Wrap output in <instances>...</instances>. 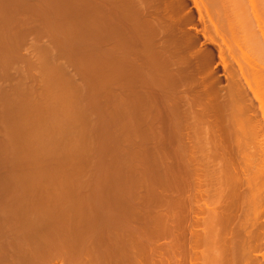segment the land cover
<instances>
[{"label": "rangeland", "instance_id": "obj_1", "mask_svg": "<svg viewBox=\"0 0 264 264\" xmlns=\"http://www.w3.org/2000/svg\"><path fill=\"white\" fill-rule=\"evenodd\" d=\"M5 1V2H4ZM81 0H0V37H2L3 38V36H6V37H4V38H6L5 39V44H3L2 42H3V39L2 38H0V41H2L1 43H0V46H1V44H2V46L0 47V56L1 57H3V59H5L6 57L5 56H7V58H8V60H7V58L5 59L6 61H4V63H2L1 64V61L3 62V60L1 59L0 60V71H1V73H0V116H3L0 120H2L3 121V124L7 121V119H10L11 120V115H13L14 113H16L18 116H20L21 117V115H22V117L20 118V119H22L23 117H25L24 119L26 120L27 119V124H29L30 123V121H31V123L29 124L30 126L32 125V123L34 122L35 124H36V118H38V116H40V118L42 119V117L43 118H45V119H43V120H47V119H49L50 121H51V124L49 123V122H47L48 123V125H46L47 123H45V125L46 126H44V127H41V128H39V130H36V129H38V127L36 128V129H33V128H35L36 126H32V129H30L31 127H29V129H28V127L25 129L26 131L27 130H29L28 132H30V134L28 133L27 135H29V137H31L30 139H28L29 137L27 136V135H25V136H17L16 138H12L11 136H10V133H9V131L12 129V126H13V124L11 123L12 121L14 122V120H11V122H10V120H8L6 123H5V127H3L4 125L1 123L2 121H0V123H1V125H0V149H1V147L2 148H4L5 150L7 149V148H9V149H7L6 150V154H4V149H2V150H0V153H3L4 155H9V156H11L9 153H11V151H12V153H13V148H14V152L15 153H13L12 154V157H13V155H15L14 157H17V155H18V157H17V159L18 160H20V162H22L23 161V163H25V166L24 167H20V168H18V170H20V172H18V170L17 169H15L16 171H17V173H14L13 174V172H15V170L13 169V168H15V167H13V162H14V160H15V158H12V157H10L11 159H14V160H11V159H9V156L6 158V157H4V155L3 154H0L1 156H3L2 158H4V159H2L1 158V156H0V181H2V182H0L1 184H0V186L1 185H3V186H5V189H3V187L1 186V188H0V198H1V201L2 200H7L8 201V197H9V193L11 194V196L13 197L15 194H16V192H17V197L15 196V198H14V200L15 199H19L18 197H20V200L21 201H25V199L27 200V201H25V202H27L29 205H30V207L28 208V211H27V216H28V220H30V221H32V223H34L35 225L33 226V227H30L29 225L27 226V222L26 221H24V220H21V217H19V216H16V215H12L11 217H12V219L14 220H12L11 219V217L10 218H8V217H6L7 219V221L8 222H10L11 223V221L13 222L12 224H15V225H12V224H8V222H6V220L4 219L5 218V216L4 215H1L0 214V216L1 217H3V219L1 218L0 219V241L2 240V244L0 245V261H1V259H2V261H1V263L0 264H4V262L3 261H5V264H15L16 262V264H65V260L63 259V257H64V251L66 252L67 250V254L71 257L72 256V258H70V260L72 259V264H79V261H82V263H86V257L89 255V257L91 256V254L88 252L87 253V251H85L86 252V254H83V253H85V252H81V248L82 247H84L86 244V242L88 243L89 242V238L91 237V239L93 238V237H96L97 235H99L100 233H101V235L102 234H107V235H109L113 230H112V228H111V230L110 231H108V228H105V229H101V228H95V227H93L95 224V222L94 221H96L97 219V221L98 222H100V223H104L105 221H104V219L106 218V216H107V218H109V216L111 217V216H117L118 217V215L120 214V215H122V217L123 216H125L126 215V217H127V215H128V212L130 211V214H131V216H129L128 215V217L127 218H129V221L131 220L130 218H138V217H140V216H138V214L139 215H141L142 213H144V215H147V213L145 214V212H148V214H149V216L152 214V213H150L151 211L154 213V214H156V215H164L166 212H167V210L169 211V209L168 208H170V210L172 209V208H174L173 210H175V212L173 213V212H170L171 214H172V216H175V213L178 211V208L180 207V208H182L181 206H176L177 207V210H176V208H175V205H174V207H167V203H166V201L168 200V202L170 201V199H172L171 201H177L175 198H177V196L179 197V198H177V199H180L181 197L183 198H185L184 200L186 201L187 199H192L190 196H192L191 194L194 192V190H196V189H194L193 190V188H190V189H186V191L187 190H189L188 192H185V190H183V191H180V192H183V194L182 193H180L179 192V190H178V192L180 193V194H178V193H176L177 191V189L175 190V188L174 187H172V188H174V190L173 189H168V188H170V187H168L170 184H168V182L170 183V182H172V183H174V182H176L175 180L177 179V177L176 176H178V172L176 173V171H177V169L176 168H178L179 167V163H178V161L179 160H177V156H178V154L176 153L175 154V147L178 145H176L175 143H176V139L174 140L173 138H175V137H169V133H171L170 131H172V127L170 128V130L168 131V132H166L167 130L166 129H168V127H167V125H166V127H165V124H166V121H168L167 119H169V125L170 126H172V120H173V118H169V117H167V119H165L166 118V116H167V114H165L167 111H166V107L164 106L165 104L164 103H162V100H161V102H160V100L158 99V98H156V95H153L152 96V94H155L154 92V90L155 89H153V88H151V87H149V86H147L146 84H144V83H139V84H137V85H135L134 87H132V89H130L131 88V81L128 83V81L129 80H131L133 77H135V76H137L135 79H143L144 77H138V75H140V73H138V71L137 70H135V73H133V71H132V69H131V66L129 67V65H131L130 63H131V61H133L134 63H136V64H138V61L140 60L141 61V56L139 57V55H136V57L138 58V59H136V57L134 56V58L133 57H129L130 56V53H128L129 51H127L133 44H131V43H133L132 42V40H131V36L130 37H128L129 36V34H128V32H127V34L128 35H124V33L126 32L125 31V29L124 28H121V26H119L118 27V25H120V23H119V21L117 22V20H115V18L112 16L111 17V15L109 14V13H105V12H103L102 11V13L100 12V10L98 11L97 9H96V7L95 6H88V5H86L87 6V9H85V10H83L84 9V4L82 3V1L80 2ZM80 2V3H79ZM257 2V1H256ZM78 3V4H77ZM258 3V2H257ZM73 4V5H72ZM11 5H13V6H11ZM17 6V7H16ZM80 6V7H79ZM2 7V8H1ZM8 7V8H7ZM15 7V8H14ZM89 7V8H88ZM261 7V6H260ZM259 7V8H260ZM13 8V9H12ZM79 8V9H78ZM95 8V10H92V9H94ZM262 8V7H261ZM75 9V10H74ZM263 10H264V8H262ZM19 10V11H18ZM81 10H83V11H81ZM87 10V11H86ZM89 10V11H88ZM96 10H97V13H93V12H96ZM86 11V12H85ZM110 11V10H109ZM192 11H194V9L192 10ZM260 12V11H259ZM261 12H263V11H261ZM261 12H260V14H261ZM69 13H71L70 15H69ZM87 13H89L88 15H87ZM99 13V14H98ZM111 13V12H110ZM5 14V15H4ZM67 14V15H66ZM76 14H78V15H76ZM84 14V15H83ZM92 14V15H91ZM95 14V15H94ZM97 14V15H96ZM106 14V16H103V15H105ZM108 14V15H107ZM264 14V13H263ZM83 15V16H82ZM101 15V16H100ZM110 15V16H109ZM95 16H96V18H95ZM99 16V17H98ZM78 17V18H77ZM83 17V18H82ZM84 17H86L85 18V20L84 21H87V18L89 19V20H91V22H89V21H87V24L88 25H84V27H87L88 26V28H87V30L85 29L84 30V28H82L83 27V25H81V24H84L83 22L84 21H82L83 19H84ZM102 19H101V18ZM106 17V18H105ZM109 17V18H108ZM97 18H99V19H101L103 22H101V20H97ZM103 18H104V20H103ZM112 18H114V19H112ZM240 18V19H239ZM239 18H237L238 20L236 21V22H239V20H240V24L239 25H241V27H243L244 25H242L241 24V22H243V17H239ZM264 19V16L263 17H260V19ZM79 21H78V20ZM92 19H93V22H94V20L96 21V25H95V22H94V25L95 26H97V24H98V21H100L101 23L100 24H102L101 25V27L100 26H97V28L98 27H100L101 28V30H103V31H101L102 32V34H103V32H105L106 30H107V34H105L104 33V35H103V37L100 35V31H98V30H100V28L98 29V30H96L97 28L94 26V25H92L91 26V24H93L92 23ZM108 19V20H107ZM242 19V20H241ZM244 19H246L245 17H244ZM113 20H115L114 22H113ZM104 21H105V23H104ZM248 20L246 19V22H247ZM263 21V20H262ZM261 21V22H262ZM108 22L110 23L109 25L111 26V29H110V26L108 27V26H105V25H107L108 24ZM116 22V23H115ZM264 22V21H263ZM86 23V22H85ZM104 23V24H103ZM235 23V22H234ZM249 23V22H248ZM79 24V25H78ZM89 24H90V26L91 27H89ZM113 24V25H112ZM237 24V23H236ZM245 24V23H244ZM247 24V23H246ZM46 25V26H45ZM52 25V26H51ZM57 25V26H56ZM62 25V26H61ZM103 25H104V27H103ZM8 26V27H7ZM73 26V27H72ZM114 27V29H113V27ZM61 27V28H60ZM102 27H103V29H102ZM197 30H201L202 29V27H201V25H197ZM245 27V26H244ZM54 28V29H53ZM81 28V29H80ZM89 28H92V29H89ZM96 28V29H95ZM108 28V29H107ZM119 28H121V29H119ZM190 27H187V28H185L186 30L187 29H189ZM7 29V30H6ZM45 29V30H44ZM104 29H105V31H104ZM109 29L110 30H114L112 33L113 34H115V35H117V34H121V36L122 37H120L119 36V38H118V35L117 36H114V38L115 39H117L118 41L119 40H121V38H123L122 39V41H125L126 43H127V45L126 44H124V45H121V43L123 44V42L122 41H120V42H116V40H113V42H115V43H117L118 45H119V43H120V45L123 47V46H125V47H123L122 49H123V57L125 58V62H124V59L121 57V46H118L120 49V53H119V50L117 49L118 47H117V44H115V46H114V49H112V47H110L113 51H111V52H108V53H106L105 51H109V49H108V46H113L114 44H113V42H111L110 40H112V39H114L113 38V36L112 37H110V39L108 40V42H107V40L105 39V38H109V37H105V36H111L112 34H110V32H109ZM119 29V30H118ZM123 29V30H122ZM176 29V28H175ZM185 29H181L182 31L181 32H179L177 29H176V31H175V33H174V36L176 35V38L175 39H177V40H175V42H176V44H177V42L179 41L180 42V44H182V45H178L179 44V42H178V46H181V47H178L179 48V51H177L178 52V54H176V57H178V58H180V60H182V62H184V60L186 61V60H188L187 61V63L189 64V61L190 62H192V64H189L190 65V68H194V70H192V69H189L188 68V73H189V71L191 72L190 73V76H189V78H191V79H189V78H187L188 79V86H190L191 87V89L186 85L185 86V82L187 81V79H186V81H182V82H180L181 84L183 83V85H181V86H179V88H178V85L180 84H178L177 85V87H176V89L177 90H175L176 91V95L178 96H175L174 94H173V92L175 93V91H172V93H170V95L172 94V96L173 97H175V98H173L174 100H176L177 102H178V107H180V108H178L177 106H176V104H174L173 102H175L172 98V100L170 101V102H172V104H174V106L172 107V110H173V108H175L174 110H177V111H172V113H171V116H172V114H174V116L176 115V117H182V113H183V111H184V109H185V107L186 106H184L183 105V107H184V109H182L183 107H182V104L180 103V101H182L183 102V100L181 99L182 97H187V98H185V99H188V97H189V99L188 100H190V101H188V103L190 102V103H196V104H194V106H195V108H196V106L198 107V103H197V101L199 100V104L203 101L204 103H201L202 104V107H205V105L203 106V104H207L208 102V106L209 107H205V108H203V109H205V110H208L207 112H209V115H212V113L214 114V116H215V114H218V113H216V112H218V111H222V115H219V118L222 116V117H224L225 119H223L222 120V117H221V120L223 121V123H224V120L225 121H227L228 120V125L230 124V123H232L233 121L235 122V118L236 119H238L239 120V122H240V124L239 125H235V127H231V128H235L236 129V127L238 126L239 128H237V129H239V130H241V132H242V134H244L243 135V137H241V139L239 140L240 142L238 143V141H237V143L239 144V148H241L240 147V143H243L244 144V146L247 144V146H248V143L250 144V147H249V149L248 148H246L245 147V149H246V154H247V150H248V152H250L249 154H250V156H249V154H244L245 152H243L244 151V148H243V151H242V148H241V151H242V155H246L247 157H244V156H238L239 157V159H240V157L243 159V157H244V159L245 158H249L250 157V159H251V157H252V155L251 154H253V159L255 158V159H257V158H259L258 156H260V157H262V154L264 155V150H263V153H260L261 151H260V148H261V146L263 147L264 145H259V143L258 142H260L261 143V141L264 139V137H263V133L262 134H260L259 135V137H258V140H257V138H253V139H256V141H257V143H258V145H257V143L255 142V141H253V140H251L252 139V137L250 138V136H251V131H252V122H249L248 121V118L250 117V115H251V118L254 116V119H256V120H254L253 118H252V121L254 120V121H259V123H260V121H261V123H262V125H263V121L264 120H262L261 118V116H263V112H261L260 110H262V108L260 109V106L261 105H263L264 104V88L262 87L263 85H261V89L262 90H260L259 89V87H258V84H259V86H260V80L261 81H264V76L262 77V76H260V78H259V76H257V75H259V71H261V72H263L264 70H261L262 68V66H264V64L263 63H259L258 64V68H257V66L254 68V70L255 71H253V70H249V65L247 64L248 62H249V60H248V62L247 63H245L244 65L246 66L247 65V67H246V69H243V71H244V73L246 72L247 73V71H249L248 72V74H250L249 76H251L250 77V79H251V81L253 80H259V82L257 83V81H255V83H256V85L257 86H254L255 88H256V92H257V94H256V92H254V94L256 95V97L254 96V94H253V90L255 89V88H252L251 86L252 85H250V90L251 89H253L252 91H250L249 90V88H248V86H247V84L246 83H244V80H242L241 81V79L240 80H238V81H240L237 85H236V88H235V90H236V92H237V89L239 88L240 89V86H241V83H244V84H242L243 86H241L242 88L241 89H243V90H241L242 92L243 91H245L244 89H246V92H247V95L248 96H245L244 98L246 99V100H252V102H253V107L254 108H251L252 106H251V103L252 102H246V100H244V99H242L243 97V95H244V93H242L241 92V94L242 95H240L239 96V98H238V96H236L237 94H235L234 92H233V94H234V96H236V98H238L239 100L240 99H242L243 100V102H244V107L246 108V105L247 104H250V105H247V106H249V108H251L252 110H250L249 112H252L254 115L252 116V113H249L248 111L246 112V114L248 115V117L245 115V111H243L244 110V107H243V105H242V102L241 103H239L240 101H238V99H236V101H235V103H233L234 101H233V99H232V97H233V95L231 94L232 93V87H234V86H232V85H234L236 82H238L237 81V77L236 76H238L239 74H237L236 73V71H238L236 68H238L237 67V65L236 64H238V65H240L239 64V62H237L239 59H241V56H242V54H244L245 52H243V50L245 49V47H246V49H245V51L249 48L250 49V44H248V48H247V45L245 46V41H246V38H247V34L246 33H244V34H246L245 36H246V38H245V36H243V33H240L238 36H240V37H238L239 38V41L240 40H242V42L240 43L241 44V47L243 46H245L243 49H242V54H240L241 53V50L240 49H238V48H236V51L238 50V54L240 55H237V53H236V51L234 52V53H236V55H233L232 54V56H233V59H230V58H232V56L230 57V56H227V60L226 61H224V64L223 63H221V61H220V59H219V56H218V52H217V50H216V47H215V45L212 43H210L209 44V39H207L206 40V43H205V41H204V39L201 37V34H198L197 35V38H200V39H198L199 41L195 44V45H193L194 46V49H193V47L191 46V47H187L188 46V44L186 43V42H188V40H190V38L188 39L186 36H188V35H186L187 33L186 32H188V30L185 32V34L183 33L184 31L183 30H185ZM3 30V31H2ZM78 30H80V32L78 31ZM89 30V31H88ZM96 30V32L94 33V31ZM116 30V31H115ZM199 30V31H200ZM45 31V32H44ZM82 31H88V34L86 35V33L87 32H82ZM93 31V32H92ZM117 31H119V32H117ZM179 32V34H178V32ZM44 32V33H43ZM67 32V33H66ZM115 32H117V33H115ZM124 32V33H123ZM123 33V34H122ZM184 34V36H181L182 34ZM191 33L192 34H194L195 33V31L193 30V31H191V29L189 30V37H190V35H191ZM2 34H3V36H2ZM10 34V35H9ZM74 34V35H73ZM93 35V38H98V39H93V38H91L90 36L91 35ZM98 34H99V36H98ZM126 34V33H125ZM181 34V35H180ZM242 34V35H241ZM53 35V36H52ZM72 35V36H71ZM81 35V36H80ZM88 35H90V36H88ZM94 35H96V36H94ZM13 36V37H12ZM61 36V37H60ZM83 36H85L86 38H85V40L83 39L82 40V38H84ZM245 38V40H243L244 38ZM9 37V40L7 39ZM90 39L89 41H90V43H89V41L87 40L88 38ZM99 37H101V38H99ZM117 37V38H116ZM178 37V38H177ZM181 37V38H180ZM60 38V39H59ZM64 38V39H63ZM103 38H104V40H103ZM112 38V39H111ZM183 38V39H182ZM187 38V39H186ZM214 38H216V37H214ZM241 38V39H240ZM243 38V39H242ZM12 39V40H11ZM68 39V40H67ZM94 41H93V40ZM102 41H101V40ZM129 39V40H128ZM217 39V38H216ZM14 40V41H13ZM66 40V41H65ZM100 41V42H102L101 44H106L105 46H107V47H105V46H103L102 45V47H101V45H99L100 44V42H96V41ZM217 40H219V39H217ZM11 42V43H9V42ZM24 41V42H23ZM56 41V42H55ZM65 41V42H64ZM85 41V42H84ZM86 41H88V42H86ZM109 41L111 42V43H109ZM204 41V42H203ZM17 42V43H16ZM68 44H67V43ZM92 42H94V45H93V43ZM98 43L97 45H96V43ZM105 42V43H104ZM124 42V43H125ZM204 44V45H202V43ZM243 42L245 43L244 45H243ZM23 43V44H22ZM84 43V44H83ZM89 43V44H88ZM109 43V44H108ZM187 44L186 45V49L184 48V46H185V44ZM189 44H190V42H188ZM192 43V42H191ZM7 44H9V45H11V46H9V45H7ZM15 44V45H14ZM20 44V45H19ZM83 44V45H82ZM94 46H92V45ZM17 45V46H16ZM87 45V46H86ZM90 45V46H89ZM202 45V46H201ZM211 45V46H210ZM263 45V44H262ZM4 46H6V49L5 50H3L5 47ZM19 46V47H18ZM82 46H84V49L83 50H87L89 47H90V49H89V51H91V52H89V51H87L86 53H87V56H86V54H85V52L84 53H82ZM99 47V49L97 48V47ZM128 46H130V47H128ZM196 46L198 47L197 49H199V47H200V51H199V53H201V51L203 52V50H204V52H206L205 51V49L207 48V51L208 52H211V51H214L213 52V54L215 55L214 57H212V58H214V60L212 59V63L208 66H205V65H203L201 62H199L200 61V55L198 56V55H196L197 54V52H198V50L196 49ZM9 47H11V48H9ZM62 47V48H61ZM86 47V48H85ZM91 47H93V48H91ZM105 48V51H104V48H103V50L101 49V48ZM240 47V48H241ZM263 47V46H262ZM18 48V49H17ZM128 48V49H127ZM181 48H183V49H181ZM188 48V49H187ZM212 48H213V50H212ZM39 49V50H38ZM46 49V50H45ZM94 49H98L99 51L101 50V51H103V52H105L104 53V55L101 53V55L98 53L97 54V51L96 50H94ZM110 49V50H111ZM115 49H117V54H119V57H118V55L117 54H115L116 53V51H114ZM159 50V52H158V50ZM248 49V50H249ZM252 49V48H251ZM5 51V52H3V51ZM6 50H8V51H6ZM44 52H43V51ZM124 50H126V51H124ZM197 50V51H196ZM10 51V52H9ZM94 51V52H93ZM98 51V52H99ZM100 51V52H101ZM160 48H158V46H156V53H150V56L153 58H156V60H158L157 62H161V59L163 60V58H161V59H158L159 58V56H158V54H157V52L158 53H160ZM182 51V52H181ZM183 51H184V53H186V54H183ZM196 51V52H195ZM252 51V50H251ZM262 51H264V47L262 48ZM9 52V53H8ZM13 52V53H12ZM69 54H68V53ZM71 52V53H70ZM114 52V53H113ZM128 54H127V53ZM2 53H5V54H7V55H4L3 56V54ZM44 53V54H43ZM67 53V54H66ZM94 53L95 54H97V55H95L94 56ZM110 53V54H109ZM128 55H126V54ZM180 53H181V55L182 56H180ZM198 53V54H199ZM212 53V52H211ZM249 53H250V55H251V52L250 51H247V55L249 56ZM43 54V55H42ZM46 54V55H45ZM148 55H149V53H147ZM156 54V55H155ZM191 54H193V56H190ZM263 54H264V52H263ZM13 55V56H12ZM84 55V56H83ZM100 55V56H99ZM103 55V56H102ZM108 55V56H107ZM109 55H110V57H109ZM113 56V58H112V60H111V57ZM115 55H117L116 57H115ZM126 55V56H125ZM178 55V56H177ZM194 55H196V56H194ZM247 55H244V57H246ZM254 55V54H253ZM90 56H92L91 58H88V57H90ZM98 56H99V58H98ZM156 56H158V57H156ZM180 56V57H179ZM184 56V57H183ZM234 56H236L235 58H234ZM252 56V55H251ZM246 57V59L245 58H243V60L246 62V60L247 59H249V58H253V57H255L254 59L255 60H257V59H259V58H257V56H253V57ZM0 57V58H1ZM47 58V62L46 63H44V61H45V59ZM72 57H74V58H72ZM87 57V58H86ZM97 57V58H96ZM107 58L108 59V57H109V59L108 60H110V62L112 63V64H110L109 63V61H107V62H105L104 60H107V59H103L102 60V58ZM118 57V58H117ZM126 57L128 58H132V60H130L129 58H128V60L126 61ZM183 57V58H182ZM190 57V58H189ZM196 57V58H195ZM237 57H239V59L237 58ZM259 57V56H258ZM45 58V59H44ZM96 58V59H95ZM114 58H116V59H120V60H122L123 62L121 63L120 62V60H116V59H114ZM153 58V59H154ZM197 58H199V60H197ZM238 60H237V59ZM73 59V60H72ZM75 59V60H74ZM84 59V60H83ZM99 59V60H98ZM113 59H114V61H113ZM134 59V60H133ZM226 59V58H225ZM230 59V60H229ZM253 59V60H254ZM97 60V61H96ZM135 60H138L137 62L135 61ZM197 60V63H200V65H202V66H205V69H204V67H199L198 68V65L199 64H197L195 61ZM236 60V61H235ZM242 60V59H241ZM241 61V62H244V61ZM250 60H252V59H250ZM70 61V62H69ZM85 61V62H84ZM103 63H102V62ZM113 61V62H112ZM115 61H117L118 63H115ZM128 61H130V63L128 62ZM214 61V62H213ZM216 61V62H215ZM229 61H230V63H232V65L231 64H229ZM79 62V63H78ZM83 62V63H82ZM91 62L92 63H94V64H91ZM101 64L100 65V67H99V63ZM119 62L121 63V65L119 64ZM157 62H156V64H157ZM228 62V64H226ZM234 62V63H233ZM235 62H237V63H235ZM45 64V67H44V65L42 66V64ZM52 63V64H51ZM108 63L110 64V65H112V67L111 66H109L108 65ZM123 63H124V67H125V63H126V66H127V64H128V66L127 67H125L126 69H124V67H123ZM194 63V64H193ZM222 65H221V64ZM48 65V67H47V65ZM90 64V65H89ZM119 66H118V65ZM233 64H234V67H235V70H234V72H235V74H234V72L232 71L231 72V70H230V72L232 73H230L229 72V70L226 68V70H228V71H226V72H224L225 70H224V66L226 67V66H229V68L231 67V68H233ZM261 64V65H260ZM263 64V65H262ZM94 65H97V66H94ZM103 65H105V66H103ZM195 65H197V66H195ZM199 65V66H200ZM243 65V63L240 65V66H244ZM55 66H56V68H55ZM95 68H94V67ZM115 66V67H114ZM194 66V67H193ZM245 66L244 67H242V68H245ZM261 66V67H260ZM1 67H2V69H1ZM42 67H44V68H42ZM97 67V68H96ZM98 67L99 68H101L102 69V67H103V70L101 71V69H99V70H97L98 69ZM106 69H105V68ZM108 67H111V68H113V70H116V71H118L117 73L116 72H113V70H111V68L109 69ZM119 67H121V68H119ZM249 67V68H248ZM59 68H61V70L59 69ZM77 68V69H76ZM116 68V69H115ZM123 68V69H122ZM198 68V69H197ZM260 68V70L259 71H257L258 69ZM41 69H43V71H44V69H46L45 71L47 72H45L44 74H42V75H45L47 78H49L48 80H50V78H51V80H50V83L53 85H51V84H49V82H48V80L45 78V76H42L41 75V73L43 72ZM48 69V70H47ZM50 69H51V71H50ZM56 69V70H55ZM122 69V70H121ZM128 69H130L129 71H128ZM170 69V68H169ZM196 69H197V71H196ZM202 69V70H201ZM210 69V70H209ZM234 69V68H233ZM264 69V68H263ZM42 72H41V71ZM97 70V71H96ZM106 70V71H105ZM110 71L111 70V72H108V71ZM204 70V72H202ZM211 70H212V72H214V73H211ZM52 71H53V73H52ZM62 71V72H61ZM96 71V72H95ZM128 71V73H130L131 71V73L130 74H132V76L130 75V74H127L126 72ZM137 71V72H136ZM251 71H253L254 73L256 72L257 73V75L255 74L254 76L255 77H257L256 79H254L255 77H252L253 76V72H251ZM52 73V74H50V73ZM81 72V73H80ZM99 72H100V74L102 75V76H100V74H99ZM112 72L114 73V74H112ZM172 72V71H171ZM198 72V73H197ZM202 74H201V73ZM206 72V73H205ZM210 72V74H212V76H210V77H212L211 78V80L209 79V81L206 79V78H210L209 76L208 77H204V76H206V75H210V74H207V73H209ZM218 72V73H217ZM230 73V75H228V76H230V78L231 77H233V74L235 75L234 77H236V79L234 78L233 79V81H236V82H233L232 80H230V78H228V76H227V74L228 73ZM49 73V74H48ZM61 73V74H60ZM105 73V74H104ZM115 73H116V75H115ZM252 73V74H251ZM264 73V72H263ZM4 74V75H3ZM55 74V75H54ZM56 74H59V75H56ZM86 74V75H85ZM98 74V75H97ZM104 74V75H103ZM119 74V75H118ZM127 74V75H126ZM135 74V75H134ZM224 74H226L225 76H224ZM262 73H260V75H261ZM49 75H51V76H49ZM118 75V76H117ZM130 75V76H129ZM134 75V76H133ZM189 75V74H188ZM203 75V76H202ZM3 76V77H2ZM56 76H58V77H56ZM61 76V80H60V77ZM85 76V77H84ZM89 76V77H88ZM117 76V77H116ZM124 76V77H123ZM126 76H128L127 78H126ZM178 76V75H177ZM177 76H174L175 78H177ZM248 75H246V77H249ZM42 77H43V79H42ZM56 78V79H54V78ZM100 77V78H99ZM188 77V76H187ZM194 77V78H193ZM202 77H204V78H202ZM262 77V78H261ZM57 78L59 79V81L58 82H60V83H58L57 84ZM104 78V79H103ZM106 78V79H105ZM116 78V79H115ZM120 78V79H119ZM123 78V79H122ZM214 78H216V79H214ZM220 78V79H219ZM226 78H228V80L226 79ZM259 78V79H258ZM44 79H45V81H44ZM98 79V80H97ZM102 79V80H101ZM124 79H126V80H124ZM129 79V80H128ZM137 79V80H138ZM195 79V80H194ZM204 79V80H203ZM213 79H214V81L215 80H217V82H214V84L212 85V86H214V87H210L211 86V84H212V82H213ZM232 79V78H231ZM63 80V81H62ZM117 82H116V81ZM121 80V81H120ZM194 80V81H193ZM229 80H230V82H229ZM53 81H55L54 82V84H53ZM124 81V84L122 83V85L120 86V83L121 82H123ZM126 81H127V83H126ZM140 81V80H139ZM192 81V82H191ZM204 81V82H203ZM206 81V82H205ZM221 81V82H220ZM233 83H232V82ZM246 81H247V79H246ZM250 81V80H249ZM47 84H46V83ZM63 82H65V83H63ZM191 82V83H190ZM200 82V83H199ZM112 83H113V85H112ZM116 83V84H115ZM117 83H119V85H117ZM185 83V84H184ZM211 83V84H210ZM215 83H217V84H215ZM232 83V85H230V84ZM247 83H248V81H247ZM253 83V85H254V82H252ZM56 84H57V86H56ZM108 84V85H107ZM126 84V85H125ZM128 84H129V87H127L128 86ZM190 84V85H189ZM204 84V85H203ZM240 84V85H239ZM249 84H251V83H249ZM248 84V85H249ZM61 85H62V87H61ZM86 85V86H85ZM116 85L117 86H120L121 88H122V91H120L121 90V88L120 87H116ZM138 85L140 86V88L138 87ZM146 86V87H144V86ZM21 86H22V88H21ZM49 86V87H48ZM65 86H67V87H65ZM98 86V87H97ZM105 86V87H104ZM144 88H143V87ZM183 86L184 87H186L190 92L191 91H194V93L196 92V94L195 95H192L193 94V92H189L188 90H187V92L189 93H185L186 91V88H183ZM239 86V87H238ZM245 86V87H244ZM46 87V88H45ZM50 88L49 89V91H48V88ZM54 87H56L55 89H57L56 91H55V89H54ZM58 87L60 88L59 90H60V92H58L59 90H58ZM115 87V88H114ZM148 87V88H147ZM180 87H182V90H181V88ZM244 87V88H243ZM257 87H258V89H257ZM21 88V89H20ZM51 88H52V90H51ZM64 88V89H63ZM65 88H66V91H65ZM203 88V89H202ZM209 88V89H208ZM18 89L20 90V91H18ZM47 89V90H46ZM54 89V90H53ZM134 89V90H133ZM138 91H137V90ZM184 89V90H183ZM239 89H238V92H240L239 91ZM61 90H63L62 92H61ZM67 90H69V91H67ZM101 90V91H100ZM109 90V91H108ZM140 90H141V92H140ZM144 90V91H143ZM180 90V91H179ZM259 90V91H258ZM26 91V92H25ZM93 91V92H92ZM119 93H118V92ZM131 91L134 93V95H133V93H131ZM136 91H137V93H136ZM146 91H147V93H146ZM149 91V92H148ZM151 91V92H150ZM185 91V92H184ZM207 91H210V92H207ZM216 91H217V93H216ZM229 91H231V95H228V92ZM20 92V93H19ZM46 92H48V93H50V94H52L51 96H48V95H50V94H48V93H46ZM70 92V93H69ZM106 92V93H105ZM112 92V93H111ZM120 92L122 93V94H120ZM132 94V97H131V99H133V98H135V99H133V100H129L128 98L131 96V94ZM178 92V93H177ZM180 92V93H179ZM246 92H245V94H246ZM263 92V93H262ZM18 93V94H17ZM48 94L47 96L45 95L44 96V94ZM60 93L62 94V93H65V94H62L61 96H59L60 95ZM140 93V94H139ZM183 93V94H182ZM215 93V94H214ZM219 93V94H218ZM2 94V95H1ZM11 94V95H10ZM19 94H21V96L19 95ZM68 94H69V97H67L68 96ZM70 94H72V95H70ZM137 94V95H136ZM142 94H146L145 96H146V98H145V96H143ZM218 96H217V95ZM260 94H261V96H260ZM5 95H7V97L5 96ZM23 95V96H22ZM75 95V97H73ZM116 95V96H115ZM119 95V96H118ZM124 95V96H123ZM126 95H127V97H126ZM142 95V97H140ZM183 95V96H182ZM187 95V96H186ZM3 96V97H2ZM12 96V97H11ZM16 96V97H15ZM25 96H27V97H25ZM57 96H59V98H61V97H63V96H65L64 98H62V99H59V98H57ZM72 96V97H71ZM78 96V97H77ZM96 96V97H95ZM120 96H122V97H120ZM134 96V97H133ZM155 96V97H154ZM171 96V97H172ZM198 96V97H197ZM201 96V97H200ZM208 96V97H207ZM228 96L230 97V96H232V97H230L231 99H232V103L234 104V106L232 107L231 105H233V104H230V102L228 101ZM5 97V98H4ZM9 97V98H8ZM14 97V98H13ZM41 97V98H40ZM48 97V98H47ZM90 97V98H89ZM137 97V98H136ZM148 97V98H147ZM151 97H153V98H151ZM179 97H181L180 99H179ZM197 97V98H196ZM213 97L215 98V99H213ZM24 98V99H23ZM49 100L50 102H48L47 104L48 105H46V103H44L46 100ZM54 98V99H53ZM66 98H67V101H66ZM85 98V99H84ZM116 98V99H115ZM120 98V99H119ZM143 98H145V100L143 101ZM156 98V99H155ZM220 98V99H219ZM226 98H228L227 99V103H229L230 104V107H232L230 110H228V109H225L224 111H223V109H224V107L225 106H223L222 104H226ZM263 98V99H262ZM6 99H8V101L6 100ZM43 99V100H42ZM57 99V100H56ZM84 99V100H83ZM93 99V100H92ZM117 99H119V100H117ZM128 99V100H127ZM137 99V100H136ZM156 100V101H153V100ZM259 99V100H258ZM3 100V101H2ZM10 100H12L13 101V103H12V101H10ZM17 100V101H16ZM22 100H23V102H25V100H27L25 103H22ZM29 100H31V101H29ZM62 100H65L66 102H62L61 104H60V101H62ZM68 100H70V101H72L73 100V102H70V101H68ZM74 100H76L75 102H74ZM83 100V101H82ZM90 100V101H89ZM135 100L137 101V102H135ZM263 101L261 104L259 103V101ZM5 101L8 103V102H11L10 104L12 105H10V107L5 103ZM51 101H55V102H57L56 103V105H58V101H59V105L61 106V110L63 109V111L64 110H66V112L64 111V112H60L61 110H59L60 108V106L58 105V107L57 106H55L54 104H55V102L53 103V102H51ZM139 101V102H138ZM157 101H159L160 102V104L161 105H163L165 108H163V109H165L164 111H166L165 113L164 112H162L163 110H162V106H161V108H159L160 106H158V105H160V104H158V102ZM192 101V102H191ZM231 101V100H230ZM238 101V103H236ZM14 102H15V104H14ZM17 102V103H16ZM28 102H29V104H28ZM36 102V103H35ZM40 102H42V103H44L43 105H42V103L40 104ZM47 102V101H46ZM93 102V103H92ZM97 102H98V104H97ZM115 102V103H114ZM118 102V103H117ZM126 102V103H125ZM132 104H131V103ZM136 103V105L135 104H133V103ZM211 102V103H210ZM219 102H221V105L223 106V109L222 110H218V108L220 107V103ZM225 102V103H224ZM4 103V104H3ZM32 103H33V106H32ZM67 103V104H66ZM120 103V105H118ZM130 103V104H129ZM138 103V104H137ZM150 103V104H149ZM166 103V102H165ZM214 103V104H213ZM219 103V104H218ZM247 103V104H246ZM9 104V103H8ZM21 105L22 104V106L20 107V106H18V105ZM28 104V106H26ZM31 104V105H30ZM34 104H38V106L36 105H34ZM50 104V105H49ZM139 104H142V105H139ZM144 104V105H143ZM181 104V105H180ZM201 104L199 105V107H201ZM212 104V105H211ZM218 104V105H217ZM39 105H41V108H42V110H41V108H40V106ZM52 105V106H51ZM66 105V108L64 107V106ZM70 105V106H69ZM75 105V106H74ZM94 105V106H93ZM105 105V106H104ZM130 105H132V106H130ZM139 105V106H138ZM166 105H167V103H166ZM213 105H215L214 107H213ZM260 105V106H259ZM5 106V107H4ZM16 106V107H15ZM45 106H47V107H45ZM49 106V107H48ZM51 106V107H50ZM53 106H54V108L55 109H50V108H53ZM101 106V107H100ZM114 106H115V108H114ZM121 106V107H120ZM124 106V107H123ZM134 106L135 107H137V108H134ZM141 106V107H140ZM142 106H145V107H142ZM176 106V107H175ZM221 106V107H222ZM229 106V105H228ZM251 106V107H250ZM4 107V108H3ZM12 107H14V108H12ZM23 107H24V109H23ZM29 107H30V110H29ZM32 107H35L36 109H34V108H32ZM39 107V108H38ZM63 107V108H62ZM71 107V108H70ZM108 107V108H107ZM127 107V108H126ZM130 107L133 109V110H135V111H131V109H130ZM211 107H213V109L211 108ZM227 107V106H226ZM225 107V108H226ZM2 108H3V110H2ZM16 108V109H15ZM22 108V109H21ZM27 108V109H26ZM47 108L49 109V110H51L52 112H50L49 110L47 111ZM67 108H69V110H67ZM78 108V109H77ZM80 108V109H79ZM83 108H84V110H83ZM154 108H155V111H154ZM158 108V109H157ZM194 108V107H193ZM193 109V115H192V117L195 115L196 116V114L195 113H197L198 112V115L199 116H201V115H204L205 117H203V119L204 118H211L212 116H206L205 114H206V112L205 113H201V112H203L202 111V109L201 110H199L200 108H198V109ZM215 108H217L216 110H215ZM228 108V107H227ZM235 108V109H234ZM248 108V107H247ZM246 108V109H247ZM256 108V110H255V112H254V109ZM260 110H259V109ZM27 111H26V110ZM44 109H46L45 111H44ZM57 109V110H56ZM103 109V110H102ZM114 109V110H113ZM160 109V110H159ZM179 109V110H178ZM181 109L183 110L182 112H181ZM234 109V110H233ZM7 110V111H6ZM20 110V111H19ZM23 110V111H22ZM26 112H25V111ZM71 110V111H70ZM78 111V113H77V111ZM87 110V111H86ZM113 110V111H112ZM128 110V111H127ZM138 112H137V111ZM141 110H142V112H141ZM153 110V111H152ZM158 110V111H157ZM211 110V111H210ZM218 110V111H217ZM34 111V112H33ZM38 111H39V114H38ZM41 111V112H40ZM69 111H70V114H68L69 113ZM86 111V112H85ZM146 111H148L147 113H146ZM156 111H157V113H156ZM196 111V112H195ZM215 111V112H214ZM226 111V112H225ZM8 112V113H7ZM12 112V113H11ZM18 112H19V114H18ZM29 112H33L31 115H33V116H30L29 115V117L27 116V114L29 113ZM46 113V115H44V114H41V113ZM47 112H48V114L49 115H47ZM71 112H73V113H71ZM81 112V113H80ZM83 112V113H82ZM92 112V113H91ZM129 112H130V115H129ZM135 112V113H134ZM160 112V113H159ZM174 112V113H173ZM223 112H224V114H227V116L226 115H224L223 114ZM27 113V114H26ZM51 113V114H50ZM53 113V114H52ZM57 114V116H56V114ZM75 113V114H74ZM96 113H98V114H96ZM114 113V114H113ZM134 113V114H133ZM163 113V114H162ZM176 113V114H175ZM200 113V114H199ZM257 114V117L255 116L256 114ZM21 114V115H20ZM30 114V113H29ZM37 114V115H36ZM68 114V115H67ZM83 114V115H82ZM85 114V115H84ZM136 114V115H135ZM141 114V115H140ZM160 114V115H159ZM178 114V115H177ZM181 114V115H180ZM208 114V113H207ZM5 115V116H4ZM7 115H9V116H7ZM24 115V116H23ZM51 115V117H52V115H54L53 116V118H49V116ZM62 116L61 118L59 117V116ZM64 115H65V119H63L64 118ZM70 115H72V116H70ZM84 116L83 118H82V116ZM111 115V116H110ZM134 115V116H133ZM147 115H149L148 117H147ZM155 115V116H154ZM160 117H158V116ZM165 116V117H163V116ZM258 115H259V118H258ZM48 116V117H47ZM75 116V117H74ZM81 118V119H78L79 117ZM129 116V117H128ZM139 118H138V117ZM153 116V117H152ZM194 116V117H195ZM217 116V115H216ZM228 117L229 119H227L226 117ZM7 117V118H6ZM31 117H33L32 119H31ZM36 117V118H35ZM47 117V118H46ZM56 117V118H55ZM71 117V118H70ZM72 117H73V120H72ZM76 117H77V119H78V121H75V119H76ZM112 117V118H111ZM126 117V118H125ZM147 117V118H146ZM152 117V118H151ZM156 117V118H155ZM197 117V116H196ZM235 117V118H234ZM75 118V119H74ZM84 118H85V120H84ZM129 118V119H128ZM136 120H135V119ZM161 118H164V120L163 119H161ZM219 118H212V121H215V122H217L218 123V121L217 120H219ZM250 118V119H251ZM24 119H22V120H24ZM55 119V120H54ZM70 119V120H69ZM83 119V121H84V123H83V121L81 122V120ZM134 119V120H133ZM172 119V120H171ZM24 120V121H25ZM62 121V120H64L65 121V123L62 121V122H60V121ZM130 120H132L131 122H130ZM144 120L146 121V122H144ZM171 120V121H170ZM209 121H207V122H203V125L202 124H200V123H198V125L201 127V131L199 130V128L196 130L197 132H196V136H197V144L200 142L199 140H202L201 142L204 144V142H206V140H208V137H206L207 136V132H208V126L206 125V123H208V125H210V123L209 122H211V119H208ZM221 120H219V123H220V121ZM230 120V121H229ZM232 120V121H231ZM29 121V122H28ZM57 121V122H56ZM74 122L75 121V123H77V124H75V123H71V122ZM135 121V122H134ZM158 122V123H155V122ZM163 121V122H162ZM189 121V119L186 121V122H188ZM222 121H221V123H222ZM45 122V121H44ZM68 122V123H67ZM79 122V123H78ZM80 122H81V124H80ZM153 122H154V124H153ZM171 122V123H170ZM190 122H191V120H190ZM238 122V123H239ZM10 124L9 126H8V124ZM33 123V124H34ZM56 123V124H55ZM59 124V127H58V124ZM67 123V124H66ZM143 123V124H142ZM145 123V124H144ZM148 123H150V125L148 124ZM189 123V122H188ZM219 123H218V125L217 124H215V123H213L212 122V124H213V126H219ZM222 123V124H223ZM236 123V122H235ZM235 123H233V126H234V124ZM7 124V125H6ZM57 126V127H55V125ZM62 124H64V126L62 125ZM69 124V125H68ZM146 124L148 125V126H146ZM205 124V125H204ZM220 125V126H223V125ZM225 124V126H223L224 128L226 127H229V126H231V125H229V126H227V122H225L224 123ZM54 125V126H53ZM60 125H61V127H60ZM67 125V126H66ZM71 125H72V127H71ZM133 125V126H132ZM142 127H141V126ZM153 125H154V128H153ZM155 125H156V127L158 126V127H161L160 128V130H159V128L157 127H155ZM160 125V126H159ZM198 125H196L197 127H198ZM261 125V126H262ZM8 126V127H7ZM50 126H52V127H50ZM70 126V127H69ZM75 126V127H74ZM80 126V127H79ZM105 126V127H104ZM146 126V127H145ZM164 128H163V127ZM169 126V127H170ZM204 128H203V127ZM219 126V127H220ZM243 126V127H242ZM46 127V128H45ZM67 127V128H66ZM81 128V130L78 128ZM82 127H84L85 128V134L87 133L88 135H86V137L84 136L85 134H84V128L82 129ZM101 127V128H100ZM133 127V128H132ZM210 127H211V125H210ZM45 128V129H44ZM47 128H49V129H47ZM50 128H52V132H51V130H50ZM55 128V129H54ZM56 128H58V129H56ZM63 128H65V130L63 129V131H62V129ZM69 128V129H68ZM70 128L72 129V131L74 130L75 132L73 133V132H71V130H70ZM134 129V130H136L135 131V133H131L132 134V136H131V134H130V132H132V129ZM145 128H146V130H145ZM148 128V129H147ZM203 128V129H202ZM220 128H222V127H220ZM2 129H3V131H2ZM8 130V131H5V130ZM47 129V130H46ZM77 129V130H76ZM151 129V130H150ZM223 129V128H222ZM236 129V130H237ZM32 130L34 131V133H35V131H37L38 132V135H37V132L35 133V135H34V133L32 132ZM54 130V131H53ZM57 130V131H56ZM90 130V131H89ZM99 130V131H98ZM143 130V131H142ZM154 130V131H153ZM158 130V131H157ZM203 134L205 131H207L205 134V136H203L202 134H200V132ZM205 130V131H204ZM215 130H216V132L218 133V134H220V135H222L221 133H220V130H218L217 129V127H215ZM225 130V129H224ZM41 131H43V132H41ZM47 132V134L45 133V132ZM49 131V132H48ZM58 131H60V132H58ZM81 131V133H78V132H80ZM119 131V132H118ZM121 131V132H120ZM144 131H146V132H144ZM157 131V132H156ZM160 131V132H159ZM185 131V130H184ZM183 131V132H184ZM262 131H264V127H262ZM5 132H8L7 134L5 133ZM43 133V134H41V133ZM56 132V133H55ZM65 132H67V133H65ZM76 132H77V134H76ZM82 132H83V135H82ZM134 132V131H133ZM158 132H159V134L161 135V137L158 135ZM182 131H180V133H178L179 135H182L181 133H183ZM187 132V131H186ZM221 132H222V130H221ZM39 133H40V136H39ZM51 135H50V134ZM53 133V134H52ZM62 134V136L60 135V137H61V139L63 138V140H61L62 141V143L59 141L60 139V137L58 136L59 134ZM68 133H69V135H68ZM71 133V134H70ZM119 133V134H118ZM124 133V134H123ZM148 133V134H147ZM174 131H172V133H171V135H174ZM200 134V136H198L197 134ZM223 133H224V131H223ZM4 134V135H3ZM33 134V135H32ZM44 134H46L45 135V137H43L44 136ZM49 134V135H48ZM56 134V135H55ZM66 134V135H65ZM80 134V135H79ZM100 134V135H99ZM129 134V135H128ZM143 134H144V136H143ZM184 134H185V132H184ZM218 134H217V136H218ZM6 135V136H5ZM31 135V136H30ZM37 135V136H36ZM53 135H55V138H54V136ZM74 135H76L77 137H75ZM94 135V136H93ZM118 135V136H117ZM134 135V136H133ZM175 135H176V133H175ZM174 135V136H175ZM219 135V136H220ZM224 135V134H223ZM223 135H222V138L224 139V141L226 142V141H228L229 142V144L231 143L232 144V146L235 144H233L232 142H233V140H232V138L230 139H228V140H226L227 139V137H223ZM261 135H262V137H261ZM38 136H39V138H38ZM65 136H67L68 138L70 137V136H72V137H70L69 139H72V140H69L67 137L65 138ZM90 136V137H89ZM114 136V137H113ZM122 138H121V137ZM155 136V137H154ZM164 136V137H163ZM185 136V135H184ZM217 137V139H218V141H219V143H220V141L221 140H223V139H220L219 140V138H221V137ZM6 137H10V139L11 140H9L8 138H6ZM32 137H34L33 139H32ZM85 137V138H84ZM96 137V138H95ZM160 137V138H159ZM198 137H200V138H198ZM5 138V139H4ZM24 138H25V140L27 139V141H29L30 140V142H26L25 140H24ZM50 138V140H48ZM58 138V139H57ZM75 138H77L79 141H80V138H83L82 139V141H86L85 143L84 142H82V141H80V145H79V142L77 141V139H75ZM88 138H89V141H88ZM148 138V139H147ZM161 138L164 140V141H161ZM171 138V139H170ZM202 138V139H201ZM206 138V139H205ZM2 139H4L3 140V142L4 143H8V144H6V145H1L3 142H2ZM8 139V140H7ZM16 139V140H15ZM19 139V140H18ZM20 139H22V140H20ZM33 140V143H32V140ZM118 139V140H117ZM173 139V140H172ZM204 139H205V141H204ZM261 139V140H260ZM13 140H15V141H18L17 143H19L18 145L19 146H17V144H16V142L15 141H13ZM35 140V141H34ZM36 140H38V141H36ZM41 140V141H40ZM44 140L46 141L45 143H44ZM48 140V141H47ZM144 140H145V142H144ZM166 140V141H165ZM170 140V141H169ZM232 140V141H231ZM249 140V141H248ZM43 141V142H42ZM51 141V142H50ZM52 141H54V142H52ZM71 143H70V142ZM74 141V142H73ZM115 141V142H114ZM158 141V142H157ZM223 141V142H224ZM12 142H14L13 143V146H15V144H16V146L15 147H13V146H11L10 145V143H12ZM21 142V143H20ZM27 143V144H25V146L27 147H25L24 146V143ZM36 142H38V143H36ZM40 142V143H39ZM51 144H50V143ZM60 142V143H59ZM89 142H90V146H89ZM95 142V143H94ZM163 144L164 142H166L167 144H168V150L169 151H171L170 152V155H171V153H172V155L170 156V155H167V153H166V156L165 155H163V153H165V149L166 148H162V147H164V146H167L166 145V143H164V145L162 146L161 145V143ZM168 142H170V144H175V146L173 147V145H171V149H169L170 147V144L168 143ZM173 142V143H172ZM175 142V143H174ZM201 142H200V145H202L201 144ZM228 142H227V144H222V147L221 148H224V147H226L225 148V150L226 149H228V148H232V146L231 147H229L230 145L228 144ZM253 142H255V143H253ZM23 143V146L21 145ZM30 143H32L31 145H30ZM42 143H44V148H45V150H47V149H49V150H47L48 152H52L51 153V156L49 157L48 156V154L47 155H44L43 154V156L39 159V161H41V162H39V163H41V164H44V165H46L47 166V168L49 167V169H50V171H49V169H47L46 170V168H39L38 169V167L36 168V167H34V165H37L36 164V161L38 160V156H37V153L39 152V150L41 149L40 148V145H42L43 146V144ZM47 143V144H46ZM54 143H56V144H54ZM59 143V144H58ZM68 145V146H66V144ZM72 143H74V144H72ZM116 143V144H115ZM136 143V144H135ZM160 143V146L158 145ZM222 143V142H221ZM220 143V144H221ZM38 144V145H37ZM45 144H46V146H45ZM63 144V145H62ZM70 144V145H69ZM99 144V145H98ZM138 144V145H137ZM243 144L241 145V146H243ZM252 144H254V145H256V147L254 146V148H253V146H252ZM262 144H264V141H263V143ZM49 145V146H48ZM51 145V146H50ZM60 145V146H59ZM62 145V146H61ZM76 145H77V148L75 149V147H76ZM82 145H83V147H82ZM134 145H136V146H134ZM224 145V146H223ZM227 145H229L228 147H227ZM7 146V147H6ZM12 147V149H11V147ZM29 146H31V148L29 147ZM38 146H39V150H38ZM70 146V147H69ZM89 146V147H88ZM105 146V147H104ZM116 146H118V147H116ZM142 146V147H141ZM158 146L160 147V148H162V149H158ZM162 146V147H161ZM221 146V145H220ZM235 147H236V144L234 145ZM234 146H233V149H234ZM34 147V148H33ZM57 147V148H56ZM62 147V148H61ZM72 147V148H71ZM74 147V148H73ZM80 149H79V148ZM86 147H87V149H86ZM136 147V148H135ZM138 147V148H137ZM174 149H173V148ZM178 147V146H177ZM258 147H260V148H258ZM17 148V150H15ZM18 148H19V150H18ZM22 148V149H21ZM24 148V149H23ZM53 148H55V149H52ZM65 148V149H64ZM67 148H69V149H67ZM84 149L83 150V152H82V149ZM94 150H93V149ZM106 148V149H105ZM220 148V149H221ZM252 148H253V150H252ZM255 148H257V149H259V152H258V154L257 155H255V153H257V149H255ZM11 149V150H10ZM25 149L27 150V151H25ZM29 149H31L30 151H29ZM34 149V150H33ZM67 149V150H66ZM79 149V150H78ZM90 149L92 150V151H90ZM112 149H114V150H112ZM115 149H117L116 151H115ZM136 149H137V151H136ZM141 149V150H140ZM199 149H201V148H199ZM230 149H228V150H230ZM233 149H231V151H233ZM256 151H255V150ZM8 150H10L9 152H8ZM23 150V151H22ZM36 150H37V152H36ZM55 150V151H54ZM58 150V151H57ZM60 150V151H59ZM69 150H71L70 152H69ZM72 150H73V152H72ZM126 150V151H125ZM134 150V151H133ZM160 150V151H159ZM161 150L163 151V152H161ZM31 152V154H30V156H29V152ZM35 151V152H34ZM68 151V152H67ZM111 152V154H109V152ZM118 151V152H117ZM173 151V152H172ZM202 151V150H201ZM220 150H218L217 152H219ZM222 151V152H221ZM221 151H220V155H221V158L222 159H224L223 161H224V163H228V164H230V168H231V171H233V168H234V166H231V161L232 160H234L235 161V159L237 158L238 159V157L235 155V152H231V151H227V153L228 152H231V153H234V156H232L233 154H229L230 156H232L233 157V159H232V157L231 158H229L227 155H226V157H223L222 156V154L225 156V154L226 153H223V151H224V149H221ZM235 151H237V149H235ZM253 151H255V152H253ZM16 152H18V154L16 153ZM20 152H21V154L22 155H25L22 159H20L21 157H22V155L19 157V155H20ZM25 152V153H24ZM57 152V153H56ZM74 152H76V153H74ZM137 152V153H136ZM167 152V151H166ZM198 152V153H197ZM196 152V154H198L199 156L197 157L198 159L197 160H199V157H200V160L202 161V159H203V161H202V163L206 166L207 164L208 165H210V166H208V168L207 167H204L203 166V164H202V166H203V168H206V170L204 169L203 170V168L202 167H200V165H199V161L197 162L198 163V165L196 164V167H200V169H202V172H200V173H203L204 175H202V174H198V172H199V170H198V172L196 173V174H198V177H200V175H201V177H200V179L202 178V177H204V176H206L207 174H209L208 175V178H207V180L209 179V180H211V178L213 177V179H212V182L211 181H207L208 183L209 182H211L212 184L211 185H215V186H211L210 184L208 185L207 183H203V184H205L206 185V187H203V185H201L202 187H203V189L205 190V195L203 194L201 197V199H200V202H199V205H203L204 203H206L207 205H208V203L209 202H211L212 200H214V202H215V199H216V196H217V198H219V197H221V198H219V201H218V199H217V201H218V203L216 202V207H212V206H210V205H208L209 207H212V208H218V206L220 205V204H223V202L224 201H226V199H227V201H229V199L227 198V196L229 195L230 196V194H232V196H233V194H235L236 193V191H238L237 193H238V195L241 193V197H240V195H239V197L241 198V200L243 201V203H244V209H250V208H247V207H253L252 206V204H250V202L249 201H251V203H253L254 204V206H255V203L257 204V202L260 200V199H262L261 198V195L263 196V193H264V190H262V189H264V188H262L261 189V187H259L261 190H259V188H257L256 186H257V181H256V183H255V185H254V183H252V186H253V188H251V187H249L250 189H246L247 187L246 186H250V185H248L246 182H244L243 181V183H242V185L240 186L241 187V189L240 188H235V189H233V191L234 190H236L235 192H231L230 191V193H228V195H226V199L224 200V198H225V194L227 193V191L229 192V187H234V186H231V185H227L226 184V182L228 181V178H224V180H226V181H223V175L225 176H227V174L229 173V172H231V171H228V170H226V172H227V174H225V172L223 173V171H224V169H226V167H228L227 165H226V167L223 165V163H222V159H221V161H220V159H218V161H217V157L215 158V156H212L213 154H215L216 152L215 151H213V153L211 154V156H210V153L212 152V150L208 153V154H203L204 152L202 151L201 153L202 154H199V152L200 151H197ZM239 152V151H238ZM36 153V154H35ZM74 153V154H73ZM103 153V154H102ZM118 153V154H117ZM124 153V154H123ZM134 153V154H133ZM240 153V152H239ZM17 154V155H16ZM34 154V155H33ZM69 154V155H68ZM71 154V155H70ZM84 154V155H83ZM86 154V155H85ZM113 154H116V155H113ZM133 154V155H132ZM148 154H149V156H148ZM168 154H169V152H168ZM217 154V153H216ZM241 154V153H240ZM261 154V155H260ZM32 155V156H31ZM54 155V156H53ZM67 155V156H66ZM75 155V156H74ZM77 155V156H76ZM98 155V156H97ZM128 155V156H127ZM136 155V156H135ZM174 155H175V158H174ZM177 155V156H176ZM194 155H195V153H194ZM217 155H219V153L217 154ZM53 156V157H52ZM70 156H72V157H75V158H73V159H71V157ZM97 156V157H96ZM132 156V157H131ZM167 158V159H164L165 157ZM197 155H195V157H196ZM209 156H210V158H209ZM236 156V158H234ZM249 156V157H248ZM255 156V157H254ZM28 157V158H27ZM33 157H35V159H33ZM45 157V158H44ZM56 157V159H53V158H55ZM67 157V159H65V158ZM70 157V158H69ZM78 157V158H77ZM81 157V158H80ZM89 157V158H88ZM127 157V158H126ZM169 157H172L173 158V160H171L172 158H169ZM208 159H207V158ZM212 157H214V159H215V161L217 162V163H215L213 160V158ZM220 157V156H219ZM218 157V158H219ZM264 157V156H263ZM262 157V158H263ZM44 158V159H43ZM79 158H80V160H79ZM126 158V159H125ZM142 158V159H141ZM151 158V159H150ZM205 158H206V160H205ZM261 158V160H259V159H257V162H256V160L254 161L253 159H251L252 161H254V163L256 162V163H258V162H260V161H264V159H262ZM17 159H16V161H17ZM29 159V160H28ZM43 159V160H42ZM46 159V160H45ZM48 159V160H47ZM53 159V160H52ZM68 159H70V160H68ZM75 159H77V161H74ZM120 159H122V160H120ZM179 159V158H178ZM196 159V158H195ZM227 159H229V160H227ZM236 159V160H237ZM238 159V160H239ZM242 159H240V160H242ZM3 160V161H2ZM4 160H6V162H9V161H7V160H11V161H13V162H11L10 161V163L8 164H6V162H4ZM46 162H45V161ZM62 160H63V162H62ZM119 160V161H118ZM126 160V161H125ZM150 160H151V162H150ZM177 160V161H176ZM207 160H212V161H207ZM248 160V159H247ZM259 160V161H258ZM24 161H26V162H24ZM30 161H32V163L30 162ZM51 162L50 164L53 166V163H54V166L53 167H59V170H58V168H56L57 169V171H55L56 169H54L53 170V167L52 166H50L49 165V162ZM66 161H68V163H67V167H64V165L66 164L65 162ZM79 161H81V162H79ZM86 161V162H85ZM174 161L176 162V164H174V165H171V166H174V168L176 169H174L173 167V169L175 170L174 172H173V169L172 168H170V164H173L174 163ZM205 161V162H204ZM233 161V162H234ZM243 161V160H242ZM252 161H243L244 162V164L243 165H246L245 163L246 162H252ZM56 162V163H55ZM63 164H62V163ZM95 162H97V163H95ZM211 162V163H210ZM213 162H214V164H213ZM221 162V163H220ZM241 162V161H240ZM58 163H60V164H58ZM65 163V164H64ZM69 163H72L71 164V166H73V165H75L74 167H69L68 168V165H69ZM77 163V164H76ZM85 163V165L83 166V165H81V164H84ZM123 163V164H122ZM125 163H127V165L125 164ZM196 163V162H195ZM205 163H207V164H205ZM210 163V164H209ZM249 163H247V164H249ZM253 162L251 163L252 164V169L250 168V170H249V172H247L248 171V168H246L245 169V167H247V166H245L244 167V171L246 172V173H248V174H245L246 176L248 175V177H246V178H252L251 176H253V174H255V173H251V171H253L254 172V170H256V169H258L259 168V166H258V168H256L257 166L254 164ZM56 164V165H55ZM57 164H58V166H57ZM164 164V165H163ZM166 164V165H165ZM215 165L214 167H213V165ZM216 164H218V165H222L221 167L220 166H216ZM259 164H262L263 165V167H264V162L262 163V162H260ZM3 165V166H2ZM5 165V166H4ZM26 165H28V166H26ZM49 165V166H48ZM61 165H62V167H63V169H62V167H61ZM117 165V166H116ZM123 165H125V166H123ZM255 165V166H254ZM7 166V167H6ZM9 166V167H8ZM33 166V167H32ZM70 166V165H69ZM82 166V167H81ZM85 166H87L86 168H85ZM113 166V167H112ZM135 166V167H134ZM167 166H168V170L170 169V171L169 172H171V175L170 174H168L167 175V173H169L166 169H167ZM176 166V167H175ZM178 166V167H177ZM225 168H224V167ZM254 166V167H253ZM13 167V168H12ZM79 167H81V168H79ZM117 167H119V168H117ZM162 167H163V169H164V167H165V169L164 170H166V171H163V169H162ZM195 167V168H196ZM210 167V168H209ZM217 167H218V171H216V169H217ZM233 167V168H232ZM236 167H237V165H236ZM249 167V166H248ZM262 167V166H261ZM261 167H260V169H261ZM262 167V168H263ZM21 168H23L22 169V172H21ZM34 168V169H33ZM35 168L36 169H38V170H35ZM128 170V172H127V170ZM158 170H157V169ZM192 168V167H191ZM222 168H223V171H222ZM26 171H25V170ZM31 169V170H30ZM65 169V170H64ZM82 169V170H81ZM111 169V170H110ZM117 171H116V170ZM129 169H132V170H129ZM137 169V170H136ZM208 169V170H207ZM220 169V170H219ZM228 169V168H227ZM7 171V173H6V171ZM12 170V171H11ZM35 170V171H34ZM76 170V171H75ZM161 170H162V172H161ZM212 170L214 171L213 173H212ZM247 170V171H246ZM263 170H264V168H263ZM5 173H4V172ZM9 171H11L12 172V174H13V177L15 176V178L12 180L11 178V173H9ZM23 171H25V172H23ZM28 171V172H27ZM31 171V172H30ZM33 171V172H32ZM45 171H47V172H45ZM56 173H55V172ZM81 171V172H80ZM94 171V172H93ZM119 171H120V173H119ZM134 171V172H133ZM150 171H152V172H150ZM182 171V170H181ZM205 171H208V172H205ZM257 171H259V169L257 170ZM37 172V173H36ZM38 172L40 173L39 175H38ZM45 172V173H44ZM50 172V173H49ZM80 172V173H79ZM84 172H86V173H84ZM125 172V173H124ZM129 172H131L130 174H129ZM142 172H143V174H142ZM146 172V173H145ZM160 172L162 173V174H160ZM173 172V173H172ZM191 172H192V170H191ZM193 172H194V169H193ZM192 172V173H193ZM209 172H211V173H209ZM219 172V173H218ZM221 172V173H220ZM244 172V173H245ZM1 173H2V175H1ZM9 173V174H8ZM25 173V174H24ZM36 173V174H35ZM42 173H44V174H42ZM51 173H52V175H51ZM57 174V176L55 175V174ZM126 176H124L123 174ZM127 173V174H126ZM139 173V174H138ZM144 173H145V176H143L144 175ZM156 173V174H155ZM166 173V174H165ZM180 174H182V172H179ZM186 173V172H185ZM194 173V174H195ZM231 173H233V172H231ZM252 175H251V174ZM258 173V172H257ZM256 173V174H257ZM4 174V175H3ZM29 174V175H28ZM31 174V175H30ZM50 174V175H49ZM63 174V175H62ZM75 174V176H72V175H74ZM120 174H122V175H120ZM129 174V175H128ZM135 174V175H134ZM175 174H177V175H175ZM215 174H216V176H215ZM219 174H220V176H221V178H222V180H220L221 178H220V176H219ZM243 174V173H242ZM5 175H9V177H7V176H5ZM21 175H23V176H21ZM27 175V176H26ZM49 175V176H48ZM65 175V176H64ZM82 175V176H81ZM120 175V176H119ZM143 176V178H142V176ZM160 176L159 178L157 177V176ZM166 175V176H165ZM183 175V177H184V174H182ZM214 175V176H213ZM228 175H230V173L228 174ZM231 175H233V174H231ZM230 175V177L232 178V180L234 181V175H233V177ZM238 175H241V172H239V174ZM250 175V176H249ZM3 176H5V178H3ZM17 176H18V180L19 179H21L22 178V180L20 181H17L18 182V184H20V185H18L16 182H15V180L17 179ZM31 176H33V177H31ZM35 176V177H34ZM41 176V177H40ZM43 176V177H42ZM62 176V177H61ZM71 176H72V178H71ZM121 176H123L122 178H121ZM132 176V177H131ZM164 176V177H163ZM168 176H170L171 177V181H170V177L168 178ZM188 176V174L185 176V177H187ZM255 176V175H254ZM253 176V177H254ZM257 176V175H256ZM255 176V177H256ZM7 177V178H6ZM11 177V178H10ZM24 177H25V179H24ZM29 178V180H28V178ZM38 177V178H37ZM39 177H40V179H39ZM46 177H48V178H46ZM65 177V178H64ZM140 177V178H139ZM145 177V178H144ZM155 177V178H154ZM162 177H163V179H162ZM176 177V178H175ZM193 177V176H192ZM192 177H191V173H189V176L187 177V182L190 184L191 183V181L194 179V177H193V179H192ZM218 178V180L216 179V178ZM237 178H238V176H236ZM8 178H10V180L8 179ZM33 178H35V179H33ZM58 178V179H57ZM130 178H132V179H130ZM134 178V179H133ZM148 178H149V180H148ZM156 178H158V179H156ZM167 178V179H166ZM175 179V180H173V179ZM178 178L180 179V178H182V176H178ZM190 178V179H189ZM230 178V179H231ZM257 178V177H256ZM256 178H252V180L254 179V180H256ZM2 179V180H1ZM6 179H8V180H6ZM52 179H54L53 181H52ZM56 179V180H55ZM65 179H67V180H65ZM138 179V180H137ZM164 179H166V180H164ZM183 179V178H182ZM186 179V178H185ZM188 179L190 180V181H188ZM197 179H199V178H197V177H195V179H194V182L195 183H198L197 182ZM202 179H205V178H202ZM264 179V178H263ZM11 180L13 181V182H11ZM27 180V182H25V181ZM32 180H34V181H32ZM37 180V181H36ZM45 180H46V182H45ZM116 180V181H115ZM123 180V181H122ZM159 180V181H158ZM166 182V181H168L167 183H165L164 181ZM214 180V181H213ZM219 180H220V182H219ZM230 181L231 183L233 182V181ZM251 180V181H252ZM253 180V181H254ZM259 180V179H258ZM261 180H262V178H261ZM8 181V184L9 183H11V185H12V183L14 184V191L12 190L13 188V186H11V185H8L6 182ZM25 182V184H24V182ZM32 181V182H31ZM164 183H163V182ZM216 181V182H215ZM251 181H250V183H251ZM252 181V182H253ZM15 182V183H14ZM34 182V183H33ZM54 182H56L57 184H53ZM186 182V184H188ZM217 182H218V184H217ZM223 182H225V185H223ZM255 182V181H254ZM259 182V184H260V181H258ZM262 182V181H261ZM38 183H40V185L41 186H37L36 184H38ZM50 183H52V184H50ZM152 185H151V184ZM162 183V185H167L166 187H168V188H164V186L162 187L160 184ZM215 183V184H214ZM234 183V182H233ZM247 184L246 186L245 185H243V184ZM263 183V182H262ZM261 183V184H262ZM24 184V185H23ZM29 185L28 187L26 186V185ZM33 184V185H32ZM43 184V185H42ZM45 184V185H44ZM70 184V185H69ZM80 184V185H79ZM234 184H237V183H234ZM260 184V185H261ZM17 185H18V187H17ZM32 185V186H31ZM53 185V186H52ZM59 185V187L57 188V186ZM62 185V186H61ZM150 185V186H149ZM160 185V186H159ZM218 185V186H217ZM6 186H8L9 188L11 187L12 189L9 191V188L8 187H6ZM126 186V187H125ZM128 186V187H127ZM148 186V187H147ZM152 186V187H151ZM174 186V185H173ZM207 186H209V189H208V187ZM217 186V187H216ZM236 186V185H235ZM238 185H237V187H239ZM22 187V189H24V190H21L20 191V188ZM32 187V188H31ZM33 187H35V189L33 188ZM37 187H38V189H37ZM63 187V188H62ZM65 187V188H64ZM71 187V188H70ZM83 187V188H82ZM99 187H100V189H99ZM140 187H142V188H140ZM212 187V188H211ZM215 187V188H214ZM224 187H226L225 188V192H224ZM246 187V188H245ZM263 187V186H262ZM29 188V189H28ZM30 188L32 189L31 191H29L30 190ZM43 188V189H42ZM51 188V189H50ZM98 190H97V189ZM119 188V189H118ZM123 188V189H122ZM210 192L209 194H208V191H206V189ZM219 188V189H218ZM229 188V189H228ZM243 188V189H242ZM256 188V189H255ZM7 189V191H4V190H6ZM17 189V190H16ZM27 189V190H26ZM37 189V190H36ZM59 189H62L61 190V192L59 193ZM72 191H71V190ZM82 189V190H81ZM167 189V190H166ZM214 190V191H210V190ZM216 189V190H215ZM240 189V190H239ZM254 189V191H253V193H254V196H255V194H256V197H260L259 198V200H258V198L256 199L257 200V202H255L256 200H254V198L252 199L251 197H253V193L251 194V191L250 192H248V190H253ZM33 190H36V191H33ZM53 192H52V191ZM57 190V191H56ZM102 190V191H101ZM114 190V191H113ZM115 190H117V191H115ZM121 190V191H120ZM145 190H148V192H147V194L149 193V195H147L146 193H144V191ZM151 190V193L149 192ZM201 190H202V188H201ZM204 190H202L203 192H204ZM218 190H219V192H218ZM222 190V191H221ZM231 190V189H230ZM246 190H247V192L248 193H250V194H246L245 192H246ZM256 190H259L260 192H258V191H256ZM28 191V192H27ZM42 191V192H41ZM157 193H156V192ZM215 191L216 192H218V193H216V194H214L213 196H212V194L213 193H215ZM242 191H244L243 192V194H242ZM3 192L4 193H6V192H9L8 193V195H6L7 196V198H6V196L3 194ZM14 192V193H13ZM31 192V193H30ZM39 193V194H37V193ZM63 192H65V193H63ZM69 192V193H68ZM83 194H82V193ZM97 192V193H96ZM123 192V193H122ZM128 192V193H127ZM146 192V191H145ZM190 192V193H189ZM223 192H224V194H223ZM257 192V193H256ZM29 193V194H28ZM35 193V194H34ZM43 193H44V195H43ZM53 193V194H52ZM61 193H62V195H61ZM71 193V194H70ZM80 193V194H79ZM92 193V194H91ZM114 193V194H113ZM143 193V194H142ZM208 195H207V194ZM212 193V194H211ZM237 193H236V198H237ZM258 193H260L259 195H258ZM20 194H22V195H20ZM25 194L27 195L28 194V198L30 199V200H32V201H30V200H28V198H27V196H25ZM36 195L37 194V196L39 195V198L36 196V198H35V196L34 195ZM46 194H47V196H46ZM68 194V195H67ZM91 194V195H90ZM96 194V195H95ZM146 195L147 196V198L146 197H144L143 195ZM157 194H159L160 195V198H159V195L157 196ZM174 194H176V195H174ZM196 194V192H194L193 193V197L194 196H198L197 194ZM220 194V195H219ZM48 195H50L51 196V198H48V197H50V196H48ZM53 195V196H52ZM59 195V196H58ZM70 195V196H69ZM115 195V197H113ZM156 195V196H155ZM181 197H180V196ZM211 195V196H210ZM246 195H249V196H247L250 200H248V198L246 197ZM252 195V196H251ZM258 195V196H257ZM2 196V197H1ZM10 196V197H11ZM43 196H44V198H43ZM56 196V197H55ZM79 196V197H78ZM101 196V197H100ZM127 196V197H126ZM136 196H137V198H136ZM150 198H149V197ZM205 196V197H204ZM228 196V197H229ZM232 196H230L231 198H233ZM9 197V198H10ZM12 197L10 198V199H12ZM100 197V198H99ZM118 197V198H117ZM120 197H121V199H120ZM135 197V198H134ZM141 197H142V199H141ZM158 197V198H157ZM171 197H173V198H171ZM189 197V198H188ZM208 197V198H207ZM211 197V198H210ZM215 197V198H214ZM245 197V198H244ZM255 197V198H256ZM264 197V196H263ZM36 199V201L34 200V199ZM41 198H42V200H41ZM46 198H48V199H46ZM54 198V199H53ZM59 199V201H58V199ZM67 198V199H66ZM78 198V199H77ZM126 199V201H127V203H128V201L129 200H131L133 203L131 204V202H129V204H126V202H125V199ZM130 198V199H129ZM152 198V199H151ZM153 198H154V200H153ZM158 199V202L157 203H155L156 201H157V199ZM230 198V200H232ZM47 200V203H46V200ZM50 199V200H49ZM61 199H62V201H61ZM70 199V200H69ZM133 199V200H132ZM147 199H149V200H152V203H151V201H150V203L152 204H150L149 202H148V200ZM159 199L160 200H162L161 202L159 201ZM198 199V200H199ZM203 199H205V200H207V201H205V200H203ZM209 199V200H208ZM221 199V200H220ZM222 199H223V201H222ZM234 199H235V197H234ZM233 199V202H235V200ZM238 199L239 198H237V203L236 204H238V206L240 207V208H237L238 206H235L234 204L235 203H233V202H230V203H232V204H230L229 202H227L228 204H230V205H232L231 207H230V205H229V207L231 208V210H230V208H228L226 205H227V203L226 202H224L225 204H223L222 206H226L227 207V209H226V212H227V215H228V213H232L234 210V212H237L235 215V217H234V213H233V215L232 214H230V216H232V218H231V221H232V219H234V221H235V225H234V223H233V221L229 224V223H227L228 225H231L230 227H231V230H233L234 229V227L237 225V223L239 224V219H241V217L242 218H244L245 216H249L250 218L252 217V215L254 214L253 212H252V214H251V211H253V208H254V210H256V207L258 208L259 206H261L262 204H263V201H262V204L261 205H259V203H258V206L256 205V207H253V208H251L252 210H249V211H246V210H244V209H241V208H243V206H241L242 205V203L240 204V202H241V200L240 201H238ZM248 201V203H246L247 201ZM13 200V199H12ZM12 200H9V202L10 201H12ZM38 200V201H37ZM39 200L41 201L40 203H38L39 202ZM55 202H54V201ZM110 200V201H109ZM122 200L124 201V202H122ZM144 201L143 202V205H141L142 203V201ZM145 200L147 201V202H145ZM156 200V201H155ZM164 200V201H163ZM181 200V199H180ZM44 201V202H43ZM69 201V202H68ZM104 203H103V202ZM113 201V202H112ZM119 201H120V203H119ZM155 201V202H154ZM170 201V202H171ZM174 201V202H175ZM187 201H189V200H187ZM186 201V202H187ZM221 201H222V203H221ZM246 201V202H245ZM54 202V203H53ZM62 203V204H60V203ZM84 202V203H83ZM102 202V203H101ZM109 203L110 202V204H111V206L110 205H107L106 207H102V206H105L106 205V203ZM138 202V203H137ZM154 202V203H153ZM165 202V203H164ZM208 202V203H207ZM239 202V203H238ZM260 202H261V200H260ZM42 203H43V205H42ZM70 203V204H69ZM84 205H83V204ZM91 203V204H90ZM121 204V207H120V205H115V204ZM150 205H148V204ZM165 204L166 205V207H165V205L163 204V205H161V204ZM34 204H35V206H34ZM38 204V205H37ZM45 204V205H44ZM53 204V205H52ZM59 204V206H56V205H58ZM103 204V205H102ZM113 204V205H112ZM126 204V205H125ZM133 205V208L132 209H130L129 208V206H131V205ZM154 204V205H153ZM157 204V205H156ZM209 204H211V203H209ZM249 204H250V206H249ZM39 205L41 206V207H39ZM61 205V206H60ZM77 205V206H76ZM81 205V206H80ZM127 205H128V207H127ZM140 205L142 206V207H140ZM212 205H213V202H212ZM33 206V207H32ZM48 206H50V207H48ZM70 206V207H69ZM95 206V207H94ZM135 206V207H134ZM156 206V207H155ZM158 206H160L159 208H157ZM222 206H219V208H221ZM236 207L235 209H233L234 207ZM264 206V204L261 206V207H263ZM32 207V208H31ZM34 207H36L35 209H34ZM42 207L44 208L43 210H41L42 209ZM46 207V208H45ZM62 207L64 208L63 209V211H62ZM100 207V208H99ZM109 207H111V209H108ZM121 209H120V208ZM154 207V208H153ZM224 207L223 208H221V209H223V211L224 212H221V215L222 216H224V214H225V210H224ZM258 208V212H260V215H259V213L257 212V211H255V213H257L256 215H259V217H257L256 216V218H254V221H250V220H252L253 219V217H255L254 215H253V217H252V219H249L248 221V226H245V224L243 225V226H245V228H243V231L244 230H251L250 231V234L248 233V235H246L248 238H249V236H251V234L253 233V232H257V233H259L260 231H261V235H263V236H261L260 237V239H262L261 240V242L262 243H260V246H261V248L262 249H259L258 251H257V249H258V247L260 248V246H258V243L259 242H257V244H254V246L256 245V250L254 251V249H253V251H254V253H251L252 254V257H256V259H258L259 261H260V263H258V262H256V263H258V264H264V259H262V256H264V210H261V209H264V208ZM56 210H55V209ZM60 210H59V209ZM66 208V209H65ZM69 208H70V210H69ZM101 208H103L102 210H101ZM118 208V209H117ZM122 208H123V210H122ZM179 208V209H180ZM40 209V210H39ZM46 209H47V211H46ZM108 209V210H107ZM120 209V210H119ZM126 209V210H125ZM148 211H147V210ZM228 209H229V211H228ZM233 209V210H232ZM237 209H239V210H237ZM34 211V213H33V211ZM37 210V211H36ZM58 210H59V212H58ZM65 210V211H64ZM85 210V211H84ZM172 210V211H173ZM218 210V209H217ZM241 210H244V211H246V212H244V216H242L243 215V211L241 212ZM35 211H36V213H35ZM41 213H40V212ZM49 211V212H48ZM56 211L58 212V214L56 213ZM67 211V212H66ZM81 211V212H80ZM87 211V212H86ZM101 211V212H100ZM118 211V212H117ZM184 211V210H183ZM51 212V213H50ZM65 212H66V214H65ZM108 212V213H107ZM120 212H122V213H120ZM156 212H159V213H156ZM179 212H181V210H179L178 212H177V216L179 215L178 213ZM188 211L186 210V213H187ZM219 212H220V209H219ZM53 213V214H52ZM56 213V214H55ZM62 213V215H59V214H61ZM116 213H117V215H116ZM133 213V214H132ZM141 213V214H140ZM163 213V214H162ZM223 213V214H222ZM242 213V214H241ZM251 214V215H249V214ZM263 213V214H262ZM33 214V215H32ZM34 214H35V216H34ZM37 214V215H36ZM47 214V216H46V218H44L45 217V215ZM64 214V215H63ZM167 214V216H170V215H168V212L166 213ZM189 214V213H188ZM238 214V215H237ZM48 215H50L51 217H49ZM54 215H56V216H54ZM95 215V216H94ZM119 215V216H120ZM135 215V216H134ZM136 215H137V217H136ZM159 215V216H160ZM263 215V216H262ZM10 216V215H9ZM14 216V217H13ZM30 216V217H29ZM32 216V217H31ZM88 216V217H87ZM148 216V215H147ZM186 217L187 216H189V217H187V224H186V226L187 227H189V225H190V223H191V219H190V214L189 215H185ZM225 216H226V214H225ZM263 217V219H261L262 217ZM34 217V218H33ZM38 217H40V218H38ZM52 217H53V219H52ZM60 217V218H59ZM92 218L91 220H90V218ZM112 217V218H113ZM121 217V218H122ZM200 218L202 217V216H199ZM203 217L204 218H206L207 216H204L203 215ZM202 217V218H203ZM219 217H221L220 215H219ZM248 217V218H249ZM20 218V219H19ZM52 219V220H50V219ZM54 218H55V220H54ZM84 218V219H83ZM89 218V219H88ZM96 218V219H95ZM111 218V219H112ZM125 218V217H124ZM124 218H122V219H124ZM150 218V217H149ZM148 218V219H149ZM248 218H246L245 217V219H243L244 220V222L243 223H246V221H247V219ZM11 221H10V220ZM32 219V220H31ZM46 220V222L44 221V220ZM47 219H49V221L51 222L52 221V226H51V224L50 223H48L49 221L47 220ZM82 219V220H81ZM88 219V220H87ZM113 219H115V217L113 218ZM136 219H134L133 221H132V223H135V224H133L134 225V227L135 226H137L138 225V227L140 226L139 224V220H138V222H136L137 220ZM139 219V218H138ZM190 219V220H189ZM207 219V221L210 219L209 217H207L206 218ZM260 219V223H259V220ZM2 220H4V221H2ZM19 220V221H18ZM21 220V221H20ZM39 220H40V223H39ZM41 220H42V223H41ZM94 220V221H93ZM106 220V219H105ZM242 220V221H243ZM246 220V221H245ZM255 220H256V222L258 223V225H256L255 226V224L254 223H256L255 222ZM262 220V221H261ZM23 221H24V225L22 224L23 223ZM83 221V222H82ZM90 221V222H89ZM97 221H96V223H97ZM103 221V222H102ZM135 221V222H134ZM149 221H152V220H149ZM242 221H240L241 222V224H242ZM2 222H4V223H2ZM92 222H94V223H92ZM250 222H253V224H254V226L255 227H253V225H250L251 223ZM46 224V225H43V224ZM88 223V224H87ZM219 223H221V224H219ZM219 223H217V225L219 224V226H218V228H217V225H216V223H214V225L212 226V228H214V229H217V230H214L213 229V231H214V233H215V235H216V238H215V241H214V243L217 245V243L216 242H218V244L219 243H221V245H223L222 244V238L224 237V239H226V240H223V241H225V244L223 245L224 247H225V245L227 244V240H229L228 241V244L230 243V246H228V244H227V246L226 247H228L227 249L229 250V253H228V255H229V257H228V255L226 256V263L230 260V262H229V264H231L232 263V261H233V259L231 258V254H232V256H233V258L235 259V257L236 256H234L235 255V253H237V250H236V248L235 249H233V247L235 246V244H236V241L235 240H233V238L231 237L232 235H234L233 234V232L232 231H230L229 233H226V232H222V233H225V236H227L228 234L230 235L231 234V232H232V234L229 236V238H227V237H225L224 236V234H222V235H220V236H222V237H220L219 238V234H221V231H220V228H221V230H225V226H226V224L223 226V224H222V222H219ZM250 223V224H249ZM256 223V224H257ZM6 224V225H5ZM25 224H26V226L28 227H25ZM40 226L41 224V227H39L38 225ZM81 224H82V226H81ZM91 224L93 225V226H91ZM208 224V223H207ZM3 225V226H2ZM12 225V226H11ZM55 225V226H54ZM65 225V226H64ZM216 225V226H215ZM249 225L252 227L251 229H246L247 227H249ZM9 226V227H8ZM19 226H21V227H23L22 229H21V227L19 228ZM45 226V227H44ZM48 226H49V228H48ZM96 226V225H95ZM209 226V225H208ZM216 228H215V227ZM238 226H240V225H238ZM6 228V229H4V228ZM12 227H14L12 230H8V229H11ZM39 227V228H38ZM52 227V228H51ZM68 227V228H67ZM80 227V228H79ZM137 227V228H138ZM202 227H206V229L205 228H202ZM202 227H199V229H198V231H203L204 232V236H206L205 235V232L206 233H208V230H209V228L207 227V226H202ZM224 229H223V228ZM227 228L226 229H230V228H228V226H226ZM237 227V226H236ZM259 227V228H258ZM47 228H48V230L50 231L49 233H48V230H47ZM65 228H67V230L65 229ZM74 228V229H73ZM87 228V229H86ZM208 228V229H207ZM19 230V232L21 231V230H23V231H25V230H27V232L25 231V233L23 232V231H21L23 234H21V239L20 240H18V235H16V233L18 234V231H16V230ZM30 229V230H29ZM46 229V231H47V234L45 235V232H44V230ZM59 229V230H58ZM101 229V230H100ZM134 229V228H133ZM200 229H202V230H200ZM204 229H205V231H204ZM256 229H259V230H256ZM4 230V231H3ZM51 230H53V231H51ZM57 230V231H56ZM63 230V231H62ZM72 230V231H71ZM98 230V231H97ZM135 231H136V229H134ZM133 230V231H134ZM139 230H141V229H139ZM138 230V232H141V231H139ZM236 230H237V228H236ZM254 230V231H253ZM256 230V231H255ZM10 232V234L11 235H9V232ZM12 231H13V233H15L14 235H16V236H14L13 234H12ZM16 231V232H15ZM28 231H29V233H28ZM31 231H32V233L34 232V234H32L31 235ZM59 231V232H58ZM68 231V232H67ZM134 231V233L137 235L138 234V232L136 233ZM220 231V232H219ZM226 231V230H225ZM242 231V232H243ZM4 232H6L7 233V235H5L6 233H4ZM20 232V233H21ZM38 232V233H37ZM61 232V233H60ZM65 232V233H64ZM72 232V233H71ZM115 231H113L112 233H114ZM151 233H153V230H151L150 231ZM150 232H149V234H147V235H150V236H148L149 237V239H151L150 241H149V239L146 241V243H145V241L143 242L144 244H142V245H139V244H137V246H149V245H154V242L156 241V243L157 244H155V245H157V247L159 248H164L165 246H168V245H170L171 243V239L170 238H166L165 237V239H164V237H161V238H157V236H155V235H153L152 236V234H150ZM187 232V231H186ZM203 232H201L202 234H203ZM234 232H235V230H234ZM19 233V234H20ZM43 233V234H42ZM64 233V234H63ZM97 233V234H96ZM112 233L110 234V235H112ZM141 233H143V235H145V233L144 232H141ZM141 233H139V234H141ZM189 231H188V235H189ZM244 233V232H243ZM4 234V235H3ZM25 234V235H24ZM28 234V235H27ZM38 234H39V237H38ZM42 234V235H41ZM50 234L52 235V236H50ZM74 234V235H73ZM83 234V235H82ZM134 234V235H135ZM138 234V235H139ZM186 234V233H185ZM260 234V233H259ZM1 235H2V237H1ZM22 235H23V237H22ZM27 235V236H26ZM37 235V236H36ZM84 235H86V237L88 238H84L85 236ZM187 234H186V237L187 238H189L190 237V235L188 236ZM243 235V234H242ZM253 235V234H252ZM15 238H14V237ZM29 236V237H28ZM33 236V237H32ZM36 236V237H35ZM42 236V239H40V237ZM45 236L47 237V238H45ZM49 236V237H48ZM56 236V237H55ZM78 236V237H77ZM82 236H83V238L84 239H86V240H81L82 239ZM89 236V237H88ZM155 236V237H154ZM159 236V235H158ZM246 236H245V240H243V241H246L247 240V238H246ZM7 237H10V238H7V240L9 239V241H6V238ZM13 237V238H12ZM26 237V238H25ZM27 237H28V239H27ZM59 237V238H58ZM150 237H152L153 239H157V240H155V241H152L153 239L152 238H150ZM160 237V236H159ZM168 237V236H167ZM253 237H257V234H256V236H255V234H254V236ZM253 237H251V240L252 241H255L256 239H252ZM29 238H30V240H32V241H30L29 240ZM35 238L37 239L36 241H35ZM52 238H54V239H52ZM81 238V239H80ZM136 238H137V236H136ZM163 238V239H162ZM235 238V237H234ZM241 238H244V236L243 237H241ZM14 239H15V242L16 241H18L19 243H20V246L23 244L24 245V242H25V245L24 246H22V248H21V250H20V248H16V246H15V242H13L14 241ZM22 239H24L23 240V242L21 243V241H22ZM45 239H46V241L47 242H44L45 241ZM57 239V240H56ZM61 239V240H60ZM70 239V240H69ZM221 240L220 242H219V240ZM230 239H232V242L233 241H235V243L234 244H232L230 241ZM257 239H259V237H257ZM34 240V241H33ZM51 240V241H50ZM59 240H60V243H59ZM146 240V239H145ZM207 240V239H206ZM209 240V239H208ZM242 240L240 239V242H242ZM251 240L250 241H248V243L250 244V243H252L251 242ZM4 241H6V242H4ZM39 241V242H38ZM67 241H69V242H67ZM151 243V241H152V243L153 244H149V242ZM169 241V242H168ZM4 242V243H3ZM28 242V243H27ZM34 242V243H33ZM41 242H43L42 244H41ZM57 242H58V244H57ZM159 242V243H158ZM206 243H210V240L209 241H205ZM239 242V243H240ZM6 243H7V245H6ZM14 243V244H13ZM33 243V244H32ZM38 243V244H37ZM47 243V244H46ZM53 244V246L51 245V244ZM206 243H204L203 242V244H202V246L203 247H201V244L197 247V251H199L200 252V254H198V255H200L201 257H199V256H197V257H199V258H197V257H195L194 259H198V260H192L191 261V259H188V260H190V261H188V260H186V261H188L189 263H195V264H213V263H215V260H214V258L216 259V258H218V256H219V252H217V251H219V249L218 248H221L222 246L219 244V246L216 248V250L214 251V252H216L215 253V255L213 256L212 255V257H210V250H207V244ZM224 243V242H223ZM243 243V242H242ZM253 243H256V241L255 242H253ZM252 243V244H253ZM3 244H5V245H3ZM32 244V245H31ZM205 244H206V246H205ZM241 244V243H240ZM251 244V245H252ZM17 245V244H16ZM27 245H28V247L29 248H26L27 247ZM35 245V246H34ZM42 245V246H41ZM49 245V246H48ZM214 245V244H213ZM251 245H249V246H251ZM9 248H8V247ZM15 247V250H14V247ZM30 246L32 247V248H30ZM63 246V247H62ZM69 246H71V247H69ZM102 246V248L100 249V247ZM100 247L98 246V247H96L98 250L94 253V255H95V257L97 258V257H101V259L99 258V261L101 260V262H100V264H114V263H116V261L118 262V261H120L121 260V263H124L123 262V260L121 259L122 257H124V255H125V253L124 254H122V252H121V254L119 253L118 255H121V256H119L118 257V255L117 256H114L115 255V252H113L112 250L110 251H108L107 252V254H105L104 253V250H107L108 249V246L106 245H101ZM151 246H149V247H151ZM221 246V247H220ZM253 246V245H252ZM25 248V251L26 250H28L29 251V253L26 251V253L23 251L24 250V248ZM40 249H39V248ZM106 247V248H105ZM110 247V246H109ZM112 247V246H111ZM110 247V248H111ZM131 247L132 248H130L132 251H133V257H132V253H130V251H129V253H130V257H132V258H130L129 256H127L128 258L127 259H129V261H128V263L130 262L131 263V260L134 258L135 259V253H136V251L135 250H138L139 249V251H137V252H141V253H137L138 254V257H139V255L140 254H142V255H144L143 256V258H141V256L142 255H140V257L139 258H137L136 257V259H135V262H133L132 261V263L131 264H135V263H139V261H140V264H150L151 263V260L154 262V260L155 261H159L161 258L163 259V258H165V259H168V257H166V255H164V254H162L161 253V255H158V254H160V253H157V252H159V251H156V252H153L152 253V257L151 256H148V257H146L145 258V256L147 255L146 253H148V252H150V251H148L147 252V250H144L143 251V249H146L147 247H143V249H142V251H140V249L142 248V247H138V249L136 248V249H133V248H135L136 247V245L135 246H132L131 245ZM154 247H156V246H154ZM199 247H200V249H199ZM209 247H212V246H208V249H209ZM213 247H215V246H213ZM236 247V246H235ZM6 248V249H5ZM39 250H38V249ZM45 248V249H44ZM61 248L63 249L62 251H63V253H62V251H61ZM64 248H65V250H64ZM114 248V247H113ZM207 250V251H205V249ZM232 248V249H231ZM7 249H10L11 251H9V250H7ZM17 249V250H16ZM31 249V250H30ZM43 249V250H42ZM58 249V250H57ZM80 249V250H79ZM100 249V250H99ZM199 249V250H198ZM212 249V248H211ZM213 249H215V248H213ZM14 250V251H13ZM38 250V251H37ZM41 250V251H40ZM46 250V251H45ZM78 250V251H77ZM231 250H234V254H233V252L231 251ZM235 250H236V252H235ZM33 251H35V252H33ZM49 251H50V253H49ZM54 251H55V253H54ZM61 251V255L59 254V252ZM70 251V252H69ZM74 251V252H73ZM98 251H103V253L101 252L100 254H98L97 252ZM11 252V253H10ZM16 252H19V253H16ZM32 252V253H31ZM58 252V253H57ZM135 252V253H134ZM144 252H146V253H144ZM198 252V253H199ZM214 252L212 251V254H214ZM230 252H231V254H230ZM262 252V253H261ZM51 253L53 254V255H51ZM57 253V254H56ZM96 253L98 254V256H96ZM154 253H156L157 254V256H158V258L156 257V256H153L154 255ZM202 253V254H201ZM208 253L210 254V255H208ZM257 253V254H256ZM259 253V254H258ZM19 254V255H18ZM24 254H25V256H24ZM47 254V255H46ZM73 254V255H72ZM76 254V255H75ZM84 256H83V255ZM102 254H103V258H102ZM137 254H136V256H137ZM149 255H151L150 253H148ZM216 254H218V255H216ZM254 254V255H253ZM17 255V256H16ZM23 257H22V256ZM30 256L29 258L28 257H26V256ZM32 255H34V256H32ZM43 255H45V258H44V256ZM51 255V256H50ZM56 255V256H55ZM79 255L81 256V257H79ZM105 255H107V257L105 256ZM206 255V256H205ZM257 255V256H256ZM4 256H5V258H4ZM16 256V257H15ZM39 256V257H38ZM52 256H55V257H52ZM58 256H62V257H58ZM76 256V257H75ZM160 256V257H159ZM163 256H165V257H163ZM238 256H239V254H238ZM238 256L236 257V258H238ZM21 257L23 258V259H21ZM48 257V258H47ZM73 257H74V259H73ZM120 259V260H117L118 258ZM261 257V258H260ZM9 258H10V261H9ZM12 258H13V260H12ZM15 258V259H14ZM32 258H33V263L32 262H29V261H31L32 260ZM62 258V259H61ZM77 258H79V259H77ZM82 258H83V260H82ZM108 258V259H107ZM141 258V259H140ZM152 258V259H151ZM18 259V260H17ZM36 259V260H35ZM42 259H44V260H42ZM124 259V261H125V263L127 262V259L126 258H123ZM126 259V260H125ZM131 259V260H130ZM137 259L139 260L138 262H136L137 261ZM149 259V260H148ZM8 260V261H7ZM21 260V261H20ZM35 260V261H34ZM48 261V262H44V261ZM50 260V261H49ZM60 260V261H59ZM103 260V261H102ZM107 262H106V261ZM145 260V261H144ZM218 261H219V258L217 259ZM228 260V261H227ZM236 260V259H235ZM234 260V261H235ZM13 261L15 262V263H13ZM19 261V262H18ZM65 261V262H64ZM145 263H144V262ZM149 261H150V263H149ZM196 261V262H195ZM211 263H210V262ZM221 261V260H220ZM220 261L219 262H217V263H219V264H225V262L224 261H222L221 263H220ZM237 261H239V264H240V262L242 263V260H241V258L239 257V259L237 260ZM237 261H235L236 263H237ZM9 262V263H8ZM11 262V263H10ZM40 262H42V263H40ZM56 262V263H55ZM102 262H104V263H102ZM188 262H185L184 264H189ZM235 262L234 263H232V264H235ZM66 263H68V262H66ZM120 263V264H121ZM124 263V264H125ZM128 263H126V264H128ZM129 263V264H130ZM243 263H245L246 264V262H244V260H243ZM117 264V263H116ZM238 264V263H237Z\"/></svg>", "mask_w": 264, "mask_h": 264}, {"label": "bare ground", "instance_id": "obj_2", "mask_svg": "<svg viewBox=\"0 0 264 264\" xmlns=\"http://www.w3.org/2000/svg\"><path fill=\"white\" fill-rule=\"evenodd\" d=\"M82 1V3L84 4V9L83 10H85V9H87V6L86 5H88V6H95L96 7V9L99 11L100 10V12L102 13V11L103 12H107V13H109L110 15H111V17L113 16L114 18H115V20H117V22L119 21V23H120V25H118V27L119 26H121V28H124L125 29V33H124V35H128L129 34V36L128 37H130L131 38V40H132V42L133 43H131V44H133L131 47L130 46H128V47H130L127 51H129L128 53H130V56L129 57H133L134 58V56L136 57V55H139V57L141 56V61L139 60H135L136 62L138 61V64H136V63H134L133 61H131V63H130V61H128L131 65H129V67L131 66V69H132V71H133V73H135V70H137L138 71V73H140V75H138V77L140 76L141 78L142 77H144L142 80L139 78H137V79H135L137 76H135V77H133L131 80H129L130 78L128 77V76H126V78L128 77L129 79V81H128V83L130 82L131 83V88L130 89H132V87H134L135 85H137V84H139V83H144V84H146L147 86H149V87H151V88H153V89H155L154 91V93L155 94H152V96L153 95H156V98H158L159 100H160V102H161V100H162V103H164L163 105L166 107V111H164L165 109H163V108H165L163 105H161L160 104V102L159 101H157L158 102V104H160V105H158V106H160L159 108H161V106H162V112H166L165 114H167V116H166V118L165 119H167V117H171V118H173V120H172V126H170L169 125V119H167L168 121H166V124H165V127H166V125H167V127H168V129H166L167 131L166 132H168L169 130H170V128L172 129V131H174L175 133H176V135H175V133H174V135H171V133H172V131H170L171 133H169L170 135H169V137H175V138H173L175 141H176V145L178 146H176L175 147V154L177 153L178 154V156H177V160H179L178 161V163H179V167L178 168H176L177 169V171H176V173L178 174V176L180 175V176H182V178H178V176H176L177 177V179L175 180V179H173V180H175L176 182H174V183H172V182H168V181H164V180H166V179H164L163 181L165 182V183H167L168 182V184H170L168 187H170L171 185V187L170 188H168V187H166L165 185H162V183L160 184L162 187L164 186V188L166 187V188H168V189H173L174 190V188H175V190L177 191L176 193H178V194H180V193H182L183 194V192H180V191H183V190H185V192H188L189 190H187L186 191V189H190V188H193V190L194 189H196V190H194V192H196V194L198 195V196H194L193 197V193L191 194L192 196H190L192 199H187V200H189V201H185L184 199V197L182 198L180 195V199H177V198H179L176 194H174V195H176L177 196V198H175L177 201H171L172 199H170V201L168 202V200L166 201V203H167V207H174V205H175V208H176V210H177V207L178 206H181L182 208H178V211L179 210H181V212H179L178 214V216L176 215L177 214V212L175 213V216H172V214L175 212V210H173L174 208H172L171 210H170V208H168L169 209V211L167 210V212H168V215H170L171 213L170 212H173L170 216H167V212L164 214V215H156V214H154L152 211L150 212V213H152L150 216H149V214H148V212H145V214L147 213V215H144V213H140L141 215H139L138 214V216H140V217H138L137 219L134 217L133 219L132 218H130L131 220L129 221V218H127L128 217V215L129 216H131V214H130V211L128 212V215H127V217H126V215L125 216H123L122 217V215H118V217L117 216H114L115 217V219H113L114 217L113 216H109V218H107V216H106V220L104 219V223H100V222H98L97 220V223H96V221H94V222H92V223H94L93 225L91 224V226H93V227H97V228H101V229H105V228H108V231H110L111 230V228H112V230L113 231H115L114 233H112V235H105V234H102L101 235V233L99 234V235H97L96 237H93L92 239H91V237L89 238V242L87 243H85L86 245L84 246V247H82L81 248V252H85V251H87V253L89 252L90 254H91V256L89 257V255L86 257V263H82V261H79V264H100V262H101V260L99 261V258L101 259V257H95V255H94V253L98 250L96 247H100L101 245H107L108 246V249L107 250H104V253L105 254H107V252L110 250H114L113 252H115V255L114 256H117L119 253L121 254V252H122V254H124L125 253V255H124V257H122L121 259L123 260V262L125 263V261H124V259L123 258H128L127 256H129L130 257V253H132V257L134 256L133 255V251L130 249V248H132L131 247V245L132 246H135L136 245V247L135 248H133V249H138V247L139 246H137V244H139V245H142V244H144L143 242L145 241V243H146V241L149 239V237L148 236H150V235H147V234H149V232L151 231V230H153V233H151L150 232V234H152V236L153 235H155V236H157V238H161V237H164V239H165V237L166 238H170L172 241L170 242L171 244L170 245H168V246H165L164 248H158L157 247V245H155V244H157L156 243V241L155 240H157V239H153L152 237H150V238H152L153 240L152 241H155L154 242V245H149V246H151V247H149V246H140V247H142L141 249H140V251H142V249H143V247L145 248V247H147L146 249H143V251L144 250H147V252L148 251H150V252H148V253H150L151 255H149L148 253H146V252H144V253H146L147 255L145 256V258L146 257H148V256H151L152 257V253L153 252H156V251H159V252H157V253H160V254H158V255H161V253L162 254H164V255H166V257H168V259H165V258H161L159 261H155L154 260V262L151 260V263H150V261H149V263L150 264H184L185 262H188V261H190V260H188V259H191V261L192 260H198V259H194L195 257H197V256H199V257H201L200 255H198V254H200V252L199 251H197V247L202 243L203 244V242L204 243H206L205 241H209L210 240V243L208 244V243H206L208 246L210 245V246H212V247H209V249H208V246H207V250H210V254L208 253V255H210V257H212V255L214 256L215 255V253L216 252H214L215 250H216V248L219 246V244L221 245V243H219L218 244V242H216L217 243V245L214 243V241H215V238H216V235H215V233H214V231H213V229L214 228H212V226L214 225V223H216V225H217V223H219V222H222V224H223V226L226 224V226H228V228H230V229H226L227 227L225 226V230H221V228H220V231H221V234H219L218 236H219V238L220 237H222L223 235L222 234H224V236H225V233H222V232H226V233H229L230 231H232L233 232V234L234 235H232L231 237L233 238V240H235L236 241V244H235V246L233 247V249H235L236 248V250H237V253H235V255L234 256H238V254H239V256H238V258H236L235 257V259L233 258V256H232V254H231V252H230V256H231V258L233 259V261H232V263H234L235 261H237L238 259H239V257L241 258V260H242V263L240 262V264H245V263H243V260H244V262H246V264H258V263H260V261L258 260V259H256V257L254 256V257H252V254L251 253H254V251L256 250V245L254 246V244H257V242H259L258 243V246H260V243H262L261 242V240L263 239L261 236H263V235H261L262 233H261V231L259 232V233H257V232H253L252 234H251V236H249V238L246 236V235H248V233L250 234V231L249 230H244L243 231V228H245V226H248V220L249 219H252V217H253V215L255 216V217H253V219L252 220H250V221H254V218H256V216L257 217H259V215H260V212H258L259 210H258V208H260L263 204H264V193H263V196L260 194V193H258V195L260 194L261 195V198L262 199H260L261 200V202H260V200H259V198L260 197H256V194H255V196H254V193H253V191H254V189L253 190H248V192H250L251 191V194L253 193V197H251L252 199L254 198V200H256L257 198H258V202H257V200L255 201V202H257V204L255 203V206H254V204L253 203H251V201H249L250 202V204H252V206L253 207H256V205L258 206V203H259V205H261L262 204V201H263V204L261 205V206H259L258 208L256 207V210H254V208L253 207H247V208H250V209H244V206L246 205H244V203H243V201L241 200V193L239 194L240 195V197H239V195H238V191H236V190H234L233 191V189H235V188H240L241 189V185H242V183H243V181L244 182H246L248 185H250V186H246L247 184H243V185H245L246 187V189H250L249 187H251L252 186V183H254V185H255V183H256V181H257V188H259V187H261V189L262 188H264V170H263V165L262 164H259L260 162H264L263 160L262 161H260V162H258V163H256L257 162V159H259V160H261V158L264 156L263 154H262V157H260V156H258L259 158H257V159H255L256 160V164L254 163V159L252 158L253 157V154H251L252 155V157H251V159H253L254 161H252L251 159H250V152H248V150H247V154H249V158H245L244 159V157H247L246 155V149H245V147L247 146V144L244 146V144L243 143H240V147L242 148V151H243V148H244V151L243 152H245L244 154H246L245 156L244 155H242V151H241V148H239V140L241 139V137H243V135L244 134H242V132H241V130H239L240 128L237 126L236 127V129L237 128H239V129H235V128H231V127H235V125L237 124V125H239L240 124V122H239V120L238 119H236L235 117V122L233 121L232 123H230L229 125H231V126H229L228 125V120L227 121H225L224 120V123L225 122H227V126H229V127H223V126H225V124L223 123V119H225L224 117H222V120H221V117L219 118V115H222L221 113H222V111H218V110H222L223 109V106H227L226 108L224 107V109H223V111L225 110V109H228V110H230L233 106H234V104L233 103H235V101H236V99H238L239 98V96L240 95H242L241 94V90H243V89H241L242 87L241 86H243L242 84H244V83H246L247 84V86H248V88L250 87V85H252L251 87L252 88H255L254 86H257L256 85V83H255V81H257V80H252L251 81V79H250V77L251 76H249L250 74H248V72L249 71H247V73L245 72L244 73V71H243V69H246V67H247V65L245 66L244 64L245 63H247L248 62V60H249V62L247 63L248 65H249V70H253V71H255L254 70V68L257 66V68H258V64L259 63H263L264 64V54H263V52L264 51H262V48L264 47V19H260V17H263L264 16V10L262 9V8H264V0H81ZM80 1V2H81ZM258 3H257V2ZM5 2V1H4ZM79 2V3H80ZM78 4V3H77ZM73 5V4H72ZM11 6H13V5H11ZM262 8H261V7ZM17 7V6H16ZM80 7V6H79ZM260 7V8H259ZM2 8V7H1ZM8 8V7H7ZM15 8V7H14ZM89 8V7H88ZM13 9V8H12ZM79 9V8H78ZM194 9V11H192ZM75 10V9H74ZM83 10H81V11H83ZM92 10H95V8L94 9H92ZM97 10H96V12H93V13H97ZM110 10V11H109ZM19 11V10H18ZM87 11V10H86ZM85 11V12H86ZM89 11V10H88ZM261 11H263V12H261V14H260V12ZM111 12V13H110ZM71 13H69V15H70ZM89 13H87V15H88ZM99 14V13H98ZM5 15V14H4ZM67 15V14H66ZM76 15H78V14H76ZM84 15V14H83ZM82 15V16H83ZM92 15V14H91ZM95 15V14H94ZM97 15V14H96ZM108 15V14H107ZM109 15V16H110ZM101 16V15H100ZM103 16H106V14L105 15H103ZM243 17L242 19H243V22H241V24L242 25H244L243 27H241V25H239L240 23V20H239V22H236L238 19L237 18H239V17ZM99 17V16H98ZM107 17V16H106ZM105 17V18H106ZM244 17L248 20L247 22H246V19H244ZM78 18V17H77ZM83 18V17H82ZM85 18L86 17H84V19L82 20V21H84L85 20ZM89 18V17H88ZM87 18V21H89V22H91V20H89ZM95 18H96V16H95ZM101 18V17H100ZM109 18V17H108ZM114 18H112V19H114ZM99 18H97V20H98ZM102 19V18H101ZM101 19H99V20H101ZM240 19V18H239ZM241 19V20H242ZM78 20V19H77ZM96 20V21H97ZM103 20H104V18H103ZM108 20V19H107ZM115 20H113V22L115 21ZM263 20V21H262ZM79 21V20H78ZM87 21H84L83 23L84 24H81V25H83V27L82 28H84V30L86 29L87 30V28H88V26L87 27H84V25L86 26V25H88L87 24ZM96 21L94 20V22H95V25H96ZM262 21V22H261ZM86 22V23H85ZM94 22H93V19H92V23L93 24H91V26L92 25H94ZM101 22H103L102 20H101ZM100 21H98V24H97V26H100L101 27V25L102 24H100L101 23ZM235 22V23H234ZM249 22V23H248ZM104 23H105V21H104ZM103 23V24H104ZM107 23V22H106ZM105 23V24H106ZM116 23V22H115ZM237 23V24H236ZM245 23V24H244ZM247 23V24H246ZM110 23L108 22V24L107 25H105V26H110L109 25ZM201 25V27H202V29L199 31V30H197V25ZM79 25V24H78ZM94 25V26H95ZM113 25V24H112ZM46 26V25H45ZM52 26V25H51ZM57 26V25H56ZM62 26V25H61ZM90 26V24H89V27H91ZM97 26H95L96 28H97ZM8 27V26H7ZM73 27V26H72ZM100 27H98L96 30H98ZM103 27H104V25H103ZM103 27H102V29H103ZM113 27V26H112ZM187 27H190L189 29H187L188 30V32H186L187 30L185 29V28H187ZM61 28V27H60ZM105 28V27H104ZM121 28H119V29H121ZM179 31V32H181L182 30L181 29H185V30H183L184 32V34H185V32L187 33L186 35H188V36H186L188 39L190 38V40H188V42H190V44L188 43V42H186L187 44H188V46L187 47H193V49H194V46L193 45H195L199 40L198 39H200V38H197V35L198 34H201V37L204 39V41H205V43H206V40L207 39H209V44L211 43H213L214 45H215V47H216V50H217V52H218V56H219V59H220V61H221V63H223L224 64V61H226L227 60V56H232V54L233 55H236V53H237V55H239L238 54V50L236 51V48H238V49H240L241 50V53L240 54H242L243 52H245L244 54H242V56H241V59L243 60V58H245L246 59V57L248 58V57H250L251 55V57H253L254 55L255 56H257V58H259V59H257V60H255L254 58L255 57H253V58H249V59H247L246 60V62L244 61V62H241L242 60L241 59H239V57H237L236 59L238 60L237 62H239V64L241 65L242 63H243V65L245 66V68H242V67H244V66H240V65H238V64H236L237 65V67L238 68H236L238 71H236V73L237 74H239L238 76H236L238 79H237V81L238 80H240L241 79V81L242 80H244V83H241V86H240V89H239V91L240 92H238V89H237V92H236V90H235V88H236V85L240 82V81H238V82H236V81H233V79L235 78L236 79V77H234L236 74H235V72H234V70H235V67H234V64H233V68H229V66H224V72H226V71H228L229 69L231 70V72L233 71L234 72V74H233V77H231L230 78V70H229V72L230 73H228L227 74V76L228 75H230V76H228V78H230V80H232L233 82H236L234 85H232V83L230 84V85H232V86H234V87H232L231 89H232V93H231V91H229L228 92V95H233V97L232 96H230V97H232V99H233V101H232V99L228 96V98H226L225 100V102H226V104H222L221 105V102H219L220 103V107L218 108V112H216V113H218V114H215V116H214V114L212 113V115H209V112H207L208 110H205L207 107H209L207 104L209 103H205V104H203V106L205 105V107H202V104L201 103H204L203 101L200 103L201 104V107H199V100L197 101V103H198V107L196 106V108H195V106H194V104H196V103H188V101H190V100H188L189 99V97H188V99H185V98H187V97H179V99L181 98L182 100H183V102L182 101H180V103L182 104V107H183V105L184 106H186L185 107V109H184V107L182 108V109H184V111L181 109V112L183 111V113H182V117L180 116H178V117H176V115L174 116V114H172V116H171V113H172V111H177V110H174L175 108H173V110H172V107L174 106V104H176V106L178 105V102L176 101V100H174L173 98H175V97H173L172 96V94L170 95V93H172V91H175V90H177L178 88H179V86H181V85H183V83L181 84L180 82H182V81H186V79L187 78H189V76H190V71H189V73H188V68L189 69H192V70H194V68H190V65L189 64H192V62H190L189 61V64L187 63V61L188 60H184V62H182V60H180V58H178V57H176V54H178V52L177 51H179V48L178 47H181V46H178V45H182V44H180V40L178 41L179 42V44H178V42H177V44H176V42H175V40H177V39H175L176 38V35L174 36V33H175V31H176V29ZM54 29V28H53ZM81 29V28H80ZM89 29H92V28H89ZM108 29V28H107ZM110 29H111V26H110ZM109 29V32H110V34H112L111 36H105V37H109V38H105L106 40L108 39H110V37H112L113 35L114 36H117L118 35V38H119V36L120 37H122L121 36V34L119 35V34H117V35H115V34H113L112 32L114 31H112V30H110ZM113 29H114V27H113ZM118 29V30H119ZM191 29V31H195V33L194 34H192L191 33V35H190V37H189V30ZM7 30V29H6ZM45 30V29H44ZM96 30L94 31V33L96 32ZM123 30V29H122ZM3 31V30H2ZM79 32H80V30H78ZM89 31V30H88ZM88 31H82V32H87L86 33V35L88 34ZM98 31H100L99 33H100V35L102 34V32L101 31H103V30H101V28H100V30H98ZM104 31H105V29H104ZM116 31V30H115ZM177 31V32H178ZM45 32V31H44ZM43 32V33H44ZM93 32V31H92ZM117 32H119V31H117ZM117 32H115V33H117ZM127 32H128V34H127ZM179 32H178V34H179ZM67 33V32H66ZM104 33L105 34H107V30L105 31V32H103V34L101 35L102 37H103V35H104ZM122 33V34H123ZM240 33H243V36H245L246 34L248 35L247 36V38H246V36H245V38H246V41H245V43L243 42V45L245 44V46L247 45V48L250 46V49L248 50H246L245 51V49H246V47H245V49L243 50V52H242V49L244 48L243 46L241 47V42H242V40H240L239 41V38L238 37H240V36H238ZM244 33H246V34H244ZM1 34V33H0ZM182 34V33H181ZM180 34V35H181ZM184 34H182L181 36H184ZM10 35V34H9ZM74 35V34H73ZM91 35V34H90ZM90 35H88V36H90ZM242 35V34H241ZM2 36H3V34H2ZM53 36V35H52ZM72 36V35H71ZM81 36V35H80ZM94 36H96V35H94ZM98 36H99V34H98ZM114 36H113V38H114ZM178 36V35H177ZM242 36V37H243ZM4 37H6V36H3V38ZM13 37V36H12ZM61 37V36H60ZM84 38H82V40L84 39L85 40V36H83ZM91 38H93V35H91L90 36ZM89 37V38H90ZM175 37V38H174ZM185 37V36H184ZM214 37H216L217 39H219V40H217L216 38H214ZM0 38H2V37H0ZM2 38V39H3ZM88 38V37H87ZM87 39L88 41L91 39ZM99 38H101V37H99ZM117 38V37H116ZM178 38V37H177ZM181 38V37H180ZM186 38V39H187ZM244 38V37H243ZM242 38V39H243ZM245 38L243 39V40H245ZM5 39L6 38H4L3 39V42L2 41H0V43L2 42L3 44H5L6 42H5ZM8 40H9V37L7 38ZM60 39V38H59ZM64 39V38H63ZM94 40L95 39H98V38H93ZM92 39V40H93ZM112 39V38H111ZM122 39L123 38H121V40H117V39H112V40H110L111 42H113V40H116V42H120V41H122ZM183 39V38H182ZM241 39V38H240ZM12 40V39H11ZM68 40V39H67ZM93 40V41H94ZM99 40V39H98ZM96 41V42H100V41ZM101 40V39H100ZM103 40H104V38H103ZM108 40H107V42H108ZM124 40V39H123ZM129 40V39H128ZM14 41V40H13ZM66 41V40H65ZM64 41V42H65ZM88 41H86V42H88ZM102 41V40H101ZM105 41V40H104ZM109 41V43H111ZM126 41V40H125ZM125 41H122L123 42V44L121 43V45H124V44H126L127 45V43L125 42ZM203 41V42H204ZM9 42V41H8ZM24 42V41H23ZM56 42V41H55ZM85 42V41H84ZM95 42V43H96ZM125 42V43H124ZM192 42V43H191ZM9 43H11V42H9ZM17 43V42H16ZM67 43V42H66ZM89 43H90V41H89ZM88 43V44H89ZM93 43V45H94V42H92ZM102 42H100V44L99 45H101V47H102V45L103 46H105L104 44H101ZM105 43V42H104ZM108 43V44H109ZM115 42H113V44H114ZM202 43V42H201ZM23 44V43H22ZM68 44V43H67ZM84 44V43H83ZM82 44V45H83ZM98 43H96V45H97ZM115 44H117V43H115ZM115 44L113 45V46H108V49L110 48V47H112V49H114V46H115ZM185 44V43H184ZM187 44H185V46H184V48L186 47V45ZM207 44V43H206ZM248 44H250L249 46H248ZM263 44V45H262ZM6 45V44H5ZM7 45H9V44H7ZM12 45V44H11ZM11 45H9V46H11ZM15 45V44H14ZM20 45V44H19ZM92 45V44H91ZM92 45V46H93ZM120 45V43H119V45L117 44V47L118 46H121ZM191 45V46H190ZM202 45H204L203 43H202ZM201 45V46H202ZM1 46H2V44H1ZM0 46V47H1ZM17 46V45H16ZM87 46V45H86ZM90 46V45H89ZM98 46V45H97ZM96 46V47H97ZM156 46H158V48H160V53H158L159 52V50H158V52H157V54H158V56H159V58L158 59H161V58H163V60L161 59V62L159 61V62H157L158 60H156V58H152L151 56H150V53H156ZM211 46V45H210ZM263 46V47H262ZM5 48L3 49V50H5L6 49V46H4ZM19 47V46H18ZM83 48H82V50L84 49V46H82ZM94 47V46H93ZM93 47H91V48H93ZM100 47V48H101ZM105 47H107V46H105ZM123 47H125V46H123ZM122 46L119 48H117L118 50H119V53L121 52L122 54H121V57L124 59V62H125V58L122 56L124 53H123V48ZM236 47V48H235ZM241 47V48H240ZM9 48H11V47H9ZM62 48V47H61ZM86 48V47H85ZM98 49H99V47H97ZM104 48V47H103ZM103 48H101L102 50H103ZM198 47L196 46V49H197ZM252 48V49H251ZM18 49V48H17ZM89 49H90V47L85 51V50H83L82 51V53H84L85 52V54H86V56H87V51H89ZM98 49H94V50H98ZM111 49V48H110ZM109 49V51H105V48H104V51L106 52V53H108V52H111V51H113L112 49L110 50ZM117 49H115L114 51H116V53L115 54H117ZM181 49H183V48H181ZM186 49V48H185ZM188 49V48H187ZM199 49H200V47H199ZM199 49H197L198 50V52H197V54L196 55H200V61L199 62H201L203 65H205V66H209L211 63H212V59L214 60V58H212V57H214L215 55L213 54V52L214 51H211V52H208L207 51V48L205 49V51L206 52H204V50H203V52L201 51V53H199V51L201 50H199ZM2 50V51H3ZM39 50V49H38ZM46 50V49H45ZM184 50V49H183ZM196 50V51H197ZM212 50H213V48H212ZM252 50V51H251ZM6 51H8V50H6ZM43 51V50H42ZM99 51V50H98ZM97 51V54L99 53L100 55H101V53L103 52V51H99L98 52ZM124 51H126V50H124ZM195 51V52H196ZM236 51V53H234ZM247 51H250L251 52V55H250V53H249V56L246 54L247 53ZM1 52V51H0ZM3 52H5V51H3ZM10 52V51H9ZM8 52V53H9ZM44 52V51H43ZM89 52H91V51H89ZM94 52V51H93ZM105 52H103L102 54L104 55V53ZM180 52V51H179ZM182 52V51H181ZM6 53V52H5ZM5 53H2L3 54V56L4 55H7V54H5ZM13 53V52H12ZM68 53V52H67ZM66 53V54H67ZM71 53V52H70ZM105 53V54H106ZM114 53V52H113ZM127 53V52H126ZM125 53V54H126ZM127 53V54H128ZM147 53H149V55L147 54ZM199 53V54H198ZM44 54V53H43ZM42 54V55H43ZM69 54V53H68ZM97 54H95L94 53V56L95 55H97ZM110 54V53H109ZM126 54V55H127ZM183 54H186V53H184V51H183ZM182 54V55H183ZM254 54V55H253ZM46 55V54H45ZM99 55V56H100ZM102 55V56H103ZM118 55V57H119V54H117ZM117 55H115V57L117 56ZM125 55V56H126ZM156 55V54H155ZM181 55V53H180V56H182ZM196 55H194V56H196ZM236 55V56H237ZM244 55H247L246 57H244ZM13 56V55H12ZM84 56V55H83ZM99 56H98V58H99ZM108 56V55H107ZM112 56V55H111ZM114 56V55H113ZM113 56L111 57V60H112V58H113ZM128 56V55H127ZM158 56H156V57H158ZM178 56V55H177ZM179 56V57H180ZM190 56H193V54H191ZM236 56H234V58L236 57ZM240 56V55H239ZM259 56V57H258ZM1 57V56H0ZM6 58H7V56H5ZM92 56H90V57H88V58H91ZM109 57H110V55H109ZM109 57H108V59H109ZM117 57V58H118ZM128 57V58H129ZM138 57V58H139ZM184 57V56H183ZM182 57V58H183ZM5 58V59H6ZM9 58V57H8ZM8 58H7V60H8ZM46 58V57H45ZM44 58V59H45ZM72 58H74V57H72ZM87 58V57H86ZM97 58V57H96ZM95 58V59H96ZM128 58L126 57V61L128 60ZM137 57H136V59H138ZM190 58V57H189ZM196 58V57H195ZM226 58V59H225ZM3 60V62L1 61V64L2 63H4V61H6L5 59H3V57H1L0 58V60ZM92 59V58H91ZM103 59H107L106 57L105 58H102V60ZM104 60L105 62H107V61H109V63L110 64H112L111 62H110V60ZM114 59H116V58H114ZM114 59H113V61H114ZM130 59V58H129ZM230 59H233V56H232V58H230ZM229 59V60H230ZM250 59H252V60H250ZM254 59V60H253ZM10 60V59H9ZM8 60V61H9ZM73 60V59H72ZM75 60V59H74ZM84 60V59H83ZM99 60V59H98ZM116 60H120V59H116ZM130 60H132V58L130 59ZM134 60V59H133ZM197 60H199V58H197ZM197 60L195 61L196 63H197ZM48 60H47V58L45 59V61H44V63H46ZM97 61V60H96ZM103 61V62H104ZM112 61V62H113ZM236 61V60H235ZM7 62V61H6ZM70 62V61H69ZM85 62V61H84ZM102 62V61H101ZM102 62V63H103ZM120 62L122 63L123 61L122 60H120ZM119 62V64L121 65V63ZM156 62H157V64H156ZM211 62V63H210ZM214 62V61H213ZM216 62V61H215ZM237 62H235V63H237ZM42 64V66L44 65V67H45V64ZM48 63V62H47ZM79 63V62H78ZM83 63V62H82ZM95 63V62H94ZM94 63H92L91 62V64H94ZM99 63V62H98ZM108 63V65L109 66H111L112 67V65H110ZM115 63H118L117 61H115ZM220 63V64H221ZM234 63V62H233ZM5 64V63H4ZM52 64V63H51ZM96 64V63H95ZM194 64V63H193ZM197 64H199L200 65V63H197ZM226 64H228V62L226 63ZM229 64H231L232 65V63H230V61H229ZM262 64V65H263ZM47 65V64H46ZM49 65V64H48ZM48 65H47V67H48ZM90 65V64H89ZM100 63H99V67H100ZM118 65V64H117ZM198 65V68L199 67H204V69H205V66H202V65H200L199 66ZM222 65V64H221ZM261 65V64H260ZM50 66V65H49ZM94 66H97V65H94ZM93 66V67H94ZM103 66H105V65H103ZM119 66V65H118ZM127 66H128V64H127ZM126 66V63H125V67H127ZM195 66H197V65H195ZM44 67H42V68H44ZM98 67V69L97 70H99V69H101V68H99ZM106 67V66H105ZM104 67V68H105ZM111 67H108L109 69L111 68ZM115 67V66H114ZM123 67H124V63H123ZM124 67V69H126ZM194 67V66H193ZM261 67V66H260ZM46 68V67H45ZM49 68V67H48ZM55 68H56V66H55ZM95 68V67H94ZM97 68V67H96ZM119 68H121V67H119ZM170 68V69H169ZM197 68V69H198ZM226 68L228 69V70H226ZM262 69L261 70H264L263 68H264V66H262L261 67ZM1 69H2V67H1ZM60 70H61V68H59ZM77 69V68H76ZM106 69V68H105ZM116 69V68H115ZM123 69V68H122ZM121 69V70H122ZM197 69H196V71H197ZM200 69V68H199ZM203 69V68H202ZM201 69V70H202ZM42 71H43V69H41ZM40 70V71H41ZM46 69H44V71L41 73V75L42 74H44L46 71H45ZM48 70V69H47ZM56 70V69H55ZM96 70V71H97ZM103 70V67H102V69H101V71ZM111 70H113V68H111ZM111 70L110 71H108V72H111ZM117 70V69H116ZM116 70H113V72H118V71H116ZM130 69H128V71H129ZM210 70V69H209ZM260 70V68L257 70V71H259ZM2 71V70H1ZM1 71H0V73H1ZM50 71H51V69H50ZM95 71V72H96ZM106 71V70H105ZM128 71L126 72L127 74H130V73H128ZM136 71V72H137ZM172 71V72H171ZM253 71H251V72H253ZM48 72V71H47ZM46 72V73H47ZM62 72V71H61ZM112 72V74H114ZM202 72H204V70L202 71ZM264 72V71H263ZM263 72H261V71H259L258 73H259V75H257V73L255 72H253L254 74H253V76L252 77H255L254 75L256 74L257 76H259V78H260V76H264V73ZM45 73V74H46ZM50 73V72H49ZM48 73V74H49ZM52 73H53V71H52ZM52 73H50V74H52ZM81 73V72H80ZM116 73H115V75H116ZM198 73V72H197ZM201 73V72H200ZM206 73V72H205ZM211 73H214V72H212V70H211ZM218 73V72H217ZM260 73H262L261 75H260ZM2 74V73H1ZM61 74V73H60ZM99 74H100V72H99ZM105 74V73H104ZM103 74V75H104ZM126 74V75H127ZM189 74V75H188ZM202 74V73H201ZM207 74H210V72L209 73H207ZM232 74V73H231ZM252 74V73H251ZM4 75V74H3ZM47 75V74H46ZM53 75V74H52ZM55 75V74H54ZM56 75H59V74H56ZM86 75V74H85ZM98 75V74H97ZM119 75V74H118ZM117 75V76H118ZM131 76H132V74H130ZM129 75V76H130ZM135 75V74H134ZM133 75V76H134ZM178 75V76H177ZM226 74H224V76H225ZM246 75H248L249 77H246ZM42 76H45V75H42ZM49 76H51V75H49ZM100 76H102L101 74H100ZM116 76V77H117ZM174 76H177V78H175ZM188 76V77H187ZM203 76V75H202ZM210 77V76H212V74H210V75H206V76H204V77ZM214 76V75H213ZM212 76V77H213ZM262 76V77H263ZM3 77V76H2ZM48 77V76H47ZM46 76H45V78L48 80L49 78H47ZM56 77H58V76H56ZM85 77V76H84ZM89 77V76H88ZM124 77V76H123ZM204 77H202V78H204ZM212 77H210V78H206L208 81H209V79L211 80V78ZM226 77V76H225ZM261 77V78H262ZM54 78V77H53ZM60 78V80H61V76L59 77ZM100 78V77H99ZM186 78V79H185ZM194 78V77H193ZM228 78H226L227 80H228ZM257 77H255L254 79H256ZM258 78V79H259ZM264 78V77H263ZM42 79H43V77H42ZM54 79H56V78H54ZM104 79V78H103ZM106 79V78H105ZM116 79V78H115ZM120 79V78H119ZM123 79V78H122ZM189 79H191V78H189ZM214 79H216V78H214ZM214 79H213V82H212V84H211V86L210 87H214V86H212L213 84H214V82H217V80H215L214 81ZM220 79V78H219ZM246 79H247V81H248V83H247V81H246ZM50 80H51V78H50ZM50 80H48V82H49V84H51L50 83ZM53 80V79H52ZM51 80V81H52ZM98 80V79H97ZM102 80V79H101ZM124 80H126V79H124ZM140 80V81H139ZM195 80V79H194ZM193 80V81H194ZM204 80V79H203ZM230 80H229V82H230ZM250 80V81H249ZM44 81H45V79H44ZM57 84L58 83H60V82H58L59 81V79L57 78ZM63 81V80H62ZM116 81V80H115ZM121 81V80H120ZM54 82L55 81H53V84H54ZM117 82V81H116ZM188 79H187V81L184 83L185 84V86L187 85L188 86ZM192 82V81H191ZM190 82V83H191ZM204 82V81H203ZM206 82V81H205ZM210 82V81H209ZM221 82V81H220ZM252 82H254V85H253V83ZM259 82V80L257 81V83ZM46 83V82H45ZM63 83H65V82H63ZM122 83L124 84V81L123 82H121L120 83V86L122 85ZM126 83H127V81H126ZM129 83V84H130ZM180 83V84H179ZM200 83V82H199ZM249 83H251V84H249ZM260 86H259V84H258V87H259V89L260 90H262L260 87H261V85H263L262 87L264 88V81H261L260 80ZM47 84V83H46ZM57 84H56V86H57ZM116 84V83H115ZM129 84H128V86L127 87H129ZM179 84V85H178ZM215 84H217V83H215ZM249 84V85H248ZM52 85V84H51ZM108 85V84H107ZM112 85H113V83H112ZM117 85H119V83H117ZM116 85V87H120V86H117ZM126 85V84H125ZM177 85H178V88L176 89V87H177ZM190 85V84H189ZM204 85V84H203ZM240 85V84H239ZM53 86V85H52ZM86 86V85H85ZM144 86V85H143ZM142 86V87H143ZM49 87V86H48ZM47 87V88H48ZM61 87H62V85H61ZM65 87H67V86H65ZM98 87V86H97ZM105 87V86H104ZM138 87L140 88V86L138 85ZM144 87H146V86H144ZM143 87V88H144ZM190 89H191V87L190 86H188ZM239 87V86H238ZM245 87V86H244ZM243 87V88H244ZM250 87V88H251ZM258 87H257V89H258ZM21 88H22V86H21ZM20 88V89H21ZM46 88V87H45ZM56 87H54V89H55ZM115 88V87H114ZM121 88V87H120ZM148 88V87H147ZM181 88V90H182V87H180ZM183 88H186V87H184L183 86ZM188 88V89H189ZM250 88H249V90H250ZM49 89L50 88H48V91H49ZM53 89V90H54ZM60 88L58 87V90H59ZM64 89V88H63ZM187 88H186V94L188 93L187 92V90H188ZM189 89V90H190ZM203 89V88H202ZM209 89V88H208ZM47 90V89H46ZM51 90H52V88H51ZM57 89H55V91H56ZM134 90V89H133ZM137 90V89H136ZM184 90V89H183ZM188 90V91H189ZM192 90V89H191ZM245 91H243L242 93H244V95L241 97L242 99H244V100H246L245 98V96H248L247 95V92H246V89H244ZM253 89H251L250 91H252ZM18 91H20L19 89H18ZM63 90H61V92H62ZM65 91H66V88H65ZM67 91H69V90H67ZM101 91V90H100ZM109 91V90H108ZM120 91H122V88H121V90ZM138 91V90H137ZM137 91H136V93H137ZM144 91V90H143ZM180 91V90H179ZM259 91V90H258ZM26 92V91H25ZM58 92H60V90L58 91ZM93 92V91H92ZM118 92V91H117ZM140 92H141V90H140ZM149 92V91H148ZM151 92V91H150ZM190 92V91H189ZM191 92H193V94L192 95H195L196 94V92L194 93V91H191ZM190 92V93H191ZM207 92H210V91H207ZM233 92L235 93V94H237L236 96H238V98H236V96H234V94H233ZM245 92H246V94H245ZM254 92H256V88L253 90V94H254ZM264 92V91H263ZM262 92V93H263ZM20 93V92H19ZM46 93H48V92H46ZM44 94V96L46 95H48V94H50V93H48V94ZM70 93V92H69ZM106 93V92H105ZM112 93V92H111ZM119 93V92H118ZM130 93V92H129ZM131 93H133L132 91H131ZM130 93V94H131ZM146 93H147V91H146ZM178 93V92H177ZM180 93V92H179ZM216 93H217V91H216ZM231 93V94H230ZM18 94V93H17ZM62 94H65V93H62ZM61 93H60V95L59 96H61L62 95ZM120 94H122L121 92H120ZM138 94V93H137ZM136 94V95H137ZM140 94V93H139ZM173 94L175 95V96H177L176 95V91H175V93L173 92ZM183 94V93H182ZM189 94V93H188ZM187 94V95H188ZM215 94V93H214ZM219 94V93H218ZM256 94H257V92H256ZM264 94V93H263ZM2 95V94H1ZM11 95V94H10ZM20 96H21V94H19ZM52 94H50V95H48V96H51ZM70 95H72V94H70ZM133 95H134V93H133ZM143 96H145L146 94H142ZM142 95L140 96V97H142ZM186 95V96H187ZM217 95V94H216ZM6 97H7V95H5ZM23 96V95H22ZM59 96H57V98H59ZM116 96V95H115ZM119 96V95H118ZM124 96V95H123ZM135 96V95H134ZM133 96V97H134ZM172 96V97H171ZM183 96V95H182ZM218 96V95H217ZM254 96L256 97V95L254 94ZM260 96H261V94H260ZM3 97V96H2ZM12 97V96H11ZM16 97V96H15ZM25 97H27V96H25ZM65 96H63V97H61V98H59V99H62V98H64ZM67 97H69V94H68V96ZM72 97V96H71ZM73 97H75V95L73 96ZM78 97V96H77ZM96 97V96H95ZM120 97H122V96H120ZM126 97H127V95H126ZM131 97H132V94H131V96L128 98L129 100L131 99ZM155 97V96H154ZM178 97V96H177ZM198 97V96H197ZM196 97V98H197ZM201 97V96H200ZM208 97V96H207ZM245 97V98H244ZM5 98V97H4ZM9 98V97H8ZM14 98V97H13ZM41 98V97H40ZM48 98V97H47ZM90 98V97H89ZM123 98V97H122ZM137 98V97H136ZM145 98H146V96H145ZM145 98H143V101L145 100ZM148 98V97H147ZM151 98H153V97H151ZM155 98V99H156ZM175 101V102H173L174 104H172V102H170L172 99ZM216 98V97H215ZM214 97H213V99H215ZM24 99V98H23ZM45 99V98H44ZM54 99V98H53ZM85 99V98H84ZM83 99V100H84ZM116 99V98H115ZM120 99V98H119ZM119 99H117V100H119ZM127 99V100H128ZM133 99H135V98H133ZM133 99H131V100H133ZM217 99V98H216ZM220 99V98H219ZM227 99H228V101L230 102V104H233V105H231L232 107H230V104L229 103H227ZM242 99H238V101H240L239 103H241L242 102V105H243V107H244V102H243V100ZM263 99V98H262ZM7 101H8V99H6ZM43 100V99H42ZM46 100V99H45ZM57 100V99H56ZM82 100V101H83ZM93 100V99H92ZM137 100V99H136ZM135 100V102H137ZM153 100V99H152ZM172 100V101H173ZM231 100V101H230ZM259 100V99H258ZM3 101V100H2ZM10 101H12V100H10ZM17 101V100H16ZM27 100H25V102H26ZM29 101H31V100H29ZM47 101V102H46ZM44 103H46V105H48L47 103L48 102H50L49 100H46ZM66 101H67V98H66ZM65 100H62V101H60V104L62 103V102H66ZM68 101H70V100H68ZM76 100H74V102H75ZM90 101V100H89ZM134 101V100H133ZM153 101H156V100H153ZM238 101L236 102V103H238ZM252 102V100H246V102ZM1 102V101H0ZM25 102H23V100H22V103H25ZM51 102H53V101H51ZM55 102V101H54ZM53 102V103H54ZM70 102H73V100L72 101H70ZM133 103V104H135L136 105V103ZM139 102V101H138ZM167 103V105H166V103ZM192 102V101H191ZM224 102V103H225ZM233 102V103H232ZM248 102V103H249ZM263 101L261 100V101H259V103L261 104ZM5 103L10 107V105L13 103V101H12V103L11 102H6L5 101ZM11 103V104H10ZM17 103V102H16ZM36 103V102H35ZM42 102H40V104H41ZM44 103H42V105L44 104ZM56 103L57 102H55V106H57L58 107V105H59V101H58V105H56ZM93 103V102H92ZM115 103V102H114ZM118 103V102H117ZM126 103V102H125ZM131 103V102H130ZM129 103V104H130ZM211 103V102H210ZM218 103V104H219ZM4 104V103H3ZM14 104H15V102H14ZM28 104H29V102H28ZM28 104L26 105V106H28ZM67 104V103H66ZM97 104H98V102H97ZM132 104V103H131ZM138 104V103H137ZM150 104V103H149ZM180 104V105H181ZM214 104V103H213ZM217 104V105H218ZM247 104V103H246ZM1 105V104H0ZM18 105V104H17ZM31 105V104H30ZM35 106L37 105L38 106V104H34ZM50 105V104H49ZM62 105V104H61ZM118 105H120V103L118 104ZM139 105H142V104H139ZM138 105V106H139ZM144 105V104H143ZM197 105V104H196ZM212 105V104H211ZM229 105V106H228ZM247 105H250V104H247ZM246 105V108L244 107V110L243 111H245L244 113H245V115L248 117V115L246 114V112L248 111H250V110H252L251 108H254L253 106V102L251 103V108H249V106H247ZM12 106V105H11ZM18 106H22V104L21 105H18ZM32 106H33V103H32ZM40 106V108H41V105H39ZM44 106V105H43ZM52 106V105H51ZM50 106V107H51ZM60 106V105H59ZM64 106V105H63ZM70 106V105H69ZM75 106V105H74ZM94 106V105H93ZM105 106V105H104ZM130 106H132V105H130ZM137 106V107H138ZM172 106V107H171ZM175 106V107H176ZM215 105H213V107H214ZM222 106V107H221ZM260 106V105H259ZM5 107V106H4ZM3 107V108H4ZM16 107V106H15ZM45 107H47V106H45ZM49 107V106H48ZM65 108H66V105L64 106ZM101 107V106H100ZM121 107V106H120ZM124 107V106H123ZM137 107H135L134 106V108H137ZM141 107V106H140ZM142 107H145V106H142ZM178 107V106H177ZM195 109H198V108H200L199 110H201L202 109V111L203 112H201V113H205L206 112V116H212L211 118H204L203 119V117H205L204 115H201V116H199L198 115V112L197 113H195L196 114V116L194 117H192V115H193V109L194 108ZM213 107H211L212 109H213ZM263 107V108H262ZM3 108H2V110H3ZM12 108H14V107H12ZM32 108H34V109H36L35 107H32ZM39 108V107H38ZM60 109L59 110H61V106L59 107ZM63 108V107H62ZM71 108V107H70ZM108 108V107H107ZM114 108H115V106H114ZM127 108V107H126ZM139 108V107H138ZM178 108H180V107H178ZM203 108H205V109H203ZM262 108V110H260ZM16 109V108H15ZM22 109V108H21ZM23 109H24V107H23ZM27 109V108H26ZM25 109V110H26ZM51 110L52 109H55L54 108V106H53V108H50ZM78 109V108H77ZM80 109V108H79ZM130 109H131V111L133 110L131 107H130ZM158 109V108H157ZM217 108H215V110H216ZM235 109V108H234ZM233 109V110H234ZM259 109V108H258ZM260 111L261 112H263L262 114H263V116H261L260 118L262 119V120H264V104L263 105H261L260 106ZM24 110V111H25ZM29 110H30V107H29ZM41 110H42V108H41ZM46 109H44V111H45ZM49 109L47 108V111H48ZM51 110H49L50 112H52ZM57 110V109H56ZM67 110H69V108H67ZM83 110H84V108H83ZM103 110V109H102ZM114 110V109H113ZM112 110V111H113ZM160 110V109H159ZM179 110V109H178ZM255 110H256V108L254 109V112H255ZM7 111V110H6ZM20 111V110H19ZM23 111V110H22ZM27 111V110H26ZM25 111V112H26ZM65 112H66V110H64ZM63 111V109L60 111V112H64ZM71 111V110H70ZM70 111H69V113L68 114H70ZM77 111V110H76ZM87 111V110H86ZM85 111V112H86ZM128 111V110H127ZM133 111H135V110H133ZM137 111V110H136ZM153 111V110H152ZM154 111H155V108H154ZM158 111V110H157ZM157 111H156V113H157ZM211 111V110H210ZM34 112V111H33ZM32 112V113H33ZM41 112V111H40ZM46 112V111H45ZM138 112V111H137ZM141 112H142V110H141ZM148 111H146V113H147ZM173 112V113H174ZM196 112V111H195ZM215 112V111H214ZM226 112V111H225ZM1 113V112H0ZM8 113V112H7ZM12 113V112H11ZM17 113V112H16ZM16 113H14L13 115H11V120H14V122L12 121L11 122V120L10 119H7V121L8 120H10V122L13 124V126H12V129L9 131V133H10V136L12 137V138H16L17 136H25V135H27L28 133L30 134V132H28L29 130H25L28 126L29 127H31L30 129H32V126L34 125V126H36L35 128H33V129H36L37 127H38V129H36V130H39V128H41V127H44V126H46V125H48V123L47 122H49L50 124H51V121L49 120V119H47V120H43V119H45V118H43L42 117V119L40 118V116H38V118H36V124L34 123H32V125L30 126L29 124L31 123V121H30V123L29 124H27V119L25 120L24 118L26 117H23L22 119H24V120H22V119H20L21 117H22V115H21V117L20 116H18ZM30 113V114H29ZM28 114H27V116L29 117V115L30 116H33V115H31L32 113L31 112H29ZM71 113H73V112H71ZM77 113H78V111H77ZM81 113V112H80ZM83 113V112H82ZM92 113V112H91ZM135 113V112H134ZM133 113V114H134ZM160 113V112H159ZM208 113V114H207ZM249 113H252V112H249ZM18 114H19V112H18ZM38 114H39V111H38ZM41 114H44V115H46V113H41ZM51 114V113H50ZM53 114V113H52ZM56 114V113H55ZM67 114V115H68ZM75 114V113H74ZM79 114V113H78ZM96 114H98V113H96ZM114 114V113H113ZM163 114V113H162ZM176 114V113H175ZM200 114V113H199ZM223 114H224V112H223ZM256 114V113H255ZM37 115V114H36ZM47 115H49L48 114V112H47ZM83 115V114H82ZM81 115V116H82ZM85 115V114H84ZM129 115H130V112H129ZM136 115V114H135ZM141 115V114H140ZM160 115V114H159ZM178 115V114H177ZM181 115V114H180ZM217 115V116H216ZM224 115H226L227 116V114H224ZM254 114L252 113V116H253ZM5 116V115H4ZM7 116H9V115H7ZM24 116V115H23ZM53 116L54 115H52V117H51V115L49 116V118L51 117V118H53ZM56 116H57V114H56ZM70 116H72V115H70ZM80 116V117H81ZM111 116V115H110ZM131 116V115H130ZM134 116V115H133ZM149 115H147V117H148ZM155 116V115H154ZM158 116V115H157ZM163 116V115H162ZM225 116V117H226ZM256 117H257V114L255 115ZM1 118L3 117V116H0ZM20 117V118H19ZM48 117V116H47ZM46 117V118H47ZM60 118L62 117L61 115L59 116ZM75 117V116H74ZM79 117V116H78ZM78 118V119H81V118ZM84 116H82V118H83ZM129 117V116H128ZM138 117V116H137ZM146 117V118H147ZM153 117V116H152ZM151 117V118H152ZM159 117V116H158ZM163 117H165V116H163ZM229 117V116H228ZM228 117H226L227 119H229ZM0 118V119H1ZM7 118V117H6ZM33 117H31V119H32ZM56 118V117H55ZM71 118V117H70ZM112 118V117H111ZM126 118V117H125ZM139 118V117H138ZM156 118V117H155ZM160 118V117H159ZM212 118H219V120H221L222 121V123H221V121H220V123H219V120H217L218 121V123H219V126L222 124L223 126H220V127H222V128H220L219 126H217L218 125V123L217 122H215V121H212ZM251 118V115H250V117L248 118V121L249 122H252L251 124H252V131H251V136H250V138L252 137V139L251 140H253V141H255L256 143H257V141H256V139H253V138H257V140H258V137H259V135L260 134H262L264 131H262V127H264V123H263V125H262V123H261V121H260V123H259V121H254V120H256V119H254V116L252 117L254 120L252 121V118ZM258 118H259V115H258ZM259 118V119H260ZM62 119V118H61ZM63 119H65V115H64V118ZM75 119V118H74ZM78 119H77V117H76V119H75V121H78ZM129 119V118H128ZM135 119V118H134ZM133 119V120H134ZM161 119H163L164 120V118H161ZM189 119V123L188 122H186L187 120ZM208 119H211V122H209L210 123V125H211V127H210V125H208V123H206V125L208 126V132L207 131H205L203 134L200 132L201 131V127L199 126L200 124H202L203 125V122L205 121V122H207V121H209ZM55 120V119H54ZM70 120V119H69ZM72 120H73V117H72ZM84 120H85V118H84ZM136 120V119H135ZM170 120V121H171ZM190 120H191V122H190ZM0 121H2V120H0ZM6 121V122H7ZM45 121V122H44ZM60 121V120H59ZM64 123H65V121L64 120H62ZM62 121H60V122H62ZM75 121L73 122H71V123H75ZM83 121V119L81 120V122ZM86 121V120H85ZM132 120H130V122H131ZM230 121V120H229ZM232 121V120H231ZM5 122V123H6ZM29 122V121H28ZM57 122V121H56ZM81 122H80V124H81ZM135 122V121H134ZM144 122H146L145 120H144ZM163 122V121H162ZM212 122L213 123H215V124H217L216 126H213V124H212ZM239 122V123H238ZM264 122V121H263ZM2 124H3V121L1 122ZM1 123H0V125H1ZM5 123L3 124L4 126L3 127H5ZM45 123H47L46 125H45ZM68 123V122H67ZM66 123V124H67ZM79 123V122H78ZM83 123H84V121H83ZM132 123V122H131ZM155 123H158L157 121L155 122ZM198 123H200L199 125H198ZM233 123H235L234 124V126H233ZM8 124V123H7ZM6 124V125H7ZM56 124V123H55ZM54 124V125H55ZM58 124V123H57ZM75 124H77V123H75ZM143 124V123H142ZM145 124V123H144ZM149 125H150V123H148ZM153 124H154V122H153ZM10 124H8V126H9ZM53 125V126H54ZM63 126H64V124H62ZM69 125V124H68ZM82 125V124H81ZM196 125H198V127L196 126ZM205 125V124H204ZM262 125V126H261ZM7 126V127H8ZM33 126V127H34ZM67 126V125H66ZM133 126V125H132ZM141 126V125H140ZM146 126H148L147 124H146ZM145 126V127H146ZM160 126V125H159ZM170 126V127H169ZM29 127H28V129H29ZM50 127H52V126H50ZM55 127H57L56 125H55ZM58 127H59V124H58ZM60 127H61V125H60ZM70 127V126H69ZM71 127H72V125H71ZM75 127V126H74ZM80 127V126H79ZM78 127V128H79ZM105 127V126H104ZM142 127V126H141ZM155 127H156V125H155ZM158 127V126H157ZM156 127V128H157ZM163 127V126H162ZM200 127V128H199ZM203 127V126H202ZM215 127H217V129L218 130H222V132H221V130H220V133L223 135V137L225 136V137H227V139L226 140H228L229 138L231 139L232 138V140H233V144L235 143L236 144V147L234 146V149H233V146H232V144L230 145L229 144V142L228 141H224V139L222 138V135H220V134H218L217 132H216V130H215ZM243 127V126H242ZM46 128V127H45ZM44 128V129H45ZM67 128V127H66ZM77 128V127H76ZM77 128V129H78ZM84 127H82V129H83ZM101 128V127H100ZM133 128V127H132ZM131 128V129H132ZM153 128H154V125H153ZM159 128V130H160V128L161 127H158ZM164 128V127H163ZM199 128V132H200V134H202L203 136H205L206 134H207V136L206 137H208V140H206V142H204V144L201 142L202 140H199L200 142H201V144L202 145H200V142L197 144V136H196V130ZM204 128V127H203ZM202 128V129H203ZM42 129V128H41ZM47 129H49V128H47ZM46 129V130H47ZM55 129V128H54ZM56 129H58V128H56ZM62 129V128H61ZM64 130H65V128H63ZM63 129H62V131H63ZM69 129V128H68ZM76 129V130H77ZM80 130H81V128H79ZM148 129V128H147ZM155 129V128H154ZM225 129V130H224ZM43 130V129H42ZM50 130H51V132H52V128H50ZM67 130V129H66ZM65 130V131H66ZM70 130H71V132H75L74 130L72 131V129L70 128ZM145 130H146V128H145ZM151 130V129H150ZM185 130V131H184ZM2 131H3V129H2ZM5 131H8L7 129L5 130ZM54 131V130H53ZM57 131V130H56ZM84 134H85V128H84ZM90 131V130H89ZM99 131V130H98ZM134 131V132H133ZM135 131L136 130H134V129H132V132H130V134L132 133H135ZM143 131V130H142ZM154 131V130H153ZM158 131V130H157ZM156 131V132H157ZM180 131H184L185 132V134H184V132L183 133H181L182 135H179L178 133H180ZM187 131V132H186ZM223 131H224V133H223ZM4 132V131H3ZM32 132L34 133V131L32 130ZM37 131H35V133H36ZM41 132H43V131H41ZM40 132V133H41ZM45 132V131H44ZM49 132V131H48ZM58 132H60V131H58ZM119 132V131H118ZM121 132V131H120ZM144 132H146V131H144ZM160 132V131H159ZM159 132H158V135L161 137V135L159 134ZM207 132V133H206ZM6 134L8 133V132H5ZM35 133H34V135H35ZM40 133H39V136H40ZM46 134H47V132H45ZM56 133V132H55ZM65 133H67V132H65ZM78 133H81V131L80 132H78ZM88 133V132H87ZM85 134L84 136L86 137V135H88V134ZM206 133V134H205ZM41 134H43V133H41ZM46 134H44V136L43 137H45V135ZM50 134V133H49ZM48 134V135H49ZM53 134V133H52ZM71 134V133H70ZM76 134H77V132H76ZM119 134V133H118ZM124 134V133H123ZM132 134H131V136H132ZM148 134V133H147ZM200 134L198 133L197 135L198 136H200ZM217 134H218V136L219 137H221V138H219V140L220 139H223V140H221L220 141V143H219V141H218V139H217ZM264 134V133H263ZM4 135V134H3ZM8 135V134H7ZM33 135V134H32ZM37 135H38V132H37ZM36 135V136H37ZM51 135V134H50ZM56 135V134H55ZM55 135H53L54 136V138H55ZM60 135L62 136V134L60 133L58 136L60 137ZM66 135V134H65ZM68 135H69V133H68ZM80 135V134H79ZM82 135H83V132H82ZM100 135V134H99ZM129 135V134H128ZM185 135V136H184ZM6 136V135H5ZM28 137H29V135H27ZM31 136V135H30ZM39 136H38V138H39ZM42 136V135H41ZM40 136V137H41ZM75 137H77L76 135H74ZM94 136V135H93ZM118 136V135H117ZM134 136V135H133ZM143 136H144V134H143ZM67 136H65V138H66ZM70 137H72V136H70ZM69 137V138H70ZM84 137V138H85ZM90 137V136H89ZM114 137V136H113ZM121 137V136H120ZM155 137V136H154ZM159 137V138H160ZM164 137V136H163ZM261 137H262V135H261ZM263 137H264V135H263ZM6 138H8V137H6ZM11 138V139H12ZM31 137H29L28 139H30ZM34 137H32V139H33ZM68 138V137H67ZM68 138V139H69ZM96 138V137H95ZM122 138V137H121ZM170 138V139H171ZM198 138H200V137H198ZM5 139V138H4ZM4 139H2V142H3V140ZM9 140H11L10 139V137L8 138ZM7 139V140H8ZM31 139V140H32ZM58 139V138H57ZM60 140V142L62 143V141L61 140H63V138L61 139V137L59 138ZM75 139H77V138H75ZM82 139L83 138H80V141H82ZM148 139V138H147ZM172 139V140H173ZM202 139V138H201ZM206 139V138H205ZM205 139H204V141H205ZM239 139V140H238ZM16 140V139H15ZM15 140H13V141H15ZM19 140V139H18ZM20 140H22V139H20ZM24 140H25V138H24ZM48 140H50V138L48 139ZM47 140V141H48ZM69 140H72V139H69ZM118 140V139H117ZM231 140V141H232ZM261 140V139H260ZM27 143L28 142H30V140L29 141H27V139L25 140ZM35 141V140H34ZM36 141H38V140H36ZM41 141V140H40ZM77 141L79 142V145H80V141L77 139ZM88 141H89V138H88ZM161 141H164L162 138H161ZM166 141V140H165ZM170 141V140H169ZM224 141V142H223ZM237 141H238V143H237ZM249 141V140H248ZM259 141V140H258ZM263 141H264V139L261 141V143L260 142H258L259 143V145L261 146V145H264V144H262L263 143ZM16 142V144H17V146H19L18 144L19 143H17L18 141H15ZM43 142V141H42ZM46 141L44 140V143H45ZM51 142V141H50ZM49 142V143H50ZM52 142H54V141H52ZM59 142V143H60ZM70 142V141H69ZM74 142V141H73ZM82 142H84V141H82ZM86 142V141H85ZM84 142V143H85ZM115 142V141H114ZM144 142H145V140H144ZM158 142V141H157ZM227 142H228V144L230 145H227V147L229 146V147H231L232 146V148L231 149H233V151H231V149L230 148H228V149H230V150H228V149H226L227 151H231V152H235V155L237 156L238 154V156H244L243 157V159L240 157V159H242L243 161H252L257 167L256 168H258V166H259V171H257L258 169H256V170H254V172L253 171H251V173H255V174H253V176L255 175H257L256 177L254 176H251L252 178H256V180H252V178L250 179V178H246V177H248V175L246 176L245 174H248V173H246L245 171H244V167L245 166H247V167H245V169L246 168H248V171L247 172H249V170H250V168L252 169V162H246L245 164L246 165H243L244 164V162L242 161V160H240L239 159V157H238V159L236 158V156L234 157V158H236L235 159V161L234 160H232L231 161V166H234V168H233V171H231V168L229 167L230 166V164H228V163H224V159H222L221 158V153H220V151H221V149H224V151H223V153H226L225 154V156L222 154V156L223 157H226V155L229 157V158H231L232 156H234V153H231V152H228L227 153V151L225 150V148L226 147H224V148H221L222 147V144H227ZM255 142H253V143H255ZM13 143L14 142H12V143H10V145L11 146H13ZM21 143V142H20ZM24 143V142H23ZM23 143L21 144L22 146H23ZM27 143H24V146H25V144H27ZM32 143H33V140H32ZM32 143H30V145L32 144ZM36 143H38V142H36ZM40 143V142H39ZM44 143H42L43 144V146L42 145H40V150H39V146H38V150H39V152L37 153V156H38V160L36 161V164L37 165H34V167H38V169L39 168H46V170L47 169H49V167L47 168V164L46 165H44V164H41V163H39V162H41V161H39V159L43 156V154L44 155H47L48 154V156L50 155L51 156V153L53 152H48L47 150H49V149H47V150H45V148H44ZM58 143V144H59ZM71 143V142H70ZM87 143V142H86ZM95 143V142H94ZM161 143V142H160ZM160 143L158 144L159 146H160ZM164 143H166V142H164ZM164 143L162 144L161 143V145L163 146L164 145ZM169 144H170V142H168ZM173 143V142H172ZM258 143H257V145H258ZM6 144H8L7 142L6 143H2L1 145H6ZM16 144H15V146H16ZM47 144V143H46ZM46 144H45V146H46ZM51 144V143H50ZM54 144H56V143H54ZM66 144V143H65ZM68 144V143H67ZM66 144V146H68ZM72 144H74V143H72ZM116 144V143H115ZM136 144V143H135ZM175 144H170V148L169 149H171V145H173V147L175 146ZM243 144V146H241ZM9 145V144H8ZM38 145V144H37ZM63 145V144H62ZM61 145V146H62ZM70 145V144H69ZM75 145V144H74ZM99 145V144H98ZM138 145V144H137ZM166 145L167 146H164V147H162V148H168V144L166 143ZM221 145V146H220ZM10 146V147H11ZM15 146H13V147H15ZM32 146V145H31ZM31 146H29L30 148H31ZM49 146V145H48ZM51 146V145H50ZM60 146V145H59ZM89 146H90V142H89ZM88 146V147H89ZM134 146H136V145H134ZM158 146V149L160 148ZM224 146V145H223ZM252 146H253V148H254V146L256 147V145H254V144H252ZM7 147V146H6ZM26 147V146H25ZM70 147V146H69ZM82 147H83V145H82ZM105 147V146H104ZM116 147H118V146H116ZM142 147V146H141ZM172 147V148H173ZM249 147H250V144L248 143V146L246 147V148H248L249 149ZM5 148V147H4ZM4 148H2L1 147V149L0 150H2V149H4ZM27 148V147H26ZM34 148V147H33ZM57 148V147H56ZM62 148V147H61ZM72 148V147H71ZM74 148V147H73ZM77 148V145H76V147H75V149ZM79 148V147H78ZM136 148V147H135ZM138 148V147H137ZM162 148H160V149H162ZM165 149V153H163V155H165L166 156V153H167V155H170V152L171 151H169L168 149ZM199 148H201V149H199ZM221 148V149H220ZM253 148H252V150H253ZM258 148H260V147H258ZM7 149H9V148H7ZM6 149V150H7ZM11 149H12V147H11ZM10 149V150H11ZM22 149V148H21ZM24 149V148H23ZM52 149V148H51ZM53 149H55V148H53ZM52 149V150H53ZM65 149V148H64ZM67 149H69V148H67ZM66 149V150H67ZM80 149V148H79ZM78 149V150H79ZM82 149V148H81ZM86 149H87V147H86ZM93 149V148H92ZM106 149V148H105ZM174 149V148H173ZM235 149H237V151H235ZM255 149H257V148H255ZM254 149V150H255ZM5 150V149H4ZM6 150L4 151V154H6L7 152H6ZM10 150H8V152L10 151ZM13 150V153H15L14 152V148L12 149ZM15 150H17V148L15 149ZM18 150H19V148H18ZM31 149H29V151H30ZM34 150V149H33ZM83 150L84 149H82V152H83ZM88 150V149H87ZM94 150V149H93ZM112 150H114V149H112ZM117 149H115V151H116ZM141 150V149H140ZM163 150V149H162ZM161 150V152H163ZM204 152L203 154H208L211 150H212V152L210 153V156H211V154L213 153V151H215L217 154L219 153V155H217L216 153L215 154H213L212 156H215V158L217 157V161H218V159H220V161H221V159H222V163H223V165L226 167V165L228 166V167H226V169H224V171H223V168H222V171H223V173L225 172V174H227V172L228 171H231V172H233V173H231V172H229L230 173V175L231 174H233L234 175V181L232 180V178L230 177V175H228L227 174V176L225 175H221L222 177H223V181H226V180H224V178L226 179V178H228V181L226 182V184L227 185H231V186H234L233 188L232 187H229L228 189H229V192L227 191V193L224 195L225 196V198H224V200L226 199V195H228V193H230V191L232 192H235L236 191V193H237V198H239L238 199V201H240L241 200V202H240V204L242 203V205L241 206H243V208H241V209H244V210H246V211H249V210H252L251 208H253V211H251V214H252V212L254 213L253 215H252V217L250 218L249 216H245L246 218H248L247 219V221H246V223H243L244 222V220L243 219H245V217L244 218H242L241 217V219H239V224L237 223V227L235 226L234 227V229L233 230H231V225H228L227 223H231L232 221H233V223H234V225H235V221L237 220H235L234 221V219H232V221H231V218H232V216H230V214H232L233 215V213H234V217L236 216L235 214L237 213V212H232V213H228V215H227V212H226V209H227V207L228 208H230L232 205H230V204H232V203H230V202H233V199H234V197H235V202L237 201V198H236V193L235 194H233V196H232V194H230V196H232L233 198H231L229 195V197L227 196V198L229 199V201H227V199H226V201L227 202H229L230 204H228L226 201H224V202H226L227 203V207L225 206H222L223 204H225L224 202H223V204H220L219 206H222L221 208H223L224 207V210H225V214H226V216H225V214H224V216H222L221 215V212H224L223 211V209H221V208H219V206H218V208H212V207H216V202L218 203V201H219V198H221V197H219V198H217V196H216V199H215V202H214V200H212L211 202H209V203H211V204H209L208 202V205H210V206H212V207H209L206 203H204L203 205L201 204V205H199V202H200V199L202 198L201 196L205 193V190L203 189V187H206V185L205 184H203V183H207L208 185L210 184H212L211 182H212V179H213V177L211 178V180H207V178H208V175L209 174H207L206 176H204V177H202V178H205V179H200V177H201V175H200V177H198V174L200 173V172H202V169H200V167H202L203 168V166L204 167H207L208 168V166H210V165H208L207 163H205V164H207L206 166L202 163V161H203V159H202V161L200 160V157L202 156H200L199 157V160H197L198 158V154H196V152L197 151H200L199 152V154H202L201 152L202 151ZM218 150H220L219 152H217ZM258 151H257V153H255V155H257L258 154V152H259V149H257ZM263 150H264V146L262 147L261 146V148H260V153H263ZM23 151V150H22ZM25 151H27L26 149H25ZM28 151V152H29ZM55 151V150H54ZM58 151V150H57ZM60 151V150H59ZM71 150H69V152H70ZM90 151H92L91 149H90ZM126 151V150H125ZM134 151V150H133ZM136 151H137V149H136ZM160 151V150H159ZM167 151V152H166ZM241 153H239V152ZM256 151V150H255ZM255 151H253V152H255ZM35 152V151H34ZM36 152H37V150H36ZM68 152V151H67ZM72 152H73V150H72ZM109 152V151H108ZM112 152V151H111ZM111 152H109V154H111ZM118 152V151H117ZM168 152H169V154H168ZM173 152V151H172ZM222 152V151H221ZM12 151H11V153H9L11 156H9V159H11L10 157H12ZM17 154H18V152H16ZM25 153V152H24ZM57 153V152H56ZM74 153H76V152H74ZM73 153V154H74ZM137 153V152H136ZM194 153H195V155H197L196 157H195V155H194ZM198 153V152H197ZM238 153V154H237ZM0 154H3V153H0ZM3 154V155H4ZM16 154V155H17ZM30 154H31V152H29V156H30ZM36 154V153H35ZM103 154V153H102ZM118 154V153H117ZM124 154V153H123ZM134 154V153H133ZM132 154V155H133ZM231 154H233L232 156H230ZM22 154H21V152H20V155H19V157L21 156ZM34 155V154H33ZM69 155V154H68ZM71 155V154H70ZM84 155V154H83ZM86 155V154H85ZM113 155H116V154H113ZM171 155H172V153H171ZM170 155V156H171ZM261 155V154H260ZM1 156V155H0ZM7 155H4V157H8ZM15 155H13V157L12 158H15V160L14 159H11V160H14V162L13 161H11V160H7V161H9V162H6V160H4V162H6V164L8 163H10V161L11 162H13V167H15V168H13L14 170L15 169H17L18 170V168H20V167H24L25 166V163H23V161L22 162H20V160H18L17 159V157H18V155H17V157H14ZM25 155H22V157L20 158V159H22L23 157H24ZM32 156V155H31ZM49 156V157H50ZM54 156V155H53ZM52 156V157H53ZM67 156V155H66ZM75 156V155H74ZM77 156V155H76ZM98 156V155H97ZM96 156V157H97ZM128 156V155H127ZM136 156V155H135ZM148 156H149V154H148ZM164 156V157H165ZM173 156V155H172ZM210 156H209V158H210ZM220 156V157H219ZM3 156H1V158H2ZM71 157V159H73V158H75V157H72V156H70ZM69 157V158H70ZM132 157V156H131ZM219 157V158H218ZM25 158V157H24ZM28 158V157H27ZM45 158V157H44ZM43 158V159H44ZM65 158V157H64ZM78 158V157H77ZM81 158V157H80ZM80 158H79V160H80ZM89 158V157H88ZM127 158V157H126ZM125 158V159H126ZM169 158H172V157H169ZM174 158H175V155H174ZM179 158V159H178ZM196 158V159H195ZM207 158V157H206ZM206 158H205V160H206ZM213 159H214V157H212ZM227 158V157H226ZM2 159H4V158H2ZM16 159H17V161H16ZM33 159H35V157H33ZM42 159V160H43ZM53 159H56V157L55 158H53ZM52 159V160H53ZM65 159H67V157L65 158ZM142 159V158H141ZM151 159V158H150ZM164 159H167L166 157L164 158ZM176 159V158H175ZM208 159V158H207ZM232 159H233V157H232ZM248 159V160H247ZM262 159H264V157L262 158ZM29 160V159H28ZM41 160V159H40ZM46 160V159H45ZM44 160V161H45ZM48 160V159H47ZM68 160H70V159H68ZM120 160H122V159H120ZM171 160H173V158L171 159ZM176 160V161H177ZM227 160H229V159H227ZM258 160V161H259ZM1 161V160H0ZM3 161V160H2ZM39 161V162H38ZM71 161V160H70ZM74 161H77V159H75ZM119 161V160H118ZM123 161V160H122ZM126 161V160H125ZM199 161V165H200V167L198 168V167H196V164L198 165V162ZM207 161H212V160H207ZM215 163H217L216 161H215V159L213 160ZM234 161V162H233ZM241 161V162H240ZM24 162H26V161H24ZM31 163H32V161H30ZM46 162V161H45ZM49 162V161H48ZM62 162H63V160H62ZM61 162V163H62ZM79 162H81V161H79ZM86 162V161H85ZM150 162H151V160H150ZM196 162V163H195ZM205 162V161H204ZM214 162H213V164H214ZM1 163V162H0ZM51 162H49V165L50 166H52L51 164H50ZM56 163V162H55ZM66 163V164H65ZM64 164V167H67L66 165H67V163H68V161H66ZM95 163H97V162H95ZM211 163V162H210ZM209 163V164H210ZM221 163V162H220ZM247 163H249V164H247ZM58 164H60V163H58ZM58 164H57V166H58ZM63 164V163H62ZM71 164L72 163H69V165H68V168L69 167H74L75 165H73V166H71ZM77 164V163H76ZM123 164V163H122ZM126 165H127V163H125ZM174 164H176V162L174 161V163L173 164H170L169 166H170V168H174V166H171V165H174ZM202 164H203V166H202ZM212 164V165H213ZM48 165V166H49ZM56 165V164H55ZM81 165H85V163L84 164H81ZM164 165V164H163ZM166 165V164H165ZM198 165V166H199ZM218 164H216V166H217ZM236 165H237V167H236ZM251 165V166H250ZM254 165V166H255ZM3 166V165H2ZM5 166V165H4ZM26 166H28V165H26ZM53 166H54V163H53ZM52 166V167H53ZM117 166V165H116ZM123 166H125V165H123ZM215 165H213V167H214ZM218 166H222V165H218ZM223 166V167H224ZM249 166V167H248ZM253 166V167H254ZM263 168H262V167ZM7 167V166H6ZM9 167V166H8ZM33 167V166H32ZM61 167H62V165H61ZM82 167V166H81ZM81 167H79V168H81ZM87 166H85V168H86ZM113 167V166H112ZM135 167V166H134ZM176 167V166H175ZM192 167V168H191ZM196 167V168H195ZM211 167V166H210ZM209 167V168H210ZM224 167V168H225ZM260 167H261V169H260ZM35 168V170H38V169H36ZM56 168H58V170H59V167H56ZM55 167H53V170L54 169H56ZM117 168H119V167H117ZM172 168V169H173ZM228 168V169H227ZM255 168V167H254ZM253 168V169H254ZM1 169V168H0ZM22 169L23 168H21V172H22ZM34 169V168H33ZM62 169H63V167H62ZM126 169V168H125ZM157 169V168H156ZM162 169H163V167H162ZM164 169H165V167H164ZM163 169V171H170V169L168 170V166H167V169L166 170H164ZM175 169V168H174ZM173 169V172L176 170H174ZM193 169H194V172H193ZM199 170V172H198V170ZM206 170V168H203V170ZM252 169V170H253ZM25 170V169H24ZM31 170V169H30ZM34 170V171H35ZM65 170V169H64ZM82 170V169H81ZM111 170V169H110ZM116 170V169H115ZM118 170V169H117ZM116 170V171H117ZM127 170V169H126ZM129 170H132V169H129ZM137 170V169H136ZM158 170V169H157ZM182 170V171H181ZM191 170H192V172H191ZM208 170V169H207ZM220 170V169H219ZM226 170H228L227 172H226ZM6 171V170H5ZM12 171V170H11ZM11 171H9V173H11V179L13 180L14 178H15V176L13 177V174L14 173H17V171L15 170V172H13V174H12V172ZM26 171V170H25ZM25 171H23V172H25ZM49 171H50V169H49ZM55 171H57V169L55 170ZM54 171V172H55ZM76 171V170H75ZM215 171V170H214ZM213 170H212V173L214 172ZM216 171H218V167H217V169H216ZM4 172V171H3ZM18 172H20V170H18ZM28 172V171H27ZM31 172V171H30ZM33 172V171H32ZM45 172H47V171H45ZM44 172V173H45ZM51 172V171H50ZM49 172V173H50ZM81 172V171H80ZM79 172V173H80ZM94 172V171H93ZM127 172H128V170H127ZM134 172V171H133ZM150 172H152V171H150ZM161 172H162V170H161ZM160 172V174H162ZM172 172V173H173ZM179 172H182V174H184V177H183V175L182 174H180ZM186 172V173H185ZM198 172V174H196V173ZM205 172H208V171H205ZM239 172H241V175H238L239 174ZM245 172V173H244ZM258 172V173H257ZM5 173V172H4ZM6 173H7V171H6ZM8 173V174H9ZM26 173V172H25ZM24 173V174H25ZM37 173V172H36ZM35 173V174H36ZM44 173H42V174H44ZM56 173V172H55ZM54 173V174H55ZM84 173H86V172H84ZM119 173H120V171H119ZM125 173V172H124ZM131 172H129V174H130ZM146 173V172H145ZM145 173H144V175L143 176H145ZM189 173H191V177L193 176H195V177H197V178H199V179H197V182L198 183H195L194 182V179H195V177H194V179H193V177H192V181H191V183L189 184L188 182H187V177L189 176ZM195 173V174H194ZM209 173H211V172H209ZM219 173V172H218ZM221 173V172H220ZM243 173V174H242ZM250 173V174H251ZM257 173V174H256ZM40 173L38 172V175H39ZM123 174V173H122ZM122 174H120V175H122ZM127 174V173H126ZM128 174V175H129ZM139 174V173H138ZM142 174H143V172H142ZM156 174V173H155ZM166 174V173H165ZM168 174H170L171 175V172H169V173H167V175ZM177 174H175V175H177ZM188 174V176L187 177H185L186 175ZM200 174H202V175H204L203 173H200ZM1 175H2V173H1ZM4 175V174H3ZM29 175V174H28ZM31 175V174H30ZM50 175V174H49ZM48 175V176H49ZM51 175H52V173H51ZM56 176H57V174H55ZM63 175V174H62ZM119 175V176H120ZM124 175V174H123ZM135 175V174H134ZM233 175H231L232 177H233ZM252 175V174H251ZM5 176H7V175H5ZM5 176H3V178H5ZM21 176H23V175H21ZM27 176V175H26ZM65 176V175H64ZM72 176H75V174L74 175H72ZM72 176H71V178H72ZM82 176V175H81ZM125 176V175H124ZM142 176V175H141ZM143 176H142V178H143ZM166 176V175H165ZM210 176V175H209ZM214 176V175H213ZM215 176H216V174H215ZM219 176H220V174H219ZM221 176H220V178H221ZM236 176H238V178L236 177ZM250 176V175H249ZM7 177H9V175L7 176ZM6 177V178H7ZM31 177H33V176H31ZM35 177V176H34ZM41 177V176H40ZM40 177H39V179H40ZM43 177V176H42ZM62 177V176H61ZM123 176H121V178H122ZM126 177V176H125ZM132 177V176H131ZM158 178L160 177L159 175L157 176ZM164 177V176H163ZM163 177H162V179H163ZM170 176H168V178H169ZM175 177V178H176ZM211 177V176H210ZM217 177V176H216ZM215 177V178H216ZM10 178H8L9 180H10ZM28 178V177H27ZM38 178V177H37ZM46 178H48V177H46ZM65 178V177H64ZM124 178V177H123ZM140 178V177H139ZM145 178V177H144ZM155 178V177H154ZM158 178H156V179H158ZM186 178V179H185ZM231 178V179H230ZM261 178H262V180H261ZM8 179H6V180H8ZM24 179H25V177H24ZM33 179H35V178H33ZM42 179V178H41ZM40 179V180H41ZM58 179V178H57ZM130 179H132V178H130ZM134 179V178H133ZM190 179V178H189ZM188 179V181H190ZM217 180H218V178H216ZM259 179V180H258ZM2 180V179H1ZM11 180V182H13ZM20 181L22 180V178L21 179H19ZM18 180V176H17V179L15 180V182L18 184V182L17 181H19ZM28 180H29V178H28ZM43 180V179H42ZM54 179H52V181H53ZM56 180V179H55ZM65 180H67V179H65ZM138 180V179H137ZM148 180H149V178H148ZM220 180H222V178L220 179ZM220 180H219V182H220ZM233 181L234 183H237V184H234L233 182L231 183L230 181ZM253 182H252V181ZM25 181V180H24ZM23 181V182H24ZM32 181H34V180H32ZM31 181V182H32ZM37 181V180H36ZM116 181V180H115ZM123 181V180H122ZM159 181V180H158ZM162 181V182H163ZM170 181H171V177H170ZM207 181H211V182H207ZM214 181V180H213ZM250 181H251V183H250ZM258 181H260V184H259V182ZM262 181V182H261ZM0 182H2V181H0ZM14 182V183H15ZM25 182H27V180L25 181ZM25 182H24V184H25ZM45 182H46V180H45ZM163 182V183H164ZM186 182L188 183V184H186ZM216 182V181H215ZM7 184H8V181L6 182ZM34 183V182H33ZM1 184V183H0ZM21 184V183H20ZM20 184H18V185H20ZM23 184V185H24ZM50 184H52V183H50ZM53 184H57L56 182H54ZM151 184V183H150ZM215 184V183H214ZM217 184H218V182H217ZM8 185H11V183H9ZM18 185H17V187H18ZM33 185V184H32ZM31 185V186H32ZM37 186H41L40 185V183H38V184H36ZM43 185V184H42ZM45 185V184H44ZM70 185V184H69ZM80 185V184H79ZM152 185V184H151ZM159 185V186H160ZM174 185V186H173ZM201 185H203V187L201 186ZM223 185H225V182H223ZM236 185V186H235ZM237 185L239 186V187H237ZM253 185V186H254ZM2 187H3V189H5V186H3V185H1ZM1 186H0V188H1ZM11 186H13L12 188L10 187H8V186H6V187H8L9 188V191L12 189L13 191H14V184L12 183V185ZM27 187L29 186L28 184L26 185ZM53 186V185H52ZM62 186V185H61ZM150 186V185H149ZM211 186H215V185H211ZM218 186V185H217ZM216 186V187H217ZM226 186V185H225ZM253 186L251 187V188H253ZM254 186V187H255ZM263 186V187H262ZM59 187V185L57 186V188ZM126 187V186H125ZM128 187V186H127ZM148 187V186H147ZM152 187V186H151ZM172 187H174V188H172ZM208 187V189H209V186H207ZM32 188V187H31ZM30 188V190L29 191H31L32 189ZM34 189H35V187H33ZM63 188V187H62ZM65 188V187H64ZM71 188V187H70ZM83 188V187H82ZM140 188H142V187H140ZM201 188H202V190H204V192L201 190ZM212 188V187H211ZM215 188V187H214ZM225 188L226 187H224V192L226 191L225 190ZM29 189V188H28ZM37 189H38V187H37ZM36 189V190H37ZM43 189V188H42ZM51 189V188H50ZM97 189V188H96ZM99 189H100V187H99ZM119 189V188H118ZM123 189V188H122ZM206 189V188H205ZM219 189V188H218ZM239 189V190H240ZM243 189V188H242ZM256 189V188H255ZM260 188H259V190H261ZM17 190V189H16ZM21 190H24V189H22V187L20 188V191ZM27 190V189H26ZM36 190H33V191H36ZM60 191H59V193L61 192V190L62 189H59ZM71 190V189H70ZM82 190V189H81ZM98 190V189H97ZM167 190V189H166ZM178 190H179V192H178ZM216 190V189H215ZM259 190H256V191H258V192H260ZM262 190H264V189H262ZM261 190V191H262ZM4 191H7V189L6 190H4ZM52 191V190H51ZM57 191V190H56ZM72 191V190H71ZM102 191V190H101ZM114 191V190H113ZM115 191H117V190H115ZM121 191V190H120ZM144 191V190H143ZM146 191V192H145ZM144 191V193H146L147 194V192H148V190H145ZM206 191H208L207 189H206ZM210 191H214V190H210ZM222 191V190H221ZM1 192V191H0ZM28 192V191H27ZM42 192V191H41ZM53 192V191H52ZM118 192V191H117ZM150 193H151V190L149 191ZM156 192V191H155ZM158 192V191H157ZM156 192V193H157ZM218 192H219V190H218ZM218 192H216L215 191V193H211L212 194V196L214 195V194H216V193H218ZM224 192H223V194H224ZM232 192V193H233ZM243 192L244 191H242V194H243ZM247 192V190H246V194L248 193ZM263 192V191H262ZM8 193L9 192H6V193H4L3 192V194L6 196V195H8ZM14 193V192H13ZM31 193V192H30ZM37 193V192H36ZM40 193V192H39ZM39 193H37V194H39ZM63 193H65V192H63ZM69 193V192H68ZM82 193V192H81ZM97 193V192H96ZM119 193V192H118ZM123 193V192H122ZM128 193V192H127ZM190 193V192H189ZM210 192L208 191V194H209ZM257 193V192H256ZM16 194H17V192H16ZM14 195L13 197L11 196V194L9 193V197L11 196L12 197V199H10L9 197L7 198V196H6V198L8 199V201L5 199V200H2L1 201V198H0V214L1 215H4L5 216V220L7 219L6 217H8V218H10L12 215H16V216H19V217H21V220H24V221H26L27 222V226L29 225L30 227H33L35 224V222L34 223H32V221H30V220H28V216H27V211H28V208L30 207V205L27 203V202H25V201H27L26 199H25V201H21L20 200V197H18L19 199H15L14 200V198H15V196L17 197V195ZM29 194V193H28ZM28 194L26 195L25 194V196H27V198H28ZM35 194V193H34ZM33 194V195H34ZM37 194L36 195H34L35 196V198H36V196H37ZM41 194V193H40ZM39 194V195H40ZM53 194V193H52ZM71 194V193H70ZM80 194V193H79ZM83 194V193H82ZM92 194V193H91ZM90 194V195H91ZM114 194V193H113ZM143 194V193H142ZM195 194V195H196ZM207 194V193H206ZM207 194V195H208ZM248 194H250V193H248ZM20 195H22V194H20ZM39 195L37 196L38 198H39ZM43 195H44V193H43ZM61 195H62V193H61ZM68 195V194H67ZM96 195V194H95ZM147 195H149V193L147 194ZM159 194H157V196H158ZM205 195V194H204ZM220 195V194H219ZM244 195V194H243ZM257 195V196H258ZM259 195V196H260ZM41 196V195H40ZM46 196H47V194H46ZM48 196H50V195H48ZM53 196V195H52ZM59 196V195H58ZM70 196V195H69ZM144 197H146L147 198V196L144 194L143 195ZM150 196V195H149ZM148 196V197H149ZM156 196V195H155ZM211 196V195H210ZM247 196H249V195H246V197ZM252 196V195H251ZM2 197V196H1ZM56 197V196H55ZM79 197V196H78ZM101 197V196H100ZM99 197V198H100ZM113 197H115V195L113 196ZM127 197V196H126ZM205 197V196H204ZM256 197V198H255ZM43 198H44V196H43ZM48 198H51V196L50 197H48ZM48 198H46V199H48ZM118 198V197H117ZM135 198V197H134ZM136 198H137V196H136ZM150 198V197H149ZM158 198V197H157ZM156 198V199H157ZM159 198H160V195H159ZM171 198H173V197H171ZM189 198V197H188ZM200 198V199H199ZM208 198V197H207ZM211 198V197H210ZM215 198V197H214ZM230 198L232 199V200H230ZM245 198V197H244ZM248 198V197H247ZM34 199V198H33ZM45 199V200H46ZM54 199V198H53ZM58 199V198H57ZM67 199V198H66ZM78 199V198H77ZM120 199H121V197H120ZM125 199V198H124ZM130 199V198H129ZM141 199H142V197H141ZM152 199V198H151ZM174 199V198H173ZM199 199V200H198ZM217 199H218V201H217ZM249 198H248V200H250ZM9 200H12V201H10L9 202ZM28 200H30L29 198H28ZM35 201H36V199H34ZM41 200H42V198H41ZM50 200V199H49ZM70 200V199H69ZM133 200V199H132ZM148 200V202L150 203V201H151V203H152V200H149V199H147ZM153 200H154V198H153ZM203 200H205V199H203ZM209 200V199H208ZM221 200V199H220ZM246 200V199H245ZM30 201H32V200H30ZM38 201V200H37ZM54 201V200H53ZM58 201H59V199H58ZM61 201H62V199H61ZM110 201V200H109ZM142 201V200H141ZM156 201V200H155ZM154 201V202H155ZM159 201L161 202L162 200H160L159 199ZM164 201V200H163ZM205 201H207V200H205ZM222 201H223V199H222ZM222 201H221V203H222ZM247 201V200H246ZM245 201V202H246ZM41 201L39 200V202L38 203H40ZM44 202V201H43ZM55 202V201H54ZM53 202V203H54ZM69 202V201H68ZM103 202V201H102ZM101 202V203H102ZM113 202V201H112ZM122 202H124L123 200H122ZM125 202H126V204H129V202H131V204L133 203L131 200H129L128 201V203H127V201H126V199H125ZM143 202L144 201H142L141 203V205H143ZM145 202H147L146 200H145ZM153 202V203H154ZM158 202V199H157V201L155 202V203H157ZM212 202H213V205H212ZM235 202H233V203H235ZM46 203H47V200H46ZM60 203V202H59ZM84 203V202H83ZM82 203V204H83ZM104 203V202H103ZM106 203V202H105ZM119 203H120V201H119ZM115 204V205H120V207H121V204ZM138 203V202H137ZM150 203V204H151ZM162 203V202H161ZM160 203V204H161ZM165 203V202H164ZM163 203V204H164ZM237 203V202H236ZM234 204L235 206H238V204ZM239 203V202H238ZM246 203H248V201L246 202ZM48 204V203H47ZM60 204H62V203H60ZM70 204V203H69ZM91 204V203H90ZM125 204V205H126ZM130 204V205H131ZM148 204V203H147ZM163 204H161V205H163ZM219 204V203H218ZM250 204H249V206H250ZM38 205V204H37ZM42 205H43V203H42ZM41 205V206H42ZM45 205V204H44ZM53 205V204H52ZM84 205V204H83ZM103 205V204H102ZM107 205H110L111 206V204H110V202L109 203H106V205L105 206H102L103 208L104 207H106ZM113 205V204H112ZM140 205V207H142ZM149 205V204H148ZM152 205V204H151ZM154 205V204H153ZM157 205V204H156ZM165 205V204H164ZM178 205V206H177ZM229 205H230V207H229ZM34 206H35V204H34ZM40 205H39V207H41ZM56 206H59V204L58 205H56ZM61 206V205H60ZM77 206V205H76ZM81 206V205H80ZM150 206V205H149ZM177 206V207H176ZM247 206V205H246ZM33 207V206H32ZM31 207V208H32ZM48 207H50V206H48ZM70 207V206H69ZM95 207V206H94ZM108 207V206H107ZM112 207V206H111ZM111 207H109L108 209H111ZM119 207V208H120ZM127 207H128V205H127ZM133 208V205H131V206H129V208L130 209H132ZM135 207V206H134ZM156 207V206H155ZM160 206H158L157 208H159ZM165 207H166V205H165ZM234 207V206H233ZM36 207H34V209H35ZM46 208V207H45ZM100 208V207H99ZM103 208H101V210L103 209ZM154 208V207H153ZM232 208V207H231ZM231 208H230V210H231ZM236 207H234L233 209H235ZM237 208H240L239 206L237 207ZM261 208H264V206L263 207H261ZM44 208L42 207V209L41 210H43ZM55 209V208H54ZM59 209V208H58ZM63 207H62V211H63ZM66 209V208H65ZM105 209V208H104ZM107 209V210H108ZM118 209V208H117ZM121 209V208H120ZM119 209V210H120ZM218 209V210H217ZM219 209H220V212H219ZM232 209V210H233ZM40 210V209H39ZM56 210V209H55ZM60 210V209H59ZM59 210H58V212H59ZM69 210H70V208H69ZM122 210H123V208H122ZM126 210V209H125ZM147 210V209H146ZM173 210V211H172ZM184 210V211H183ZM186 210L188 211L187 213H186ZM237 210H239V209H237ZM244 210H241V212L243 211V215L242 216H244L245 214H244V212H246V211H244ZM261 210H264V209H261ZM33 211V210H32ZM37 211V210H36ZM36 211H35V213H36ZM44 211V210H43ZM46 211H47V209H46ZM65 211V210H64ZM85 211V210H84ZM124 211V210H123ZM148 211V210H147ZM228 211H229V209H228ZM255 211H257L258 213H259V215H256L257 213H255ZM40 212V211H39ZM49 212V211H48ZM58 212L56 211V213L58 214ZM67 212V211H66ZM66 212H65V214H66ZM81 212V211H80ZM87 212V211H86ZM101 212V211H100ZM118 212V211H117ZM27 213V214H26ZM33 213H34V211H33ZM41 213V212H40ZM51 213V212H50ZM55 213V214H56ZM60 213V212H59ZM108 213V212H107ZM120 213H122V212H120ZM156 213H159V212H156ZM190 214V219H191V223H190V225H189V227H187L186 226V220H187V217H189V216H185L186 214L187 215H189ZM264 213V212H263ZM262 213V214H263ZM53 214V213H52ZM133 214V213H132ZM163 214V213H162ZM223 214V213H222ZM242 214V213H241ZM249 214V213H248ZM251 214H249V215H251ZM10 215V216H9ZM33 215V214H32ZM37 215V214H36ZM59 215H62V213L61 214H59ZM64 215V214H63ZM116 215H117V213H116ZM174 215V214H173ZM203 215L204 216H207V217H209L210 219L207 221V217L206 218H204L203 217ZM219 215L221 216V217H219ZM238 215V214H237ZM34 216H35V214H34ZM46 216H47V214L45 215V217L44 218H46ZM49 217H51L50 215H48ZM54 216H56V215H54ZM95 216V215H94ZM135 216V215H134ZM199 216H202L201 218L199 217ZM263 216V215H262ZM261 216V217H262ZM1 217V216H0ZM14 217V216H13ZM30 217V216H29ZM32 217V216H31ZM88 217V216H87ZM113 217V218H112ZM124 218V219H122V218ZM132 217V216H131ZM136 217H137V215H136ZM150 217V218H149ZM231 217V218H230ZM2 219H3V217H1ZM0 218V219H1ZM34 218V217H33ZM38 218H40V217H38ZM60 218V217H59ZM90 218V217H89ZM88 218V219H89ZM112 218V219H111ZM149 218V219H148ZM236 218V217H235ZM11 219H12V217H11ZM20 219V218H19ZM50 219V218H49ZM49 219H47L48 221H49ZM52 219H53V217H52ZM52 219H50V220H52ZM84 219V218H83ZM87 219V220H88ZM92 218H90V220H91ZM96 219V218H95ZM134 219H136L137 221L136 222H138V220H139V227H138V225L137 226H135L134 227V225L133 224H135V223H132V221L134 220ZM189 219V220H190ZM261 219H263V217L261 218ZM10 220V219H9ZM13 220V219H12ZM20 220V221H21ZM32 220V219H31ZM44 220V219H43ZM54 220H55V218H54ZM82 220V219H81ZM149 220H152V221H149ZM243 220V221H242ZM2 221H4V220H2ZM11 221V220H10ZM14 221V220H13ZM19 221V220H18ZM24 221H23V225H24ZM45 222H46V220H44ZM240 221H242V224H241V222ZM259 221V223H260V219L258 220ZM257 221V222H258ZM262 221V220H261ZM1 222V221H0ZM6 222H8L7 220H6ZM83 222V221H82ZM90 222V221H89ZM103 222V221H102ZM135 222V221H134ZM255 222H256V220H255ZM256 222V223H257ZM2 223H4V222H2ZM13 222L11 221V223L10 222H8V224H12ZM39 223H40V220H39ZM41 223H42V220H41ZM48 223H50L51 224V226L53 225L52 224V221L50 222H48ZM208 223V224H207ZM229 223V224H230ZM251 223V224H250ZM249 224L250 225H253V227H255L256 225H258V223L256 224V223H254L255 224V226H254V224H253V222H250ZM88 224V223H87ZM219 224H221V223H219ZM219 224L217 225V228H218V226H219ZM245 224V226H243ZM6 225V224H5ZM12 225H15V224H12ZM11 225V226H12ZM38 225V224H37ZM42 225V224H41ZM41 225L39 226V227H41ZM43 225H46L45 223L43 224ZM209 225V226H208ZM215 225V226H216ZM238 225H240V226H238ZM249 225V227H247L246 229H251L252 227ZM3 226V225H2ZM26 226V224H25V227H27ZM55 226V225H54ZM65 226V225H64ZM81 226H82V224H81ZM84 226V225H83ZM82 226V227H83ZM202 226H207L208 228H209V230H208V233H206L205 232V235L206 236H204V232L203 231H198V229H199V227H202ZM214 226V227H215ZM9 227V226H8ZM21 226H19V228H20ZM24 227V226H23ZM23 227H21V229L23 228ZM38 227V228H39ZM45 227V226H44ZM138 227V228H137ZM4 228V227H3ZM14 227H12L11 229H8V230H12ZM28 228V227H27ZM48 228H49V226H48ZM48 228H47V230H48ZM52 228V227H51ZM68 228V227H67ZM67 228H65L66 230H67ZM80 228V227H79ZM136 229V231L134 230V229ZM198 228V229H197ZM202 228H205L206 229V227H202ZM207 228V229H208ZM216 228V227H215ZM223 228V227H222ZM236 228H237V230H236ZM259 228V227H258ZM4 229H6V228H4ZM50 229V228H49ZM74 229V228H73ZM87 229V228H86ZM100 229V230H101ZM110 229V230H109ZM139 229H141V230H139ZM205 229H204V231H205ZM224 229V228H223ZM14 230V229H13ZM16 230V229H15ZM20 230V229H19ZM19 230H16V231H18V234L16 233V235H18V240H20L21 239V234H23L21 231H23V230H21L20 232H19ZM30 230V229H29ZM59 230V229H58ZM137 233L138 232V230L139 231H141V232H144L145 233V235H143V233H141V232H138V234L139 233H141V234H135L134 233V231ZM200 230H202V229H200ZM214 230H217V229H214ZM234 230H235V232H234ZM256 230H259V229H256ZM255 230V231H256ZM4 231V230H3ZM15 231V232H16ZM26 232H27V230H25ZM25 231H23L24 233H25ZM51 231H53V230H51ZM57 231V230H56ZM63 231V230H62ZM72 231V230H71ZM98 231V230H97ZM187 231V232H186ZM188 231L190 232L189 233V235H190V237L189 238H187L186 237V234L188 235ZM218 231V230H217ZM219 231V232H220ZM244 233H243V232ZM254 231V230H253ZM9 232V231H8ZM44 232H45V235L47 234V231H46V229L44 230ZM50 231L48 230V233H49ZM59 232V231H58ZM68 232V231H67ZM201 232H203V234L201 233ZM232 232H231V234H232ZM4 233H6V232H4ZM20 233V234H19ZM28 233H29V231H28ZM38 233V232H37ZM61 233V232H60ZM65 233V232H64ZM63 233V234H64ZM72 233V232H71ZM186 233V234H185ZM12 234L14 235L15 233H13V231H12ZM32 234H34V232L32 233V231H31V235ZM43 234V233H42ZM41 234V235H42ZM97 234V233H96ZM135 234V235H134ZM230 234V235H231ZM243 234V235H242ZM254 234H255V236H256V234H257V237H259V239H257V237L255 238V237H253L254 236ZM4 235V234H3ZM5 235H7V233L5 234ZM9 235H11L10 234V232H9ZM16 235H14V236H16ZM25 235V234H24ZM28 235V234H27ZM26 235V236H27ZM53 235V234H52ZM51 234H50V236H52ZM74 235V234H73ZM83 235V234H82ZM160 237H159V236ZM188 235V236H189ZM220 235H222V236H220ZM229 234L227 235V236H225V237H227V238H229V236H230ZM13 236V237H14ZM37 236V235H36ZM35 236V237H36ZM85 237L84 238H87L86 237V235H84ZM136 236H137V238H136ZM154 236V237H155ZM168 236V237H167ZM244 236V238H241V237H243ZM245 236H246V238H247V240L248 241H250L251 240V237H253L252 239H256L255 241H256V243H253V242H255V241H252L251 240V242L253 243H248V241L246 240V241H243V240H245ZM1 237H2V235H1ZM12 237V238H13ZM17 237V236H16ZM22 237H23V235H22ZM29 237V236H28ZM28 237H27V239H28ZM33 237V236H32ZM38 237H39V234H38ZM49 237V236H48ZM56 237V236H55ZM78 237V236H77ZM89 237V236H88ZM235 237V238H234ZM260 237L262 238V239H260ZM6 238V237H5ZM7 238H10V237H7ZM7 238H6V241H9V239L7 240ZM15 238V237H14ZM26 238V237H25ZM45 238H47L46 236H45ZM59 238V237H58ZM83 238V236H82V239L81 240H83L84 239ZM11 239V238H10ZM40 239H42V236L40 237ZM52 239H54V238H52ZM88 239V238H87ZM146 239V240H145ZM163 239V238H162ZM207 239V240H206ZM209 239V240H208ZM240 239L242 240V242H240ZM23 240L24 239H22V241H21V243L23 242ZM29 240H30V238H29ZM37 239L35 238V241H36ZM57 240V239H56ZM61 240V239H60ZM60 240H59V243H60ZM70 240V239H69ZM84 240H86V239H84ZM151 239H149V241H150ZM219 240V239H218ZM222 240V244L224 245L225 244V241H223V240H226V239H224V237L221 239ZM221 240H219V242L221 241ZM231 241V243L232 244H234L235 243V241H233L232 242V239H230ZM6 241H4V242H6ZM27 241V240H26ZM25 241V242H26ZM30 241H32V240H30ZM34 241V240H33ZM48 241V240H47ZM46 241V239H45V241L44 242H47ZM51 241V240H50ZM148 241V242H149ZM152 241H151V243L149 242V244H153L152 243ZM228 241L229 240H227L226 242H227V244H228ZM2 242V240L0 241V243ZM3 242V243H4ZM13 242H15V239H14V241ZM25 242H24V245H25ZM39 242V241H38ZM67 242H69V241H67ZM169 242V241H168ZM224 242V243H223ZM241 244H240V243ZM28 243V242H27ZM34 243V242H33ZM32 243V244H33ZM43 242H41V244H42ZM159 243V242H158ZM2 244V243H1ZM0 244V245H1ZM14 244V243H13ZM17 244V245H16ZM31 244V245H32ZM38 244V243H37ZM47 244V243H46ZM51 244V243H50ZM57 244H58V242H57ZM202 244H201V247H203L202 246ZM206 244H205V246H206ZM214 244V245H213ZM227 244L225 245V247L223 246V245H221L220 247L221 248H218L219 249V251H217V252H219V256H218V258H219V261H220V263L222 262V261H224L225 262V264H229V262H230V260L226 263V259L229 257V255H228V253H229V250L227 249L228 247H226L227 246ZM253 246H252V245ZM264 244V243H263ZM3 245H5V244H3ZM6 245H7V243H6ZM5 245V246H6ZM23 244L20 246V243L18 242V241H16L15 242V246H16V248L18 249V248H22V246H24ZM52 246H53V244H51ZM204 245V244H203ZM249 245H251V246H249ZM26 246V245H25ZM35 246V245H34ZM42 246V245H41ZM49 246V245H48ZM111 248H110V247ZM154 246H156V247H154ZM213 246H215V247H213ZM228 246H230V243L228 244ZM8 247V246H7ZM14 247V246H13ZM63 247V246H62ZM69 247H71V246H69ZM114 247V248H113ZM139 247V248H140ZM9 248V247H8ZM21 248H20V250H21ZM24 248V247H23ZM26 248H29L28 247V245H27V247ZM30 248H32L31 246H30ZM39 248V247H38ZM37 248V249H38ZM102 248V246L100 247V249ZM106 248V247H105ZM212 248V249H211ZM213 248H215V249H213ZM6 249V248H5ZM16 249V250H17ZM40 249V248H39ZM38 249V250H39ZM45 249V248H44ZM99 249V250H100ZM199 249H200V247H199ZM198 249V250H199ZM205 249V248H204ZM232 249V248H231ZM253 249H254V251H253ZM259 249H262L261 248V246H260V248L258 247V249H257V251L259 250ZM7 250H9V251H11L10 249H7ZM14 250H15V247H14ZM13 250V251H14ZM29 250V249H28ZM28 250H26L28 253H29V251ZM31 250V249H30ZM37 250V251H38ZM43 250V249H42ZM58 250V249H57ZM63 249L61 248V251H62ZM64 250H65V248H64ZM80 250V249H79ZM206 249H205V251H207ZM236 250H235V252H236ZM25 253H26V251H25V248H24V250H23ZM41 251V250H40ZM46 251V250H45ZM61 251L59 252V254L61 253ZM68 251V250H67ZM67 251L65 252L64 251V257H63V259L66 261V262H68V263H66L65 261V264H72V259L70 260V258H72V256L70 257L68 254H67ZM78 251V250H77ZM129 251H130V253H129ZM136 251V253H135V259H136V257L137 258H139L140 257V255H142V254H140L139 255V257H138V254L137 253H141V252H137V251H139V249L138 250H135ZM142 251V252H143ZM212 251L214 252V254H212ZM232 252H233V254H234V250H231ZM33 252H35V251H33ZM57 252V253H58ZM70 252V251H69ZM74 252V251H73ZM102 253H103V251H101ZM100 251H98L97 253L98 254H100L101 253ZM199 252V253H198ZM11 253V252H10ZM16 253H19V252H16ZM32 253V252H31ZM49 253H50V251H49ZM54 253H55V251H54ZM56 253V254H57ZM62 253H63V251H62ZM61 253V254H62ZM96 253V256H98V254ZM262 253V252H261ZM1 254V253H0ZM60 254V255H61ZM83 254H86V252L85 253H83ZM82 254V255H83ZM117 254V255H116ZM136 254H137V256H136ZM202 254V253H201ZM257 254V253H256ZM259 254V253H258ZM19 255V254H18ZM47 255V254H46ZM51 255H53L52 253H51ZM50 255V256H51ZM73 255V254H72ZM76 255V254H75ZM101 255V254H100ZM216 255H218V254H216ZM228 255V257L226 258V256ZM254 255V254H253ZM17 256V255H16ZM15 256V257H16ZM22 256V255H21ZM24 256H25V254H24ZM32 256H34V255H32ZM44 256V258H45V255H43ZM56 256V255H55ZM55 256H52V257H55ZM84 256V255H83ZM106 257H107V255H105ZM119 256H121V255H118V257ZM143 256L144 255H142L141 256V258H143ZM153 256H156L157 258H158V256H157V254L156 253H154V255ZM206 256V255H205ZM257 256V255H256ZM23 257V256H22ZM21 257V259H23ZM26 257H30L29 255L28 256H26ZM39 257V256H38ZM58 257H62V256H58ZM76 257V256H75ZM79 257H81L80 255H79ZM117 257V258H118ZM132 257H130V258H132ZM160 257V256H159ZM163 257H165V256H163ZM199 257H197V258H199ZM4 258H5V256H4ZM48 258V257H47ZM102 258H103V254H102ZM105 258V257H104ZM103 258V259H104ZM120 258V257H119ZM117 259V260H120V259ZM140 258V259H141ZM218 258H214V260H215V263H213V264H219V263H217V262H219L217 259ZM261 258V257H260ZM15 259V258H14ZM62 259V258H61ZM73 259H74V257H73ZM77 259H79V258H77ZM108 259V258H107ZM125 259V260H126ZM135 259L133 258L132 260H131V263H132V261L133 262H135ZM144 259V258H143ZM159 259V258H158ZM229 259V258H228ZM262 259H264V256H262ZM12 260H13V258H12ZM18 260V259H17ZM36 260V259H35ZM34 260V261H35ZM42 260H44V259H42ZM75 260V259H74ZM82 260H83V258H82ZM149 260V259H148ZM186 260H188V261H186ZM235 260V261H234ZM1 261H2V259H1ZM1 261H0V263H1ZM8 261V260H7ZM9 261H10V258H9ZM21 261V260H20ZM33 261V258H32V260L31 261H29V262H32ZM50 261V260H49ZM60 261V260H59ZM103 261V260H102ZM106 261V260H105ZM128 261H129V259H127V262L126 263H128ZM139 260L137 259V261L136 262H138ZM145 261V260H144ZM143 261V262H144ZM217 261V262H216ZM4 262V264H5V261H3ZM16 262V261H15ZM14 261H13V263H15ZM19 262V261H18ZM44 262H48V261H44ZM107 262V261H106ZM196 262V261H195ZM210 262V261H209ZM256 262H258V263H256ZM262 262V261H261ZM264 262V261H263ZM9 263V262H8ZM11 263V262H10ZM17 263V262H16ZM15 263V264H16ZM33 263V262H32ZM40 263H42V262H40ZM56 263V262H55ZM102 263H104V262H102ZM116 263L117 264H120L121 263V260L120 261H116ZM116 263H114V264H116ZM124 263H121V264H124ZM125 263V264H126ZM130 263V262H129ZM128 263V264H129ZM130 263V264H131ZM145 263V262H144ZM189 263V262H188ZM211 263V262H210ZM231 263V264H232ZM237 263L239 264V261H237ZM236 262H235V264H237ZM3 264V263H2ZM112 264V263H111ZM134 264V263H133ZM135 264H140V261H139V263H135ZM147 264V263H146ZM189 264H195V263H189ZM199 264V263H198ZM208 264V263H207Z\"/></svg>", "mask_w": 264, "mask_h": 264}]
</instances>
